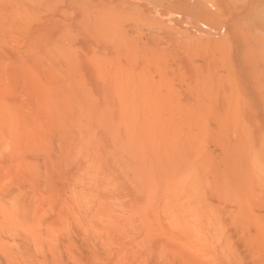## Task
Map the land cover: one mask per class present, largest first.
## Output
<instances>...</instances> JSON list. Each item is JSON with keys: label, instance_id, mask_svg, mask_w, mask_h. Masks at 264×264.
<instances>
[{"label": "rangeland", "instance_id": "374dc122", "mask_svg": "<svg viewBox=\"0 0 264 264\" xmlns=\"http://www.w3.org/2000/svg\"><path fill=\"white\" fill-rule=\"evenodd\" d=\"M24 1V2H23ZM37 1V2H36ZM71 1V2H70ZM112 1V2H111ZM114 1V2H113ZM18 2V3H17ZM20 2V3H19ZM21 2H22V4H21ZM40 2H41V4H40ZM55 2V3H54ZM57 2V3H56ZM60 2H61V4H62V6H61V4H60ZM73 2V3H72ZM104 2V3H103ZM108 2H110V3H108ZM33 3V4H32ZM36 3H39V6H38V4H36ZM52 3H54L55 5H53ZM96 4V6L94 5V4ZM114 5H113V4ZM14 4H16V5H18V8H16V5H14ZM21 6H20V5ZM35 4V5H34ZM50 4H51V6H50ZM103 4V5H102ZM110 4V5H109ZM53 5V6H52ZM93 5V6H92ZM35 6V7H34ZM105 7L104 9H103V7ZM108 6V7H107ZM111 6V7H110ZM37 7H38V9H37ZM40 7V8H39ZM46 7V8H45ZM48 7V8H47ZM61 7V8H60ZM36 8V9H35ZM13 9V10H12ZM24 11H23V10ZM40 9V10H39ZM97 9V10H96ZM15 10V11H14ZM17 10V11H16ZM39 12H38V11ZM56 10V11H55ZM64 10H65V13H67V14H65L64 13ZM94 10V11H93ZM100 10V11H99ZM22 11V12H21ZM36 11V12H35ZM55 11V12H54ZM60 11L61 12H63V14H64V16L65 17H62L63 16V14L59 17V16H57V14H60ZM69 11H70V13H69ZM19 12V13H18ZM7 13H8V15H7ZM34 13V14H33ZM45 13V14H44ZM47 13V14H46ZM225 13V14H224ZM6 14V15H5ZM14 14V15H13ZM23 14V15H22ZM28 14H29V16H28ZM32 14V15H31ZM37 14V15H36ZM80 14H81V16H80ZM18 15V16H17ZM27 15V16H26ZM68 16V18H67V20H66V17ZM73 15V16H72ZM227 15V16H226ZM7 16H8V18H7ZM33 16V18H35V16H37L38 18H41V23H42V25H41V23H40V21L38 22H36L37 23V25L35 24V23H30V20H29V18H31ZM10 17V18H9ZM36 17V19H38ZM44 17V18H43ZM72 17V18H71ZM77 17V18H76ZM79 17V18H78ZM54 18V19H53ZM62 20H61V19ZM65 18V19H64ZM9 19V20H8ZM21 19V20H20ZM36 19H34V20H36ZM56 19V20H55ZM12 20V23H14V24H12L10 21ZM19 20L21 21V22H19ZM46 20V21H45ZM8 21V22H7ZM14 21V22H13ZM45 22V23H44ZM69 22V23H68ZM0 25H2L1 26V28H0V96H2L1 98H0V111L2 112H0V115L2 116V114H3V118L5 117H8L7 119V121H9V120H11L12 119V123L9 121V123L7 122V124H9V125H7L6 123L4 124V127H6V129L5 130H7V128H11V127H15L16 129H14V127H13V129H14V131L16 132H19V133H17L18 134V137H17V135H16V143L17 142H22L21 143V147H22V145H23V147H22V149H19V150H17L18 152V154L20 155V156H22L23 154L21 153V152H23L24 153V151H25V149H26V147L27 146H30L31 145V143L33 144V142H35V141H37L36 143V145L35 144H33L34 146H30V148H33V149H31L32 151H30L29 149H26V151H30V153H28V152H26L25 151V155H23L25 158H23L22 160H21V158H19L18 156H17V154H15L16 153V151H14L15 153V156L13 155H11L12 157H15L14 159L10 156V152H8L9 154H7V151H11V153L13 152V150H15V149H12V146L15 144V146H18L19 145V143H14L13 144V142H12V140H11V144H12V146L10 147V148H8V149H5V151H6V154L9 156V157H7V155H5L7 158H5L4 156V160H2L1 161V158H3V157H1L2 156V154H1V156H0V167H1V171H3L2 173L0 172V182L2 181L3 182V184H2V186H1V184H0V193H2V196L3 195H5V194H7V192H8V194L5 196V198H6V200L8 201V197L11 195L13 198H14V194H15V192H16V194H17V190L21 187L22 189H20V190H22L23 191V193L25 192L26 193V191H27V194L29 195L30 194V196L31 195H33L34 197H33V203H30L29 201L30 200H32L31 198L32 197H30V196H28L27 195V197H26V194L24 195L22 192L20 193L19 191V193H18V195H15L16 197L13 199V198H10L12 201H13V204H15V201H16V204L19 202L20 203V205H19V203L17 204V207L18 206H20L19 207V209H18V211H17V209L16 208H14L15 207V205H13V204H9V202H8V204H9V206L10 207H12V208H14V209H12V208H10L9 207V209L7 208L6 210H9L10 212H12V214L10 213V214H8L7 215V213H9V211H7L6 212V210H3V209H5V208H1L3 211H5V213L2 211L1 212V209H0V216H2L1 215V213H4V215H5V217L7 218V219H9V218H12V216H13V220L12 219H9L10 220V223H9V220H8V223H7V219L5 218L4 220L1 218L0 220V230H3V233H1L0 232V235H1V244H2V246H3V248H1L2 246H1V244H0V264H32L33 262V264H41V262L40 261H42L41 259H43V260H45V263L44 264H46L47 262V264H49V261H48V259L50 260L51 258H52V260H53V262H52V260H50V264H59V263H61V264H71V263H73L76 259V257H77V260H80V261H77L76 260V262H74L75 264H80L81 263V261H83L85 258H87V260L89 261V263L87 262V260L85 261L84 260V262H86V263H88V264H93V261H94V264H114L115 262H116V264L118 263H120V264H141L143 261H142V257H144V262H143V264H215V263H211V261L213 260H215V262L217 261V260H220L219 259V257L222 259L221 261H218V264H232L233 262H234V264H244V262L243 261H246L245 262V264H264V253H263V250H264V246H262L264 243H263V239H262V237L264 238V228H262V226H264V223L262 222L261 223V221L263 220L264 221V208H261L262 206H264V185H261V183H264L263 181L264 180H262V179H264V125H262L261 123H263L264 124V122H263V120H262V122H261V119H260V121H258L259 120V117L260 118H262L263 116H264V114L262 115V114H260L259 113V109L261 110L262 109V112H264V0H262V1H258V0H40V1H38V0H0ZM3 23V24H2ZM9 23H11V24H9ZM20 23V24H19ZM47 23V24H46ZM65 23V24H64ZM32 24H34V26L32 25ZM38 24H39V26H38ZM70 24V25H69ZM8 25V26H7ZM6 26H7V28H6ZM10 26V29L8 28ZM18 26H20V27H18ZM51 26V27H50ZM71 26V27H70ZM12 27H14V29H15V31H13L12 30ZM18 27V28H17ZM34 27V28H33ZM17 28V29H16ZM22 28V29H21ZM30 28V29H29ZM21 29V30H20ZM12 30V31H11ZM2 31V32H1ZM6 31H8V32H6ZM10 31V32H9ZM17 31V32H16ZM25 33H23V32ZM32 31V32H31ZM6 32V33H5ZM27 32H28V34H27ZM7 33H9V34H7ZM20 33V34H19ZM60 33H62V34H60ZM2 34V35H1ZM4 34V35H3ZM24 34V35H23ZM58 34H59V36H58ZM7 35H8V37H7ZM11 37H10V36ZM17 35V36H16ZM20 35H22V37H20ZM28 35V36H27ZM6 36V37H5ZM16 36V37H15ZM11 39V42H10V40L9 39ZM27 38V39H26ZM99 38V40H97ZM104 38V39H103ZM20 39H21V41H20ZM53 39V40H52ZM96 40V41H95ZM7 41V42H6ZM64 41V42H63ZM17 42V43H16ZM66 42V43H65ZM68 42V43H67ZM74 42H76V43H74ZM99 42V43H98ZM17 45H16V44ZM37 43V44H36ZM56 43H60V44H56ZM93 43V44H92ZM13 44H14V46H13ZM19 44V45H18ZM53 44V45H52ZM69 45V47H68V45ZM74 44V45H73ZM95 44V45H94ZM51 45V46H50ZM49 48H48V47ZM52 46H54V48L52 47ZM75 46V47H74ZM40 47H41V49H40ZM55 47H57V48H55ZM45 48V49H44ZM59 48V49H58ZM66 48V49H65ZM25 49V50H24ZM51 49V50H50ZM52 49H54V50H52ZM59 50H61V51H59ZM53 51V52H52ZM52 52V53H51ZM55 52V53H54ZM59 52V53H58ZM64 52V53H63ZM54 54V55H53ZM36 55V56H35ZM59 55H61V56H59ZM33 56V57H32ZM54 56V57H53ZM96 56V57H95ZM16 57V58H15ZM42 57V58H41ZM52 57V58H51ZM37 58V59H36ZM40 58V59H39ZM91 58V59H90ZM25 59V60H24ZM31 59H32V61H31ZM28 60V61H27ZM36 62H35V61ZM61 60V61H60ZM77 60V61H76ZM92 60V61H91ZM95 60V61H94ZM97 60H99V61H97ZM106 61V62H105ZM30 62H32L33 63V66H32V64L30 63ZM90 62H91V64H90ZM30 63V64H29ZM99 63V64H98ZM103 63H107V64H103ZM109 63V64H108ZM34 64H36V66L34 65ZM100 64H102V65H100ZM47 65V66H46ZM59 65V66H58ZM88 65V66H87ZM95 65V66H94ZM32 68H31V67ZM45 66V67H44ZM78 66V67H77ZM91 66V67H90ZM97 66V67H96ZM103 67V68H101V67ZM105 66V67H104ZM130 66L132 67L131 69H130ZM81 67V68H80ZM91 68V69H89V68ZM128 67H129V69H130V71L128 70V75L126 74V73H123V71H125L126 70V72H127V69H128ZM64 68V69H63ZM95 68V69H94ZM97 68V69H96ZM105 68V69H104ZM110 68V69H109ZM124 68H126L125 70H124ZM81 69V70H80ZM99 69V70H98ZM134 69V70H133ZM79 70V71H78ZM89 71V73H88V71ZM104 70H105V72H104ZM107 70V71H106ZM123 70V71H122ZM135 71V72H133V71ZM137 70V71H136ZM81 71V72H80ZM94 71H96V73L94 72ZM37 74H36V73ZM71 72V73H70ZM92 72V73H91ZM107 72V73H106ZM113 72H114V75L115 76H117L118 77V75L120 74L121 75V73H122V75L123 74H126L127 76H122V78L124 77L125 79H126V81H124V84H125V86L123 87V83H122V81H123V79L122 78H120V75H119V78H117V81H116V79L115 80H113V81H115V82H113L112 81V83L114 84H112L111 82H110V80L108 81V80H106L105 81V77L108 75V77H109V79H112V78H115V76L114 75H112L113 74ZM134 74V76H132L131 77V75H132V73ZM27 73V74H26ZM78 73H80V74H78ZM105 73V74H104ZM131 73V74H130ZM68 74V75H67ZM83 74V75H82ZM93 74V75H92ZM44 77H43V76ZM79 75V76H78ZM145 75H147V77L145 76ZM64 76V77H63ZM76 77V78H75ZM98 77V78H97ZM108 77H106V79L108 78ZM112 77V78H111ZM142 77L144 78L145 77V79H142ZM81 78H84L83 80L81 79ZM97 78V79H96ZM128 78V79H127ZM16 79V80H15ZM26 79V80H25ZM34 79V80H33ZM53 79V80H52ZM97 81H95V80ZM103 79V80H102ZM121 79V81H119ZM15 80V81H14ZM43 80V81H42ZM75 80H77V81H79V82H75L74 83V81ZM66 81V82H65ZM88 81H90V83L88 82ZM95 81V82H94ZM98 81H100L99 83H101L102 81L104 82H109V86L108 87H106V84H103V82H102V84H98ZM128 81V82H127ZM13 82H14V84H13ZM30 82V83H29ZM37 82H39V83H37ZM88 82V83H87ZM121 82V83H120ZM145 85H143L142 83ZM19 83V84H18ZM35 84V85H33V84ZM73 83H74V85H73ZM79 83H81V85L79 84ZM97 83V84H96ZM130 83H131V85L133 84V86H131L130 88H127V86H129L130 85ZM139 83V84H138ZM143 85H141V84ZM21 84V85H20ZM29 84V85H28ZM40 84V85H39ZM78 84V86L80 85V86H83V84L84 85H88L87 87L86 86H84L85 87V89H79V87H77L76 85ZM119 84H123V85H119ZM128 84V85H127ZM147 84V85H146ZM33 87H32V86ZM90 85H92V86H90ZM96 85V86H95ZM99 85L101 86H103V87H101L102 89H103V91L105 92V94H103V91L101 90V88L99 87ZM113 85V86H112ZM117 85V86H116ZM135 85V86H134ZM137 85H138V87H137ZM8 88H7V87ZM23 86V87H22ZM35 86H37L38 88H36ZM49 86V87H48ZM111 86V87H110ZM116 86V87H115ZM40 87H42V89H40L39 90V88ZM70 87V88H69ZM77 87V88H76ZM97 87V88H96ZM104 87H105V89H104ZM127 88V94H128V89H131V88H133V89H136L137 88V93H138V91L140 92V95H142V97H143V100H145V99H147V101L145 102V101H143L144 103L143 104H145L146 105V107H147V117H145V118H147L146 119V121H147V123H148V119H149V123L148 124H146V122H145V124L147 125V131H145V128L143 127L142 128V123L143 122H140L141 123V125L139 124V120L137 121V119L135 120V118L138 116H134V115H136V112H135V110L134 109H136L137 107H139V106H137L136 108H135V106H136V104H139V105H141L142 103H141V101L142 100H140L139 99V101H137V99L138 98H141V96L139 97V95L138 96H135V97H138L137 99H135L134 97H131V96H129V94L127 95V96H129V97H131V98H129L128 99V103L127 104H129V103H131V107H133V108H131L129 105L127 106L128 107V109H126V107H124V108H122L123 106H126L127 104H125L124 102L127 100V99H125V97L126 96H124V98L122 97V100L120 99L119 100V98L122 96L121 94V90L119 91V89H124V88ZM144 87V88H143ZM145 87H146V89H145ZM5 88H7V89H5ZM16 88V89H15ZM36 88V89H35ZM73 88V89H72ZM95 88H96V90H95ZM109 88V89H108ZM114 88V89H113ZM125 88V89H126ZM143 89V92H142V90L140 91V89ZM70 89V90H69ZM78 89V90H77ZM86 89H87V91H86ZM97 89H99V90H97ZM111 89H113V90H111ZM124 89V90H125ZM139 89V90H138ZM144 89H145V91H144ZM39 90V92L38 93H36L37 91ZM42 90V91H41ZM73 90H75V92L76 93H74V91ZM84 91V92H82V91ZM114 93V94H116L115 92H117V94H118V91H119V93H121V94H119V98H115V99H117L118 100V102L117 103H119L118 105H120V104H125V105H123V106H121V107H118L117 105V107L116 106H114L115 104H117V103H113V100L111 101V102H109V101H107V100H105L103 97L105 96H107L108 94H109V96H110V92L111 91ZM117 90V91H116ZM31 91H33L32 93H31ZM80 91V92H79ZM108 91H109V93H108ZM132 91H134L135 92V90H132ZM3 92V93H2ZM4 92H8L7 94L6 93H4ZM35 92V93H34ZM44 92H45V95H44ZM54 92V93H53ZM106 92L108 93V94H106ZM111 92V93H112ZM142 92V93H141ZM42 93V94H41ZM61 93V94H60ZM71 93H73L72 95H71ZM78 93H80L81 95H79ZM113 93L111 94V98L113 97ZM124 93V92H123ZM126 93V92H125ZM136 93V94H137ZM144 93V94H143ZM6 94V95H5ZM20 94V95H19ZM35 94V95H34ZM37 94V95H36ZM40 94V95H39ZM47 94V95H46ZM49 94H50V96L51 97H49ZM52 94H53V97H52ZM55 94H57V95H55ZM63 94V95H62ZM77 94V95H76ZM101 94V95H100ZM116 94V95H117ZM136 94H134V95H136ZM22 95V96H21ZM26 95V96H25ZM59 95H60V98H59ZM70 95V96H69ZM76 95V96H75ZM88 97H87V96ZM7 96H8V98H7ZM46 96H48L50 99H52L51 101H53V103H50V99H47V98H45ZM93 96L94 97H96V96H99V97H96V98H98V102H99V104H100V102L101 103H105V102H108L107 103V105L105 106V104H104V106L102 105V104H100L101 105V107L99 106L98 107V103H97V101H96V103H94V100H95V98H94V100H93ZM108 96V97H109ZM23 99H22V98ZM34 97V98H33ZM40 97V98H39ZM71 97V98H70ZM73 97V98H72ZM85 97H87V99L85 98ZM101 97V101H100V98ZM110 97H109V99H110ZM115 97V96H114ZM118 97V96H117ZM6 98V99H5ZM21 98V99H20ZM25 98V99H24ZM26 98H27V100H26ZM63 98V99H62ZM78 98V99H77ZM8 99V100H7ZM15 99V100H14ZM62 101H61V100ZM71 99V100H70ZM76 99H77V101H76ZM86 99V100H85ZM106 99H108V98H106ZM114 99V100H115ZM131 99H135L136 101H137V103L136 104H133L135 101L133 100H131ZM221 99H225L224 101L223 100H221ZM4 100V101H3ZM9 100H10V102H9ZM46 100H47V102H46ZM64 100V101H63ZM74 100V101H73ZM82 100V101H81ZM91 100H92V102H91ZM117 100H115V101H117ZM125 100V101H124ZM220 100V101H219ZM26 101V102H25ZM28 101V102H27ZM40 103H39V102ZM61 101V102H60ZM67 101V102H66ZM72 101V102H71ZM83 101H84V103L85 104H87V105H85L84 103H83ZM3 102V103H2ZM25 102V103H24ZM42 102V103H41ZM49 102V103H48ZM56 102V103H55ZM64 104H63V103ZM75 104H74V103ZM123 102V103H122ZM11 103V104H10ZM67 105H66V104ZM38 104V105H37ZM51 104H54V105H52L51 106ZM59 104V105H58ZM77 104V105H76ZM89 104V105H88ZM94 104H97L96 105V109L94 108ZM112 104H114L113 105V107H112ZM5 105V106H4ZM13 105V106H12ZM56 105V106H55ZM70 107H69V106ZM73 105H75V106H73ZM81 105V106H80ZM93 105V106H92ZM144 105V106H145ZM7 106V107H6ZM16 106V107H15ZM58 106V107H57ZM71 106H72V108H71ZM77 106V107H76ZM85 107V109H83V107ZM102 106H103V108H102ZM142 106V105H141ZM141 107V111H140V113H142V116L145 114L146 115V113H145V111H146V108L145 107ZM257 106V107H256ZM260 108H259V107ZM13 107H15V108H13ZM81 107V108H80ZM86 107H87V109H88V113H86V114H88V115H90L92 118L95 116V115H97L98 113H100V114H98V116H95L96 118L98 117V120L96 119V118H94V120H97V121H93L94 123H93V127H92V123L90 122V120L92 119H90V118H87L86 116V114H85V112H87L86 111ZM89 107V108H88ZM107 107V108H106ZM118 108V109H116V108ZM130 107V108H129ZM50 108V109H49ZM59 108H61V109H59ZM106 108V109H105ZM109 108H110V110H109ZM115 108V109H114ZM143 108H145V110L143 109ZM257 108H259V109H257ZM4 109H6V111H4ZM79 109V110H78ZM91 109H92V111L95 109V111H93L92 112V114L89 112V111H91ZM122 109V110H121ZM126 111V113H125V111ZM131 109V111H129ZM132 109L134 110V112H132ZM140 109V108H139ZM138 109V110H139ZM257 109V110H256ZM12 110H13V112H12ZM15 110V111H14ZM17 110L19 111V115H18V112H17ZM42 110H44V111H42ZM63 110V111H62ZM76 110V111H75ZM85 110V111H84ZM116 110H117V112H116ZM137 110V109H136ZM111 112V114H110V112ZM124 111V112H123ZM8 113L7 114V116H6V113ZM16 112H17V115L18 116H16ZM84 113V116H85V118H87V119H90V120H86L87 122H85L87 125L89 124V125H91V127L90 126H88V129H87V127H84V128H86V130L85 129H83V131L86 133V131L88 130V131H90V128H91V132L89 133H87V135L89 136H91V133H92V135L93 136H95V141H96V139H99L98 141H96L95 143V145H98V147L97 146H94V148L92 147L93 145V143H91V147L93 148V150L92 151H96V150H98L99 149V151L98 152H101V150H100V148H102L101 146H99V144H101V145H104L105 146V148H106V150H104V152L106 151V152H110L111 154H112V156H117L118 155V151L120 150V149H118V151L116 152L117 153V155H114L115 154V151H113L115 148H116V145H118V147L117 148H120L119 146V144H122V143H124V142H122L123 140H124V138H123V140L122 141H120V138L121 137H123L124 135H120V138L119 137H117V136H119V135H117L118 133H116V135H113V136H115V138L112 136V133L110 134L109 132H110V130L111 131H114V133L117 131V129H115V127L114 128H112L113 126H116V128H118V129H120V128H122V127H120L121 126V123L123 122H120V123H117L118 121H121L120 119H124L125 121H124V123H127L126 121H128V123L130 124V126H128V124L126 125L125 124V126L122 124V126H123V131L125 132V130H127L126 132H127V134L130 132V131H133V129H134V127H136L135 126V123H132L131 124V119H132V122H134L133 120H135L136 121V123H137V125L139 126V128H135L134 129V131H136L137 129L140 131L141 129H143V131L144 132H142L141 131V133H143L142 135H143V137L142 138H145L144 137V133H146L147 134V138H145L144 140H146L147 139V146L145 147V156H147V158H149V160L150 159H153V157H154V160H151V163H148L149 162V160L147 161L144 157H142V159H145L146 161H147V164H148V170H145L147 173H149L150 172V174H151V171H152V168L153 169H155V165H156V171L154 172V173H152L151 174V177H148L149 179H153L152 181L154 182V185L155 184H157L158 186H160L161 185V183H163V186H164V184L166 185V183H167V181H169V186L171 185V182H173L175 179V184H176V181L178 180V178H179V176L178 175H176V171L177 170H179L180 169V171H178V173L180 172L181 173V171L182 170H184L183 172H187L189 175L191 174L192 176H191V178L192 179H196V185H195V183L194 182H192V179L189 181V183L188 184H190V182H192L191 183V185L193 186V190L188 186V189L190 190V192L189 191H187L186 189H184L183 188V190H181V186H180V189L179 190H181V194H182V192L185 190L187 193V195L188 194H190L191 192H193L194 191V189H196L194 192H195V194L194 195H196V197L198 196L197 194H196V191L197 190H200L199 191V193H200V195L198 196L199 198V200H198V202H200L199 204H200V206L198 205V204H195L194 205V207H192V205L189 203V201H192V200H194L195 198L193 197V196H191L193 199H191V200H189L188 201V204H190L191 205V207L192 208H194V209H192L193 211L192 212H194V216H195V219H197L196 221H198V223L200 224L201 223V225H199V224H197L198 226H199V231L201 232L200 234H203L204 236H207V234H209V232L211 231V229L213 230V227H214V232L212 231L211 233H210V235H208V236H211L210 237V239H208L207 241H206V243H202V244H204V247H203V252L205 251V250H207L206 248L210 245H216V247H217V249H216V247H213V246H209L208 248V251H205V252H207V253H202L201 251H199V249H200V247H201V244H199V243H197L198 245H197V247H199V249L197 250V248L196 249H194L195 248V246H194V244H193V247L194 248H190V247H187V245L186 244H188V243H186L187 241L185 240V237H182L183 236V233H185V232H183L182 233V230L181 229H179L180 227H178L177 229H179V230H177L176 228H174V230H172L171 232H170V230H166V229H164L163 228V225L164 224H162L163 223V221L162 220H160V219H163V218H160V217H164L167 213L168 214H170V213H172L175 209H177V211L176 212H178V208H179V206L177 205L178 203V200H177V198H183V196H179V197H173V199H174V201H176V202H171V201H169L170 199H169V197H166V196H164L165 198H167V199H169L168 200V203H172L171 205H168L167 206V209L166 210H169L168 209V207H170L171 206V208L172 209H174L172 212H171V210L172 209H170V212L168 211L167 213L165 212L166 210H163V209H165L166 207H165V205H167L166 203L164 204L163 203V200L165 199L164 197V199L162 198V193L165 195L166 193H164V192H166V191H168V196H169V193L171 192V190H172V188H173V186H172V188L171 189H169V190H166L164 187H162V185L159 187L160 188V190L158 189V192H157V190L155 191V190H153L156 194H155V197H159L160 199L158 200V199H155V197H152V196H150V194H149V196L150 197H152V198H154L155 200H152V201H154L157 205L158 204H160V202L161 203H163V204H161V205H159V206H161V209L159 208V207H157V205H153L154 204V202H153V204H152V202L150 201V204L148 205V206H150L151 205V207L153 208L154 206H156L157 208H156V213H157V216L156 217H153V215H151V213L149 212V214H147V215H149L151 218L153 217L154 218V220H153V218L152 219H150V218H147V223H152L151 224V228L149 227L148 229H147V231H145V230H143V229H141V230H137V233H136V229H132V231L130 230L129 232L127 231L128 229H124V230H121V229H119V232H120V230L121 231H127V233H129V236L127 235V234H125L124 232H122V233H124V234H119V233H116V232H118V231H116V232H113V230L111 231V232H113V234L112 233H109V234H107V233H104L105 234V236H106V234H107V238H109V240H111V234H112V240H113V238H115V237H120L119 239H117V240H120L121 239V236H118V234L119 235H122V236H125V239H121L122 240V242H120L119 243V241H115V243H113L112 244V242H114V240L112 241H110V243L112 244V247H110L109 248V246L111 245H108V247H107V243H109V241L107 240V239H105L106 241H108V242H106L103 238H101V239H96L95 240V238L98 236V235H100L101 234V237H103L102 235V233L104 232V228H105V226H107V224H103V223H101V221H106V220H108V218L106 217L107 215H109L108 213H109V210L111 211V213H112V215H111V213H110V217L112 216V217H114L113 215H116L114 218L115 219H117L116 217L119 215L118 213H119V209H121L122 208V210L121 211H123L124 209V206L127 208V207H131V209H132V207H133V210H134V206H135V201H137V199H136V197L134 198L133 197V200H132V197L129 195V188H128V185L127 184H125V183H127L126 181H124L125 179V177H124V175H120L121 176V178L123 179V181H121L119 178V173H116L117 175H118V179H117V177L115 178V179H113L111 176V173L112 174H114L113 176H115L116 174L115 173H113L114 172V170L116 169V170H118L121 166H118V165H121V163L119 164V162H121L122 161V163H123V157H121V156H123L124 154L122 153L121 155H120V153H119V155H120V157H113V159L115 160V158L117 159V160H115L116 161V163H118L117 164V167H118V169L117 168H115L116 167V164H115V166L113 165L114 163H112V162H114L113 161V159L111 158V162H110V160L108 161L109 163H112V165L114 166H112L111 164L110 165H108V164H106L105 162H106V159H105V161L103 162V160H104V158H105V154L104 155H102L103 157L101 158V159H103V160H98L99 162V167L98 166H96V168H98V169H100L99 171H98V169H95V171L97 170L98 171V175H99V177H98V175H96L95 174V176H93V174H90L89 175V173L88 172H86V173H88V175L89 176H87V180H88V178L89 179H95V180H93V182L94 181H101L100 183H102L103 184V186L101 187V191L103 192V195L104 196H106V194L105 193H107L108 191H109V194H107V195H109L108 197L106 196V198H109L108 200L106 199V198H104L103 196H101L102 195V192L100 191V188H98L99 187V185H93V182L91 181V180H89V182L91 183V184H89V182H87L88 183V186L87 187H89V186H91V187H89V188H87V187H85V188H87L86 190L88 191V189H90V191H93V193H99L100 194V192H101V194L99 195V197L101 196V198H99V199H106V201H110V199H111V197H113V195L115 196V198L112 200L111 199V201H114L115 199H119L118 201H119V204H117L118 205V208H117V206H115L116 204H114V206H112V205H110L109 207L107 206H104V207H102L103 209L106 207L107 209H108V212L106 211V215L104 216V214L105 213H103L102 211V215L104 216H101V212L100 211H98V212H100V216H101V218H105V219H101V218H99V216H98V220L96 221V220H94V217L93 216H91V214H90V216L92 217H87L88 218V220H90V223H89V225L87 224V225H83V226H85L87 229L88 228H92V229H88V230H86V231H88L87 233H88V235H86V231L85 230H83L82 228H83V226L81 227V230L79 231L78 229L77 230H75L76 228H77V226H75V224L74 223H71V225H72V227L69 225L70 223L68 222V219H67V221H63V220H60L61 219V217H60V219H59V213L62 211V209H63V212H62V214H61V216L63 217V215H64V218H65V216H66V218H68V213L70 212H72V211H74L75 210V212H72V214L74 215H72V216H69L70 218H69V221L70 220H72V222L74 221V218H76L75 217V215L76 216H79L80 214H79V210H78V213H76L77 212V207H74V208H76V209H74V208H71V207H73V206H76V204L74 205V203L75 202H73V200L75 201L76 199V195H77V193L79 194V198H78V202H79V199H80V196L81 197H83V199L85 198V196H87V195H90V192H88L87 194H81L80 192H82L81 190L83 189H80L81 187H84L82 184H83V182H80L79 183V185L81 184V186L80 187H78V190L80 189V191H78V190H76V188H75V186H76V180H77V182H78V177H77V179H76V176H78L77 174L79 173V172H81V170L82 171H85L86 170V166H85V164L86 163H88V161H90L91 162V157L93 156V158H94V156H95V154H94V152H92L94 155H92V153L90 154V151H89V146L88 147H86L87 145H85L86 143L85 142H83V139L81 140L80 139V136L81 137H83L82 136V134L84 135V133H82V134H80V135H78V134H76L75 132H77V129L78 128H83V127H78L77 126V122H78V120H79V122L81 123V124H79L80 126H82V124H83V113ZM122 112V113H121ZM131 112H132V114L134 113V115H129V113L131 114ZM139 112V111H138ZM257 112V113H256ZM261 112V111H260ZM10 113V114H9ZM14 113V114H13ZM35 113V114H34ZM37 113L38 114H40V115H37ZM48 113V114H47ZM73 113H75V114H73ZM107 113V114H106ZM120 113V114H119ZM127 113H128V115H127ZM258 113H259V115H258ZM47 114V115H46ZM65 114V115H64ZM79 114V115H78ZM118 115V116H116V115ZM122 114V115H121ZM34 115V116H33ZM42 115L43 116H45V117H42ZM105 115H106V118H105ZM124 115H125V117H126V115H127V117L125 118L124 117ZM141 115V114H140ZM140 115L138 116V117H140ZM197 115V116H196ZM48 116H49V118H48ZM52 116V117H51ZM65 116V117H64ZM76 116V117H75ZM78 116V117H77ZM89 116V117H90ZM104 116V117H103ZM107 116H108V118H107ZM120 116V117H119ZM149 116V117H148ZM169 116V117H168ZM185 116V117H184ZM199 116H200V118H199ZM258 116V117H257ZM20 117H25L26 119H25V121H24V119L22 120V119H20L21 120V122H26L27 120V122L26 123H22V124H24L25 125V127H27V128H25L22 124L20 125V126H18V125H16V124H18L19 122H17L16 124L15 123H13V120H15V121H18L17 119H19ZM62 117H63V119H62ZM102 117V118H101ZM122 117V118H121ZM130 117V118H129ZM137 117V118H138ZM173 117V118H172ZM190 117V118H189ZM203 117V118H202ZM37 118V119H36ZM43 118V119H42ZM45 118V119H44ZM47 118V119H46ZM67 118H69V119H67ZM78 118V119H77ZM99 118H101V120L99 119ZM105 118V119H104ZM117 118H118V120H117ZM134 118V119H133ZM141 118V117H140ZM154 118L156 119V120H154ZM182 118V119H181ZM185 118V120H183ZM197 118H199V119H197ZM257 119V121H258V123H256V124H260L258 127L259 128H257V126L256 125H251L253 122H252V120L253 119ZM36 119V120H35ZM39 119V120H38ZM56 119V120H55ZM64 120L63 122L61 121V120ZM75 119V120H74ZM107 119V120H106ZM111 119V120H110ZM113 119V120H112ZM114 119H116V120H114ZM122 119V120H123ZM143 119V118H142ZM178 119V120H177ZM192 121H191V120ZM194 119H196L195 121H193ZM203 119H204V122H203ZM263 119V118H262ZM0 120H2V119H0ZM45 120V121H44ZM52 120V121H51ZM55 120V121H54ZM58 120H60V121H58ZM67 120V121H66ZM68 120L70 121V123L68 122ZM93 120V119H92ZM103 120V121H102ZM106 120V121H105ZM109 120V121H108ZM130 120V121H129ZM144 120V119H143ZM143 120H141V121H143ZM170 120V121H169ZM198 120V121H197ZM5 121V120H4ZM14 121V122H15ZM41 121H43V123L41 122ZM71 121H75V122H71ZM108 121V122H107ZM111 121V122H110ZM157 121H158V124H157ZM161 121V122H160ZM166 123H165V122ZM185 121V122H184ZM200 121V122H199ZM3 122V121H2ZM39 122V123H38ZM54 122H56V123H54ZM64 122H65V124H67L66 125V131L64 132V129H62V128H65V126H63L62 127V125L64 124ZM67 122V123H66ZM78 122V123H79ZM97 122L100 124H97ZM110 122V123H109ZM116 122V123H115ZM155 122H156V124H155ZM163 122V123H162ZM171 122V123H170ZM178 122V123H177ZM190 122V123H189ZM193 122H195V124L193 123ZM206 122V123H205ZM259 122H261V123H259ZM1 123V122H0ZM42 123V124H41ZM58 123V124H57ZM59 123H61V127H60V124ZM63 123V124H62ZM74 123H76L75 125V127H77V128H75L74 126H73V124ZM110 124L111 126H108V125H105V124ZM112 123V124H111ZM114 123V124H113ZM160 123V124H159ZM171 125H170V124ZM203 123V124H202ZM255 123H253V124H255ZM13 124V125H12ZM38 124V125H37ZM56 124L58 125L57 127H56ZM64 124V125H65ZM86 124H84V126H86ZM97 124V125H96ZM118 124H120V126L118 125V127H117V125ZM133 124H134V126H133ZM151 124V125H150ZM177 124V125H176ZM179 124V125H178ZM186 124H188V125H186ZM190 124V125H189ZM192 124L194 125V126H192ZM199 124H201V127H200V125ZM47 125H48V128H46L47 127ZM49 125H50V128H49ZM68 125H69V127L70 128H72V126H73V128H75L76 129V131H75V129L73 130V128L72 129H70V128H67L68 127ZM94 125H96V126H94ZM101 125H103V126H105V128L104 127H102V128H99ZM113 125V126H112ZM154 125V126H153ZM158 125H160V126H158ZM197 125V126H196ZM202 125H203V127H204V125H208V126H205L204 128L202 127ZM9 126V127H8ZM16 126H18V128H19V131L17 130V127ZM22 126V129L23 128H25V130H29V131H31L33 128V130L31 131V132H28V131H26V133H25V135L23 134V132H21L22 130H21V127ZM38 126V127H37ZM99 126V127H98ZM106 126H108V127H106ZM127 126V129L125 128ZM157 126V127H156ZM176 126V127H175ZM180 127V129L178 128V127ZM200 128H199V127ZM255 126H256V129H255ZM261 126V127H260ZM0 127H1V124H0ZM44 127V128H43ZM128 127H130V128H128ZM3 128V127H2ZM1 128V129H2ZM42 128V129H41ZM96 128V129H95ZM125 128V129H124ZM150 130H149V129ZM174 128V129H173ZM179 130H178V129ZM185 128V129H184ZM196 128V129H195ZM197 128H199V132L197 131ZM202 128V129H201ZM209 130H208V129ZM0 129V130H1ZM45 129V131H43ZM69 129V130H68ZM98 129H101V130H99L98 131ZM106 129H108V130H106ZM176 129V130H175ZM193 129L195 130V131H193ZM204 129H206V131L204 130ZM9 130V129H8ZM12 130V129H11ZM21 130V131H20ZM24 130V131H25ZM70 130H72L73 132H74V134L76 135H74L73 134V132L72 131H70ZM205 131L206 133H204V131L203 132H201V131ZM208 130V131H207ZM256 130V131H255ZM2 131H3V129L1 130V132L0 133H2ZM37 131V132H36ZM47 131H48V133H47ZM63 131V132H62ZM97 132V137H96V132ZM103 131H105V132H103ZM120 131H121V129H120ZM121 132V133H124V132ZM129 131V132H128ZM134 131H133V133H134ZM138 131V132H139ZM163 131V133H164V135H162L163 133H161ZM169 131V132H168ZM179 131V132H178ZM210 131V132H209ZM8 132V131H7ZM22 134H21V133ZM29 134H31V135H28V133ZM80 132V131H79ZM108 132V133H107ZM118 132V131H117ZM125 132V133H126ZM137 132V131H136ZM136 132L134 133V134H136ZM137 132V134L139 135V133ZM157 132V133H156ZM171 132V133H170ZM173 132V133H172ZM180 132H182V133H180ZM188 132V133H187ZM196 132H198V134L196 133ZM3 133H6L5 131H3ZM2 133V134H3ZM43 133V134H42ZM66 133H69L68 135L66 134ZM105 133H107L106 135H105ZM124 133V134H125ZM132 132H130V134H131ZM133 133L131 134V135H133ZM141 133H140V135H141ZM175 133V134H174ZM195 133V134H194ZM1 134V136H3ZM20 134V135H19ZM61 134V135H60ZM66 134V135H65ZM73 134V135H72ZM108 134H110L111 136H112V138H110L111 136H107ZM127 134H126V136H127ZM152 134H153V136L155 137V139H154V137L152 136ZM160 134H161V137H159L160 136ZM177 134V135H176ZM178 134H180V135H178ZM7 135V134H6ZM6 135H5V137H6ZM14 135V136H15ZM24 136V138L26 137V136H29L28 138H26V140L28 139V141L30 140V141H32V142H30V143H27V141H26V143H23V142H25L24 140V138H22L23 136ZM41 135V136H40ZM86 135V134H85ZM138 135H133V136H135L133 139H134V142H135V139H136V137H138ZM139 135V136H140ZM141 135V136H142ZM158 135V136H157ZM169 135H171V136H169ZM181 135H183V138H182V136ZM190 135V136H189ZM200 136V138L197 136ZM203 135V136H202ZM205 135V136H204ZM211 136V137H209V136ZM13 136V137H14ZM33 136V137H32ZM49 136V138H52V139H48L47 137ZM51 136V137H50ZM57 136V137H56ZM65 136H67V137H65ZM71 136V137H70ZM79 136V137H78ZM98 136H104L103 137V140L104 141H106V142H104L103 141V143H105V144H102V141L100 140L101 139V137H98ZM105 136H107V137H105ZM126 136H124L125 137V141H126ZM146 136V135H145ZM150 136H152V138L150 137ZM165 136H166V138H165ZM174 136H175V138H174ZM177 136H179V138L177 137ZM181 136V137H180ZM185 136H187L186 138H184ZM7 137H8V135H7ZM6 137V138H7ZM64 137V138H63ZM77 138V140L76 141H78V138H79V141H78V143L79 144H76V143H74V142H76L75 140H73V138ZM84 137H86V136H84ZM127 137H129V134H128V136ZM131 137V136H130ZM158 137V138H157ZM167 137H169V138H167ZM173 137V138H172ZM202 137V138H201ZM205 137V138H204ZM209 137V138H208ZM4 138V137H3ZM11 138V137H10ZM20 138H22L23 140H21ZM54 138V139H53ZM68 138H69V140H68ZM72 138V139H71ZM119 138V139H118ZM159 138H161L162 139V141H163V139L166 141H163V142H161V143H164V145L165 146H168L167 144V142L168 141H170V138H172L173 139V141H172V143H173V145H174V148H172V152H173V155L171 154V152H169V151H165L164 149H162L161 148V150L163 151V153H161V151H160V147L158 146V149H157V146H155L154 145V143L156 144V145H159V143H160V141H161V139H159ZM192 138V139H191ZM2 139V138H1ZM5 139V138H4ZM12 139V138H11ZM45 139V140H44ZM107 139V140H106ZM108 139H113V141H114V139H116V141H117V143L118 144H116V142H112V140H111V142L112 143H114V144H111V146H109L110 145V143L108 142ZM149 139H151V140H149ZM157 139V140H156ZM171 139V140H172ZM175 139V140H174ZM178 139H179V141H178ZM199 139V140H198ZM201 139V140H200ZM206 139V140H205ZM209 139L211 140L210 142H209ZM255 139H256V142L258 143V142H260V144L258 143V144H253L254 143V141H255ZM15 140V138H13V141ZM19 140V141H18ZM64 140H65V142H64ZM74 141V142H72V141ZM109 140V141H110ZM129 140H132V139H128V141ZM155 140V141H154ZM197 140V141H196ZM204 140V141H203ZM67 141H68V144H67ZM82 141V142H81ZM101 141V142H100ZM133 141V140H132ZM131 141V142H132ZM150 142V144H149V142ZM158 141V142H157ZM177 141V142H176ZM200 143H199V142ZM262 141V142H261ZM44 143V145L45 146H47V147H45V148H47V149H45L44 148V146H43V143ZM64 142V143H63ZM98 142H100V143H98ZM122 142V143H121ZM157 142V143H156ZM178 142L181 144V146H183V147H180V148H183L182 150H187L188 152L190 151V147L189 146H191V148L192 147H196L195 149H197V150H195L194 149V151L196 152V155H195V153L193 152V157H192V159L193 160H195V161H193L192 160V163L194 164V166H196V168L195 167H192L193 166V164L191 163V155H192V153H191V155H189L187 152H186V154L184 153L183 154V152H181V150H180V152L182 153V154H179L178 152H177V150H176V148L178 147V146H176L175 147V144L174 143H177L176 145H178ZM190 142V143H189ZM213 142V143H212ZM67 144V146H66V144ZM89 143V142H88ZM98 143V144H97ZM109 143V144H108ZM130 143V142H129ZM128 143V144H129ZM160 143V144H161ZM167 143V144H166ZM170 143V142H169ZM171 143V144H172ZM197 143H199V145L197 144ZM208 143V144H207ZM26 144V145H25ZM42 144V145H41ZM71 144V145H70ZM77 145V146H81V149L82 150H84V149H87L88 150V155H91V156H89L90 157V160H89V157H88V155H87V157H86V151L84 150V154H85V156L83 155V152H79V151H77L76 152V149H77V146H75L76 148H73L74 147V145ZM125 144V143H124ZM135 144V143H134ZM145 144H146V141H145ZM149 144V145H148ZM151 144H153L154 146H152ZM170 144V145H171ZM196 144V145H195ZM202 144V145H201ZM209 144H211V145H209ZM64 145V146H63ZM73 145V146H72ZM106 145H107V147H106ZM115 146L114 148H111V147H113V146ZM131 145V144H130ZM133 145V144H132ZM169 145V146H170ZM198 145V146H197ZM20 146V145H19ZM18 146V147H19ZM26 146V147H25ZM37 146H39V148H40V146H41V152H40V150L38 149V147ZM52 146H54V147H52ZM66 146V147H65ZM79 146V147H80ZM108 146H109V148H108ZM134 146V145H133ZM132 146V147H133ZM168 146V147H169ZM172 146V145H171ZM170 146V147H171ZM185 146V147H184ZM199 146H201L202 147V150H198L199 148ZM204 146V147H203ZM208 146V147H207ZM14 147V146H13ZM42 147H43V149L44 150H46L45 152L44 151H42L43 149H42ZM51 147V152H50V150H49V148ZM57 147V148H56ZM83 147V148H82ZM85 147V148H84ZM95 147H97L96 149H95ZM162 147H163V145H162ZM169 147V148H170ZM173 147V146H172ZM211 147V148H210ZM29 148V147H28ZM38 150H37V149ZM71 148V149H70ZM116 148V149H117ZM152 149V151H151V149ZM186 148V149H185ZM208 148H209V150H208ZM224 148V149H223ZM34 149H36V150H34ZM54 149V150H53ZM79 149V148H78ZM80 149V150H81ZM95 149V150H94ZM103 149H104V147L102 148V152H103ZM150 149V151H148ZM201 149V148H200ZM207 149V150H206ZM21 150V151H20ZM56 150V151H55ZM65 150V151H64ZM68 150V151H67ZM90 150H91V148H90ZM157 152H156V151ZM168 150V149H167ZM192 150V149H191ZM223 150V151H222ZM36 152V154L35 153H33V152ZM39 151V152H38ZM53 151V152H52ZM55 151V152H54ZM59 151V153H57V154H55L56 152H58ZM62 151V153H63V151H64V154H63V156L65 157V154L67 155V157L68 158H65L64 160L66 161H68L69 163H71L72 164V162L71 161H73L74 163H75V167H77L76 169H77V174L76 173H74L73 174V172H75L76 170L74 169L75 167L73 166V164L72 165H70V166H68L69 167V169L71 170V171H69V170H67L66 168H67V164H69L68 162H65V161H63V156L62 157H60L59 155H61L60 154V152ZM69 151L71 152V153H69ZM121 151V150H120ZM119 151V152H120ZM128 151V150H127ZM147 151V152H146ZM159 151V152H158ZM193 151V150H192ZM199 151H201V152H199ZM206 151V152H205ZM214 151V152H213ZM3 152V154L5 153L4 151H2ZM73 152H76V155H77V153L79 152L81 155V157L83 158V160H82V158L80 157L79 158V156L77 157L76 156V158H74V156L75 155H73ZM103 152V153H104ZM105 152V153H106ZM114 152V153H113ZM122 152V151H121ZM129 152H132V151H130L129 150ZM168 153L169 152V154H171V156L170 155H168L167 154V156H168V158L166 157V154L164 155V157H166L167 159H164V163H166V165H165V168H162L160 165V167H161V169H163L162 170V172L164 173H162L160 170V167H159V169L160 170H157L158 169V167H157V164H161V162H162V159L161 158H164L163 157V155L162 154H164V153ZM191 152V151H190ZM43 153H45L44 155H43ZM50 153H52V155L55 157H53L52 155H50L49 156V154ZM79 153H78V155H79ZM102 153V154H103ZM109 153V155H107V157L109 158V157H112V156H110L111 154ZM147 153H151L150 155L149 154H147ZM156 153V154H155ZM161 153V154H160ZM178 153V154H177ZM198 153H200V156H199V154ZM202 153V154H201ZM220 154L219 156L218 155H216V154ZM222 153V154H221ZM22 154V155H21ZM28 154V155H27ZM32 154V155H31ZM69 154H70V156H69ZM75 154V153H74ZM96 154H98V153H96ZM125 154L127 155V153L125 152ZM153 154V156H152V158H151V155ZM188 154V155H187ZM26 155H27V157L28 158H30V157H32L31 159H29V163L27 162L28 160V158L26 157ZM36 155V157H37V159H35L34 158V156ZM38 155H42L41 157L40 156H38ZM118 155V156H119ZM160 156L161 157V155H162V157L161 158H159L158 159V157L157 156ZM177 155H179V156H177ZM203 155V156H202ZM210 155V156H209ZM212 155H213V157H212ZM43 156L45 157V158H43ZM52 156V160H51V157ZM97 156V155H96ZM98 156H101L100 154H98ZM97 156V157H98ZM144 156V155H143ZM156 156V157H155ZM198 158V159H195L196 157ZM215 156V157H214ZM256 156H259L258 158H255ZM12 158V159H9V158ZM16 157H18V160H17V158ZM60 157V158H59ZM71 158V160H69L70 158ZM74 159H73V158ZM125 157V156H124ZM169 157H171L172 159H170ZM180 157V158H179ZM228 157V158H227ZM35 160H34V159ZM41 158V159H40ZM55 159V161H54V159ZM58 158V159H57ZM62 158V159H61ZM86 158V163L84 164V159ZM176 158V159H175ZM183 158V159H182ZM200 158H204V159H202V167H204L203 166V164L204 165H206V163H207V167L208 168H200V166H201V163H199L200 162ZM209 158V159H208ZM211 158V159H210ZM224 158V159H223ZM26 159V160H25ZM61 159V160H60ZM73 159V160H72ZM77 159V160H76ZM88 159V160H87ZM98 159V158H97ZM122 159V160H121ZM128 159V158H127ZM127 159H125V160H127ZM141 159V160H142ZM156 159H157V164H153V163H155L156 162ZM207 159H208V161H207ZM261 160L259 163L258 162H256V161H253V160ZM10 160H11V162H10ZM12 160H14V161H12ZM19 160H21V161H19ZM57 160H59V163H58V161ZM82 160V161H81ZM96 160V159H95ZM118 160H119V162H118ZM129 160V163L128 164H130V159H128ZM168 160V161H167ZM174 160H176V162L174 161ZM183 161V162H181V161ZM204 160V161H203ZM206 160V161H205ZM19 161V162H18ZM23 161V162H22ZM34 161H40V163H35ZM44 161V162H43ZM53 161H54V163L56 164H53ZM57 161V162H56ZM76 161H77V163H76ZM97 161V160H96ZM145 161V162H146ZM198 161V162H197ZM14 162V163H13ZM26 162V163H25ZM31 162L32 163H34L33 165H29L28 166V164H31ZM46 162H47V164L49 163L50 165H48L49 167H50V169L49 170H47V168H49L47 165H46ZM61 162V163H60ZM64 162H65V164H64ZM100 162H102V163H105V165L103 164V166L101 167L100 166ZM125 162H128V161H125ZM134 162H136V161H134ZM169 162L171 163L170 164V166L172 165V162L174 163H177V167H175L176 165H172L171 167L169 166L168 168H167V166L169 165ZM205 162V163H204ZM219 162V163H218ZM256 162V163H255ZM7 163H10V164H7ZM17 163H19V164H17ZM23 163H25V165L23 164ZM44 163V164H43ZM82 163H83V165H82ZM91 163H94V162H91ZM90 163V164H91ZM97 163V162H96ZM167 163H168V165H167ZM197 163H199V165L197 164ZM227 163H228V165H227ZM15 165V167L13 166V165ZM23 166H22V165ZM40 164H41V166H40ZM58 164H60L62 167H60V166H58ZM78 164H79V166H78ZM80 164H81V167H80ZM90 164H89V166H90ZM132 164V163H131ZM134 164V163H133ZM192 164V165H191ZM18 165V166H17ZM39 165V167H41V168H39V167H37ZM162 165V164H161ZM247 165V166H246ZM3 166V167H2ZM6 166H8L9 167V169H8V167H6ZM10 166H12V167H14L13 169H11V173L9 172L10 171ZM30 167V168H28V167ZM36 167V171L34 170V168ZM58 167V169L56 168V172L58 173V172H61L62 171V173H60V175H62V176H64L65 174H67L68 175V171H69V175H70V172H72L71 174L73 175V177H71V176H64V177H62V176H60L59 175V173H58V175L57 174H55L56 172H55V168L54 167ZM64 166H65V168H64ZM72 166V167H71ZM83 166V167H82ZM88 166V167H89ZM109 166H111L112 167V169H111V167L109 168ZM211 166V167H210ZM244 166V167H243ZM27 167V168H26ZM47 167V168H46ZM59 167H60V169H59ZM74 167V168H73ZM87 167V168H88ZM92 167H95V165L93 164V165H91V167H89V168H92ZM101 167V168H100ZM108 167V168H107ZM133 167V166H132ZM145 167H147V166H145ZM173 167H174V169L176 168H178L176 171H175V175L177 176V177H173L172 178V176H171V170L173 169ZM182 167V168H181ZM230 167H231V170L232 171H229L230 170ZM247 167V168H246ZM3 168H4V170H3ZM25 168V169H24ZM37 168L39 169V171H37ZM61 168H64V169H61ZM78 168H80L79 169V172H78ZM85 170H84V169ZM115 168V169H114ZM122 168V167H121ZM129 168H130V166H129ZM171 170H170V169ZM234 168V169H233ZM244 168H245V170H244ZM6 169V170H5ZM15 169L17 170L18 169V171H15ZM21 169H22V171H21ZM28 169V170H27ZM67 171H66V170ZM72 169H74V170H72ZM102 169V170H101ZM111 169V170H110ZM133 169V168H132ZM132 169H130L131 171H132ZM146 169V168H145ZM151 169V170H150ZM174 169H173V172L172 173H174ZM182 169V170H181ZM195 169H196V171L197 172H195ZM199 169V170H198ZM205 169V170H204ZM211 171H210V170ZM226 169H228V171L226 170ZM237 169V170H236ZM34 172H33V171ZM41 170V171H40ZM58 170H61V171H58ZM65 170V171H64ZM90 170V169H89ZM92 170V169H91ZM90 170V171H91ZM94 170V169H93ZM109 170L111 171V173L109 172ZM127 170V169H126ZM170 172H169V171ZM202 170V171H201ZM227 171V173H226V171ZM236 170L237 172H234V171ZM239 170V171H238ZM248 170H249V172H248ZM250 170H251V172H250ZM7 172V173H5V172ZM13 171H15L14 173H17L16 175L14 174V177H21V178H23V179H21L20 180V178H19V180H17L18 181V184L20 183V182H28V184H26L25 186H24V184L23 183H20V187L18 186V184H16L17 182H16V178H14L13 177ZM28 171V172H27ZM44 171H45V173H44ZM48 171H51L50 173H52V178L49 176V172ZM64 171V172H63ZM87 171V170H86ZM106 171H108V172H106ZM121 171H122V169L119 171L120 172V174H121ZM123 171H124V169H123ZM123 171H122V173H123ZM131 171H130V173H131ZM149 171V172H148ZM160 173H159V172ZM166 171H168V172H166ZM204 171H205V174H206V172H207V176L205 175V174H200V173H204ZM253 171V172H252ZM10 174H9V173ZM37 172H38V174H37ZM67 172V173H66ZM100 172V173H99ZM116 172V171H115ZM118 172V171H117ZM125 172V171H124ZM127 172V171H126ZM182 172V173H183ZM225 172V173H224ZM231 172H232V174H231ZM234 172V173H233ZM23 173V174H22ZM28 173V174H27ZM34 173V174H33ZM42 175H40V174ZM63 173H65V174H63ZM90 173H94V172H90ZM96 173V172H95ZM156 173V174H155ZM181 173V174H182ZM231 175H229V174ZM1 174H2V176L4 177V175H6V177L8 176V178L9 177H11L10 178V180H11V182L9 181V179L8 178H6V177H2L1 176ZM9 174V175H8ZM21 174V175H20ZM32 174V175H31ZM37 176H36V175ZM80 174V173H79ZM82 178L79 176V179H83V180H85V176H84V172H82ZM128 174V173H127ZM155 174V175H154ZM187 174V175H188ZM198 174H200L201 176H199ZM25 175H26V177H28L29 176V178H28V180L29 181H24V179H25ZM28 175V176H27ZM44 175V176H43ZM57 175V176H56ZM92 175V176H91ZM110 175V176H109ZM116 175V176H117ZM148 175V174H147ZM196 175H197V177H196ZM238 175V176H237ZM244 175V176H243ZM253 175H257V177H259V178H257V177H255V176H253ZM33 176H34V178H33ZM36 176V177H35ZM97 176V177H96ZM123 176V177H122ZM128 176H130V175H128ZM150 176V175H149ZM173 176H174V174H173ZM209 176V177H208ZM252 176V177H251ZM13 177V178H12ZM45 179H44V178ZM51 179H50V178ZM58 177H62V178H59V179H61V183H60V181L59 180H57L59 183H57V181H56V179H58ZM67 177V178H66ZM199 177L201 178V180H199ZM207 177V178H206ZM227 177H229V178H227ZM69 178V179H68ZM72 178V179H71ZM147 178V179H148ZM173 179V181L171 180V179ZM180 178H181V175H180ZM233 178V179H232ZM261 178V179H260ZM4 179H8V181L7 180H5V181H7V182H5L4 181ZM14 179V180H13ZM50 179V180H49ZM52 179H54L53 181H54V183L52 182ZM64 179V180H63ZM66 179H67V184L65 183L66 182ZM74 179V180H73ZM104 179H110L111 181H110V184L108 185V186H112L113 187V190L112 189H109V190H106L105 189V182H103V180ZM148 179V180H149ZM170 179V180H169ZM208 179V180H207ZM238 179V180H237ZM256 179H258L257 180V182L255 181ZM12 180L14 181V183L13 184H10V183H12ZM69 180V181H68ZM83 180H81V181H83ZM182 180V179H181ZM181 180H178V181H181ZM247 180V181H246ZM259 180H261V181H259ZM65 181V182H64ZM96 181V182H97ZM171 181V182H170ZM203 181H204V183H203ZM220 181V182H219ZM230 181V182H229ZM234 181V182H233ZM1 182V183H2ZM4 182H5V185H4ZM43 182H44V184H43ZM46 182V183H45ZM53 183V184H55V185H52L54 188L56 187L57 189H58V187L60 188V189H58V190H60V191H58L57 189V191L54 189V190H49V188L51 189L52 188V186L50 187V184L48 185L49 187H47V183ZM64 182V183H63ZM84 182H86V181H84ZM157 182V183H156ZM182 182V181H181ZM200 182H202V183H200ZM227 182V183H226ZM232 182V183H231ZM239 182V183H238ZM243 182V183H242ZM244 182H245V184H244ZM252 184H251V183ZM254 182V183H253ZM258 182H259V184H258ZM7 183H8V185H7ZM87 183H85V184H87ZM200 183V184H199ZM212 183V184H211ZM215 183V184H214ZM225 183V184H224ZM231 183V184H230ZM248 183V184H247ZM64 184V185H63ZM66 184V185H65ZM99 184V183H98ZM174 183H172V185H173ZM176 184V185H177ZM214 184V185H213ZM241 184H242V186H241ZM10 185H14V186H16L15 188H17V189H15V188H13V186H11V188H8ZM28 185V186H27ZM58 185H60V186H58ZM64 187H63V186ZM78 185V186H79ZM116 185H117V188L119 187V191L118 190H115L116 192H114V189L116 188ZM120 185V186H119ZM122 185V186H121ZM155 186V187H158V186ZM177 185V186H178ZM194 185H195V188H194ZM199 185H201L200 187H199ZM204 185V186H203ZM227 185V186H226ZM252 185V186H251ZM259 185H261V186H259ZM29 187V189H27L26 190V188L27 187ZM62 186V187H61ZM68 186V187H67ZM94 186H95V188H94ZM98 186V187H97ZM100 186H101V184H100ZM108 186H106V187H108ZM110 186V188H112ZM114 186H115V188H114ZM175 186V185H174ZM197 186V187H196ZM210 186L212 187L211 189L212 190H210ZM243 186H245V187H243ZM4 187H5V189H7V192H1V191H3V190H1V188H3L4 189ZM7 187V188H6ZM77 187V186H76ZM104 187V189H102ZM123 187V189H121ZM152 187H153V185H152ZM161 187L162 188H164V192L163 191H161ZM166 187V186H165ZM199 187V188H198ZM203 189H202V188ZM229 187V188H228ZM248 187H250V188H248ZM256 187V188H255ZM47 188H48V190H47ZM67 188H69V189H67ZM74 190H73V189ZM96 188H98L99 189V191L98 192H96L95 190H97ZM116 188V189H117ZM175 188V187H174ZM177 188H179V187H177ZM177 188L175 189V193H179V192H176L177 191ZM251 188H252V190H254V191H256V192H254V191H252L251 190ZM259 188V189H258ZM10 189V190H9ZM53 189V188H52ZM93 189V190H92ZM121 189V190H120ZM153 189V188H152ZM202 189V190H201ZM205 189V190H204ZM11 190H12V192H11ZM26 190V191H25ZM30 192H29V191ZM68 190H70V191H68ZM85 189L83 190V192L84 193H86L87 191H86ZM104 190H106V191H104ZM174 190V189H173ZM192 190V191H191ZM217 190V191H216ZM226 190V191H225ZM5 191V190H4ZM13 191H14V194H13ZM47 191L49 192V191H51V193H52V191L54 192V191H56L55 193H54V195L52 196V194H50V192L49 193H47ZM86 191V192H85ZM110 191H112L113 192V194H112V192L110 193ZM118 191V192H117ZM121 191H123V192H121ZM170 191V192H169ZM213 191H216V192H213ZM225 191V192H224ZM245 191V192H244ZM248 193H247V192ZM250 191V192H249ZM252 191V192H251ZM262 191V192H261ZM9 192H11L10 194H9ZM59 192H61L60 194H59ZM152 192V191H151ZM174 192V191H173ZM206 192V193H205ZM210 192H211V195H209L210 194ZM232 192H233V194H234V196H233V194H232ZM241 192H243V193H241ZM3 193H5V194H3ZM57 193H58V195H57ZM65 193V194H64ZM72 193H74V194H72ZM117 193V194H116ZM124 193V194H123ZM125 193H127V194H125ZM175 193H174V195H175ZM185 193V192H184ZM197 193H198V191H197ZM198 193V194H199ZM257 193V194H256ZM22 194V195H21ZM71 194L73 195V196H71ZM76 194V195H75ZM112 194V195H111ZM158 194V195H157ZM170 194H172V193H170ZM191 194H193V193H191ZM229 195V198H228V195ZM242 196H241V195ZM245 194V195H244ZM9 195V196H8ZM65 195V196H64ZM67 195V196H66ZM118 195H119V197H121V198H123V197H125V198H123L122 199V201L124 202L125 201V199H127L129 196V198H131L130 200H132V201H129V199H127L125 202H127V204H128V202H129V205H127V204H125V202H124V205L123 206H121V203H122V201H120L121 199L120 198H118ZM154 195V194H153ZM157 195V196H156ZM161 195V196H160ZM187 195H185V196H187ZM237 195H238V197H237ZM1 196V194H0V203H2L1 201L3 200V202L5 203L6 202V200H5V198L3 199V197ZM52 196V197H51ZM58 196V197H57ZM64 197V200H63V197ZM71 196V197H70ZM116 196H117V198H116ZM128 196V197H127ZM178 196V195H177ZM184 196V198H186ZM189 196V195H188ZM203 196V197H202ZM20 197H22L25 201H26V199L28 200L29 199V201H27L26 203H27V205H24L25 204V201H23V199L22 198H20ZM26 197V198H25ZM30 197V198H29ZM93 197V196H92ZM172 196H170V198H171ZM190 197V198H191ZM205 197V198H204ZM221 197V198H220ZM241 197V198H240ZM247 197V198H246ZM256 197H258V198H256ZM48 198V199H47ZM53 198V199H52ZM55 198V199H54ZM57 198V199H56ZM97 198V197H96ZM96 198H95V200H96ZM202 198V199H201ZM211 198H212V200H211ZM234 198L236 199V200H234ZM250 198L251 199H253V200H250ZM260 198H261V200H260ZM2 199V200H1ZM22 199V200H21ZM60 199H61V201H60ZM72 199V200H71ZM94 199V198H93ZM151 199V198H150ZM180 199V200H181ZM187 200H188V198H186ZM186 199H182L181 201L182 202H184V200H186ZM208 199V200H207ZM211 200V202H210V200ZM257 199V200H256ZM11 200H9L10 202H11ZM47 200V201H46ZM51 201V203H50V201ZM53 200H55V202L53 201ZM57 200V201H56ZM63 200V201H62ZM67 200H68V202H67ZM82 200V199H81ZM95 200H93L94 202H95ZM156 200H158L157 202H156ZM166 200V199H165ZM197 200H195L196 202H197ZM202 200V201H201ZM229 200H230V203H229ZM232 200H234V202L232 201ZM244 200H246V201H244ZM18 201V202H17ZM43 201V202H42ZM54 203H53V202ZM59 201V202H58ZM72 201V202H71ZM90 201H92V199L90 200ZM99 201V200H98ZM105 201V200H104ZM117 200H116V203L118 202ZM160 201V202H159ZM211 203H209V202ZM262 202V203H259L258 204V202ZM23 202V203H22ZM45 202H48L49 204V206L47 205V203H45ZM58 202V203H57ZM62 203V205H60L59 203ZM77 202V203H78ZM81 202V201H80ZM79 202V203H80ZM84 202H86L87 203V200H85ZM83 202V203H84ZM89 202V201H88ZM121 202V203H120ZM166 202V201H165ZM187 202V201H186ZM193 202V201H192ZM209 204H208V203ZM217 202V203H216ZM225 202H226V205H224L225 204ZM231 202H233V203H235V205L233 204V203H231ZM243 202L245 203V204H243ZM250 202H251V204H250ZM21 203L23 204L22 206H21ZM30 203V204H29ZM73 203V204H72ZM78 203V208H83V207H79V205L81 204H79ZM91 203V202H90ZM98 203V202H97ZM132 205H131V204ZM177 203V204H176ZM193 203H195V202H193ZM217 205H216V204ZM230 204V205H228V204ZM248 203V204H247ZM253 203V204H252ZM256 203L258 204V205H256ZM7 203H6V206L5 207H7V205H8ZM31 204H33V205H31ZM36 204V205H35ZM43 204H45V205H47L46 207H48V208H45V210H42L41 209V207H42V205ZM51 204L53 205V206H51ZM89 204V203H88ZM92 204H93V206L92 205H88V206H90V208H91V210H96V209H99V208H97L95 205H97V204H95L94 205V203L92 202ZM175 204V205H174ZM215 204V205H214ZM223 205V206H221V205ZM233 204V205H232ZM262 204V205H261ZM1 205H3V203L1 204ZM0 205V207H2ZM13 205V206H12ZM31 205V206H30ZM45 205H43V207L42 208H44V206ZM70 205H71V207H70ZM73 205V206H72ZM131 205V206H130ZM209 205H211V206H209ZM212 205H214L213 206V208L215 209V208H217L215 211H214V209L212 208ZM250 205H251V210H253V212L250 210L249 211V209L247 210V208L248 207H250ZM256 205V206H255ZM30 206V207H29ZM33 206H34V208H33ZM35 206L36 207H38V208H36L35 209ZM88 206H87V208H88ZM178 206V207H177ZM196 206V207H195ZM199 206V207H198ZM217 206V207H216ZM220 207V210H222L223 209V211H217L218 209H219V207ZM233 206V208H231ZM235 206V207H234ZM239 206V207H238ZM244 206V207H243ZM248 206V207H247ZM254 206L256 207V208H254ZM257 206H259L260 208H258ZM98 207H99V205H98ZM101 207V206H100ZM114 207H116V209H118L117 211L115 210V208ZM119 207H121V208H119ZM151 207H149L148 208V210L149 209H152ZM165 207V208H164ZM175 207H177V208H175ZM199 208V212H197L196 211V213H195V209L196 208ZM202 208V210H201V208ZM205 207H207V209L205 210ZM231 209H230V208ZM236 207H238V209L236 208ZM25 211H27V213L26 212H23L24 210ZM28 208H30V210L28 209ZM32 208V209H31ZM102 208L100 209V210H102ZM111 208H112V210H111ZM125 208V210H127ZM158 208H159V210H158ZM163 208V209H162ZM189 208H190V206H189ZM197 208V209H198ZM209 208H212V210L211 209H209ZM227 208V209H226ZM259 210H258V209ZM42 210V212L40 211V210ZM68 209H69V211H68ZM74 209V210H73ZM106 209V210H107ZM114 209V210H113ZM196 209V210H197ZM232 209H234V210H232ZM257 211H256V210ZM13 210V211H12ZM21 210H23V211H21ZM29 210V211H28ZM34 210H36L37 212L39 211V212H41V214L43 213V218H42V220L43 221H41V217H40V219H39V216H41V215H38V214H40V213H37L36 212V214L35 213H33L32 211H34ZM66 210L68 211V213L66 214L65 212H66ZM82 210V212H83V210H85L84 208L83 209H81ZM128 210H130V208L128 209ZM153 210H155V209H153ZM161 210V211H160ZM180 210H182V209H180ZM179 210V211H180ZM207 211V213H205V211ZM226 210V211H225ZM229 210V212H227ZM230 210H231V212H230ZM263 210V211H262ZM16 211V212H15ZM19 211H21V212H19ZM58 211V212H57ZM132 211V210H131ZM149 211H152V210H149ZM173 212L174 214L176 213V212ZM202 211V212H201ZM204 211V212H203ZM208 211L210 212L209 214H208ZM217 211V212H216ZM232 211H234V212H232ZM256 212V214H254L255 212ZM28 212H30V213H28ZM32 212V213H31ZM35 212V211H34ZM113 212H114V214H113ZM125 212L126 211H123L122 213H124L123 215H125ZM128 212V211H127ZM148 212V211H147ZM153 212V214H156L155 213V211H152ZM159 212V213H158ZM160 212H162V213H160ZM213 212V213H212ZM216 212V213H215ZM223 212V213H222ZM249 212H251V213H253V215H254V217H253V215L251 214V215H249ZM261 212V213H260ZM20 213H23V214H20ZM27 215V216H25V214ZM54 213V214H53ZM70 213H69V215H70ZM180 213V212H179ZM182 213V212H181ZM200 213H202L201 215H199ZM211 213H212V215H213V217L211 216ZM231 213V214H230ZM16 214H18L17 216H16ZM33 214H35V217L36 216H38L37 218H38V220H39V222L37 223V221H36V219H34L35 217H34V215ZM50 214H53L52 215V217H54V219L52 220V217H51V215ZM58 214V215H57ZM94 215L95 214H97V215H99L98 213H93ZM162 216H161V215ZM173 214V215H174ZM178 214V213H177ZM214 214H216L215 215V218H214ZM229 214H230V216H229ZM237 216H236V215ZM260 214H262V215H260ZM3 215V216H4ZM7 215V216H6ZM10 215H11V217H10ZM22 215H23V217H22ZM29 215H33L32 217H33V219H32V217H30ZM46 215H48V216H50V217H46ZM96 215V216H97ZM127 215V214H126ZM160 215V216H159ZM172 214H170V215H166V217H164V218H167V219H170L169 217L171 216ZM202 215H204L205 217H203ZM220 215V216H219ZM223 217H222V216ZM255 215H256V218L258 217V218H260V222L258 221V223H256L255 224V222L254 221H256V220H254V221H252L253 220V218L255 219ZM2 216V217H3ZM89 216V215H88ZM96 216H95V219H96ZM135 216V215H134ZM149 216H147V217H149ZM159 216V217H158ZM174 216H176V215H174ZM177 216H179V215H177ZM193 216V217H194ZM196 216H197V218H196ZM208 218H207V217ZM209 216H210V218H209ZM236 216V217H235ZM263 216V217H262ZM18 217H20V218H18ZM58 217V218H57ZM72 217H74L73 219H72ZM109 217V216H108ZM112 217H111V220H112ZM121 215H120V217H118V218H120L121 219ZM126 217V216H125ZM124 217V218H125ZM128 218H129V215L127 216ZM172 217V216H171ZM220 217H221V220H220ZM228 217V218H227ZM4 218V217H3ZM16 218H18V219H16ZM63 218V219H64ZM78 218V217H77ZM77 218H76V220H77ZM80 218V217H79ZM82 218V217H81ZM80 218V219H81ZM136 218V216L133 218V219H135ZM158 218H160L159 220L160 221H158V220H156V219H158ZM173 218V217H172ZM171 218V219H172ZM179 218H181V217H179ZM178 217H177V221H178V219H179ZM207 218V219H206ZM214 219V220H212V219ZM217 218H218V221H217ZM20 219H23L21 222H22V225L24 224V220L26 219V221H27V223H28V225H27V223L25 222V225H23V227H22V229L24 228V230H27L29 227H32V229L34 228V224H35V222H36V224L39 226V223L41 224L42 222L44 223H42L43 224V226H41V228H39V227H37V230L39 231H42L41 229H44L43 230V232H41L40 233V231L38 232L37 230H35V233L31 230V229H28L27 231H26V233H24L25 231H23L22 232V230L20 231L19 230V228L21 227V225H20V227L18 226L20 223ZM80 219H78V221L80 220ZM84 219H86V218H84L83 217V219H82V221H83V223L84 222H86V221H88V220H85L84 221ZM92 219V220H91ZM99 219L101 220L99 223L100 224H103V228H99V226L98 225H100V224H98L97 225V223H98V221H99ZM123 219V218H122ZM230 219V220H229ZM237 219V220H236ZM247 219H248V221H247ZM58 220H60L61 221V224H60V221H58ZM76 220H75V222H76ZM156 220V221H155ZM164 220V222H165V224H166V222L167 221H165L166 219H163ZM173 220H174V218H173ZM179 220H181V219H179ZM212 220V221H211ZM216 220V221H215ZM19 221V222H18ZM24 221V222H23ZM49 221V222H48ZM59 222V224L60 225H62V221H63V223L64 222H68L66 225L65 224H63L62 226H57L58 227V229H57V227H51V230L48 228V227H50V225L51 224H53V223H55V222ZM95 221V222H94ZM109 221V220H108ZM154 221V222H153ZM158 221V222H157ZM162 221V223H160ZM220 221V222H219ZM12 222V223H11ZM17 222H18V225H17ZM107 222V221H106ZM213 222V223H212ZM217 222H219L221 225H219V223H217ZM222 222L224 223V224H222ZM254 222V223H253ZM5 223V224H4ZM50 223V224H49ZM80 223H81V221H80ZM82 223V224H83ZM88 223V222H87ZM92 223L93 224H95V225H92ZM150 223L148 224V226H150ZM216 225H215V224ZM233 223H235V224H233ZM247 223V224H246ZM261 223V224H260ZM2 224V225H1ZM10 226V227H13V226H16V227H19L18 228V230L21 232V233H23L24 234V236L26 237H24L23 235H21V233L19 232V231H17L16 232V230L15 229H17L16 227H14L13 229H11L10 230V227H8V228H6V226H8V225ZM41 224V225H42ZM48 224V225H47ZM58 224V225H59ZM73 224H74V230L76 231H73L71 228H73ZM161 224V225H160ZM212 224H214V225H212ZM252 224H253V226H252ZM259 226H258V225ZM4 225V226H3ZM6 225V226H5ZM13 225V226H12ZM37 225H35V226H37ZM54 225V224H53ZM78 225H80L81 226V224H79L78 223ZM159 225V226H158ZM209 225V226H208ZM212 225V226H211ZM227 225V226H226ZM246 225H248L247 227H245ZM258 227V229L256 230V226ZM27 226V227H26ZM52 226V225H51ZM63 226H66V227H68V226H70L69 228H70V230H69V232H71L72 233V231L73 232H75V236H74V238H73V240H74V243H71V241L73 242V240H71V238H69V236H70V234H67L68 232V230L67 229H69V228H64ZM92 226H96L95 228L94 227H92ZM110 225H108V227H109ZM177 226V225H176ZM209 228V232H206L208 229H207V227ZM219 226V227H218ZM224 226V227H223ZM234 226H236V227H234ZM238 226H239V228H238ZM97 227L99 228V229H97ZM101 227V226H100ZM108 227H107V229H108ZM165 227V226H164ZM224 228V230H223V228ZM232 227V228H231ZM242 227H244V228H242ZM260 227L262 228V229H260ZM2 228H4V229H2ZM27 228V229H26ZM39 228V229H38ZM46 228H47V230H46ZM53 228V229H52ZM55 228V229H54ZM61 228V229H60ZM94 228V229H93ZM162 228V229H161ZM216 228V229H215ZM227 228V229H226ZM247 228V229H246ZM250 230H249V229ZM7 229V231L9 230L10 232H15L16 234L14 235L13 233H10V232H5L4 233V231ZM34 229H36V227L34 228ZM58 230L59 232V235H58V233L56 232V234L54 233L53 234V232L55 231V230ZM64 229H66L64 232H66V234L64 233V232H62V230H64ZM80 229V228H79ZM97 229V231H95ZM106 229V230H107ZM207 229V230H206ZM233 229V230H232ZM32 231L31 232V234H28L29 232L28 231ZM48 232L49 230V233H51L52 235V237L50 236L49 238H51L52 239V241H53V239H55L54 241H53V243L55 244L56 243V241H58L57 239H59V237L58 236H64L62 233H64L65 234V236L67 235V238H69L70 239V243L71 244H66L67 245V247H66V245L64 244V243H69V239H68V241L66 242L64 239H66L67 240V238L65 237H62V240L60 239V241H62L61 242V244L62 245H60L59 247H57L58 246V243H56L54 246H53V243H52V241H50L49 242V245L50 244H52V247H53V250H54V247H57L56 249H55V251L56 252H58V251H60V252H58V253H55L53 250H52V248L51 247H49V245H45L44 244V242H45V240H46V242L45 243H48V237H47V239H45V240H43L44 239V237H46L49 233H47L46 231ZM54 230V231H53ZM94 230V231H93ZM99 230H101V231H99ZM103 230V231H102ZM116 230V229H115ZM133 230L135 231L133 234H132V232H133ZM144 231V233L146 232L147 233V247L146 248H144L145 250V252H142V251H137L136 250V247L134 246V244H136L135 242H137V240H135L134 238L136 237V235H137V237L136 238H139L140 239V237L141 236H143V234L141 233V232H143ZM163 230V231H162ZM165 230L166 231H168V232H165ZM177 232H176V231ZM180 230H181V232H180ZM216 230V231H215ZM218 230H220L219 232H218V234L216 233ZM228 230V231H227ZM252 230V231H251ZM38 232V234L40 233V234H44L45 233V235H43V237H42V235H40V236H38V234H36L37 232ZM45 231V232H44ZM78 231H79V233L80 234H78ZM85 233V235L82 233ZM89 231H91V232H89ZM222 231V232H221ZM224 231H227V232H224ZM238 232V233H236V232ZM240 231H241V233H240ZM28 232V233H27ZM100 232V233H99ZM150 232H151V235H150ZM204 232V233H203ZM234 232V235L232 234ZM243 232L245 233V235H243ZM252 232V233H251ZM257 232V233H256ZM261 232H263V233H261ZM6 233H10L9 235H10V237L12 238V239H14L15 238V236H17L14 240H15V242L17 241L18 243H20L21 242V240L22 241H24V242H27V243H24V242H21V244H17L16 245V243H14L13 241H12V239L10 238V237H8L7 238V236H4L3 234H6ZM76 233H77V235H78V237H77V235H76ZM92 233V234H91ZM114 233H115V237H114ZM138 233H140V234H138ZM149 233V234H148ZM171 233H173L172 235H171ZM174 233H175V235H177L179 238H180V240H181V238H184V240L182 239L181 241V245H180V247H179V245L178 244H180V243H178V242H180V240H178V242L176 241L177 240V236H175L174 235ZM179 235H178V234ZM182 235H181V234ZM213 233H215V234H213ZM225 233V235H223V234ZM228 233V234H227ZM236 233V234H235ZM240 233V234H239ZM248 233V234H247ZM260 233V234H259ZM8 234H6V235H8ZM26 234V235H25ZM33 234H35V236L33 235ZM61 234V235H60ZM83 234V235H82ZM94 234V235H93ZM96 234H98V235H96ZM131 234V235H130ZM135 234V235H134ZM230 234V235H229ZM232 234V235H231ZM237 234H238V236H240V238L237 236ZM261 234H262V236H261ZM18 235H19V237H18ZM21 235V236H20ZM31 235V236H30ZM54 235H58L57 237H55ZM72 235H73V233H72ZM91 235V236H90ZM95 235H96V237H95ZM140 235V236H139ZM156 235V236H155ZM162 235V236H161ZM184 235H186V234H184ZM202 235V236H203ZM215 235H216V237H215ZM236 235V236H235ZM260 235V236H259ZM6 237V238H4V237ZM37 236H38V238H40V241H44V242H39L38 241V239H37ZM93 236V237H92ZM108 236H110V237H108ZM132 236V237H131ZM133 236H135V237H133ZM161 236V237H160ZM174 236H175V238H174ZM204 237L205 238V240H206V238H209V237ZM214 236V237H213ZM228 236H230V238H228ZM250 236V237H249ZM28 237H30V239H28L27 240V238ZM32 237V238H31ZM42 237V238H41ZM73 237V236H72ZM79 237H82V238H79ZM83 237H84V239H83ZM100 237V236H99ZM150 237H152V238H150ZM240 239V241H238L237 242V240H238V238ZM248 239H247V238ZM257 237V238H256ZM7 239L6 241L4 240V239ZM76 238V239H75ZM78 238V239H77ZM87 238V239H86ZM106 238V237H105ZM123 238V237H122ZM127 238H129V239H127ZM142 238V237H141ZM174 238V239H173ZM211 238H215V240H217V242H215L214 244H213V242H214V240L213 241H211L212 239ZM218 238V239H217ZM221 238V239H220ZM20 241H18V240ZM90 239H92V240H94V241H91L92 243H90ZM133 239V240H132ZM159 239V240H158ZM162 239V240H161ZM220 239V240H219ZM235 239V240H234ZM237 239V240H236ZM245 239L247 240V241H245ZM250 239H251V241H250ZM30 240V241H29ZM35 240H36V242H35ZM85 241V243L83 242V243H81V245H80V243H78L79 241ZM100 240H102V241H100ZM120 240V241H121ZM123 240H124V242H123ZM131 240H132V242L133 243H131ZM153 240V241H152ZM222 240H223V242H222ZM242 240V241H241ZM259 240V241H258ZM8 241V242H7ZM12 241V242H11ZM28 241H29V246H28ZM40 243H38V242ZM87 241H88V243H89V245H88V243H87ZM97 241V242H96ZM135 241V242H134ZM138 241H140V240H138ZM158 241H160V242H158ZM210 241V242H209ZM220 241V242H219ZM231 241H232V243H231ZM4 242H5V244H4ZM11 242V243H10ZM77 242V244H79V245H77V244H75ZM99 242V243H98ZM100 242H102V244H103V242H105L106 244L103 246V248L104 249H102V248H100V247H102L101 245V243ZM118 242V243H117ZM128 242V243H127ZM163 242H164V244L166 243L167 245H164L163 244ZM173 242V243H172ZM178 244H177V243ZM207 242H209L208 244H207ZM211 242H212V244H211ZM226 242V243H225ZM243 242H245V243H243ZM31 243H32V245H31ZM36 243L37 244H39V247H36L37 245H36ZM93 243H95L94 245H91V247H90V244H93ZM124 243V244H123ZM131 243V244H130ZM138 243V242H137ZM139 243H141V242H139ZM155 243H157V245L155 244ZM176 243V244H175ZM185 244L186 245V247L187 248H189V250H187V248L184 246V245H182V244ZM194 243H196V241L194 240ZM221 243H222V245H221ZM228 243V244H227ZM247 243V244H246ZM261 243V244H260ZM10 246H9V245ZM23 244H24V246H23ZM43 244H44V246H43ZM60 244V243H59ZM72 244H74L73 246H72ZM98 244V246H96ZM99 244H101V245H99ZM115 244V248H114V245ZM121 244V245H120ZM128 244V245H127ZM132 244H133V246H132ZM149 244H150V246H149ZM153 244V245H152ZM160 244H161V246L163 247V248H161L160 247ZM173 244V245H172ZM224 244L227 246L226 248L224 247ZM244 244H246V245H244ZM249 244H251V245H249ZM7 245V246H6ZM13 245H16L15 246V248H13L12 249V246ZM41 245V246H40ZM57 245V246H56ZM69 245V246H68ZM85 245H86V247H85ZM120 245V246H119ZM128 246V248L130 247V249L132 250V248L131 247H133V250L134 251H137L138 253H141L140 254V256H139V254H135V252L132 254L131 252H129V250L130 249H128L127 248V246ZM137 245V244H136ZM172 245V246H171ZM196 245V244H195ZM220 245V246H219ZM17 246H18V249H16L17 248ZM20 246H21V248H20ZM26 246V247H25ZM42 246H43V248L45 247L46 249L47 248H50V252H51V250L53 251V253H55L56 255L54 256V257H52V255H49V256H51V258H49V256H48V251L49 250H46L45 248V251L43 250V248H42ZM47 246V247H46ZM79 246H81L80 247V249H79ZM87 246H88V249H87ZM95 246V247H94ZM122 246V248H120ZM155 246V247H154ZM182 246H184L185 248H183ZM235 246V247H234ZM237 246V247H236ZM243 246H247L246 248L245 247H243ZM252 246V247H251ZM254 246V247H253ZM41 247V248H40ZM61 247V248H60ZM67 249L68 247H72V249H73V253H74V255H76V256H74L73 255V253H71V251L72 250H70L69 248H68V250H67V252H66V250H65V248ZM74 247V248H73ZM91 248V250H90V248ZM107 247V248H106ZM116 247H118V248H116ZM148 247H149V249H148ZM219 247V248H218ZM11 248V249H10ZM58 248H60L59 250H58ZM75 248L78 250V251H76V252H80V253H82V254H76L75 252H74V250H75ZM94 248V249H93ZM99 248V249H98ZM110 250H109V249ZM138 248V247H137ZM142 248V247H141ZM142 248V249H143ZM154 248V249H153ZM161 248V249H160ZM211 248H215V249H213L214 251H210V250H212ZM242 248V249H241ZM249 248V249H248ZM256 248V249H255ZM14 249H16V250H18V252L17 251H15ZM63 249V250H62ZM101 249V250H100ZM115 249V250H114ZM127 249H128V251H127ZM152 249V250H151ZM165 249V250H164ZM168 249V250H167ZM183 249V250H182ZM191 249H192V251H191ZM195 251H194V250ZM205 249V250H204ZM224 249H226V252H225V250ZM30 250V251H29ZM38 250H39V252H38ZM98 252H97V251ZM111 252V254H108L107 255V253L109 252V251ZM113 250V251H112ZM120 250H121V252H120ZM130 250V251H131ZM141 250V249H140ZM159 250H161V251H163V252H165V253H163V252H161V251H159ZM174 250V251H173ZM176 250V251H175ZM187 250V251H186ZM197 250V251H196ZM241 250V251H240ZM248 250H249V252L250 253H248ZM22 251H24L23 253H22ZM47 251V254H46V257H45V252ZM61 251H63L64 253H66L65 255H63L62 256V253H61ZM71 253L70 255H73L74 256V259L68 254L69 252ZM87 253H86V252ZM90 251V252H89ZM92 251L93 252H95V253H92ZM100 251H101V253L103 254H101L100 253ZM106 251V252H105ZM119 251V252H118ZM127 251V252H126ZM154 251V252H153ZM172 251V252H171ZM194 251V252H193ZM212 252H214V253H216V251H217V253L219 254V255H217V253L216 254H214V253H212V255H211V253ZM224 251V252H223ZM234 251V252H233ZM254 251V252H253ZM3 254H2V253ZM29 252V253H28ZM109 252V253H110ZM128 254V253H130V254H132L133 256H134V258H133V256L131 257V256H129V254L128 255H126V253ZM151 252V253H150ZM157 252H158V254H157ZM184 252H186V254L184 253ZM195 252H197V253H195ZM198 252H200V253H202V255L200 254V256H199V253ZM209 252V253H208ZM234 253L233 254V256H232V253ZM238 252V253H237ZM19 253V254H18ZM34 253H36L37 254V258L39 259L40 258V256H41V258L38 260L36 257H35V255H34ZM52 253V254H53ZM61 253V254H60ZM63 253V254H64ZM97 254L96 256H94V255H92V254ZM106 253V254H105ZM116 253V254H115ZM120 253H125V254H123V256H122V254H121V256H122V259H120L121 257L118 255V254H120ZM148 253V254H147ZM161 253H163V254H161ZM175 253V254H174ZM226 253V254H225ZM245 253V254H244ZM252 253H255V254H252ZM259 253V254H258ZM20 254H21V256H20ZM33 254V255H32ZM39 254V255H38ZM99 254H100V257L102 258L103 257V260H102V263H101V260L100 259H97V258H99ZM145 254H147V255H145ZM239 254V255H238ZM250 254V255H249ZM257 254V255H256ZM4 255V256H3ZM7 255H9V256H7ZM54 255V254H53ZM62 256L61 258H56V257H59V256ZM90 255H92V257L90 256ZM108 257H107V256ZM112 255V256H111ZM136 255H138V256H136ZM145 255V256H144ZM154 255V256H153ZM183 255V256H182ZM205 255V256H204ZM207 255H208V258H207ZM218 256V259L215 257V256ZM222 255V256H221ZM22 256H24V257H22ZM30 256V257H29ZM69 256H70V258L72 259V260H74V261H72L71 259L69 260ZM82 256H84V258L82 257ZM85 256H87V257H85ZM105 256H106V258H108V259H106L105 258ZM111 256V257H110ZM117 256H119L120 258H117ZM128 258H132V259H134L133 261L134 262H132V260H130V259H128ZM164 256V257H163ZM170 256H171V258H170ZM175 256H176V258H175ZM177 256H178V258H177ZM180 256V257H179ZM213 256V257H212ZM235 256V257H234ZM247 256V257H246ZM254 256V257H253ZM255 256H256V258H255ZM1 257H8V258H1ZM32 257H34V259L32 258ZM47 257H48V259H47ZM66 259H68L69 261H71V262H68L67 260H65V258ZM68 257V258H67ZM81 259H80V258ZM88 257L91 259H88ZM96 259V260H94V258ZM113 257V258H112ZM145 257L147 258L146 260H145ZM174 257V258H173ZM211 257V258H210ZM224 257V258H223ZM239 257V258H238ZM243 257V258H242ZM245 257V258H244ZM263 257V258H262ZM11 258V259H10ZM18 258V259H17ZM31 258V259H30ZM36 258V259H35ZM63 258V260H61V261H57V259H62ZM79 258V259H78ZM93 258V259H92ZM139 258H141V261H140V259ZM182 258V259H181ZM196 258H198V259H196ZM200 258V259H199ZM205 258H207L206 260H205ZM209 258L211 259V260H209ZM213 258V259H212ZM228 258V259H227ZM238 258V259H237ZM258 258H260L259 260H257ZM46 259H47V261H46ZM55 259V260H54ZM83 259V260H82ZM104 259L105 260H108V262L106 263L105 261H104ZM113 259H114V261H113ZM119 259V260H118ZM138 259V260H137ZM173 259H175V260H173ZM204 261H203V260ZM232 259V260H231ZM244 259V260H243ZM246 259V260H245ZM248 259V260H247ZM31 260H32V262H31ZM35 260V261H34ZM38 260V261H37ZM130 260V261H129ZM176 260H179V261H176ZM201 260L204 262V263H202L201 262ZM227 260V261H226ZM16 261V262H15ZM66 261V262H65ZM90 261H91V263H90ZM113 261V262H112ZM118 261V262H117ZM146 261H147V263H146ZM174 261V262H173ZM207 261V262H206ZM223 261V262H222ZM225 261H226V263H225ZM248 261H250V262H248ZM11 262V263H10ZM21 262V263H20ZM27 262V263H26ZM39 262V263H38ZM42 262H44V261H42ZM59 262V263H58ZM68 262V263H67ZM83 262V263H84ZM97 262H100V263H97ZM123 262V263H122ZM129 262V263H128ZM131 262V263H130ZM141 262V263H140ZM73 263V264H74ZM217 263V262H216ZM82 264V263H81ZM85 264V263H84Z\"/></svg>", "mask_w": 264, "mask_h": 264}, {"label": "bare ground", "instance_id": "6f19581e", "mask_svg": "<svg viewBox=\"0 0 264 264\" xmlns=\"http://www.w3.org/2000/svg\"><path fill=\"white\" fill-rule=\"evenodd\" d=\"M16 1H17V0H16ZM38 1H40V0H38ZM43 1H44V0H43ZM56 1H57V0H56ZM58 1H59V0H58ZM72 1H73V0H72ZM86 1H87V0H86ZM258 1H262V0H258ZM23 2H24V1H23ZM36 2H37V1H36ZM70 2H71V1H70ZM111 2H112V1H111ZM113 2H114V1H113ZM17 3H18V2H17ZM19 3H20V2H19ZM54 3H55V2H54ZM54 3H52V4L55 5ZM56 3H57V2H56ZM72 3H73V2H72ZM103 3H104V2H103ZM108 3H110V2H108ZM21 4H22V2H21ZM32 4H33V3H32ZM36 4H38V6H39V3H36ZM40 4H41V2H40ZM60 4H61V2H60ZM93 4H94V3H93ZM112 4H113V3H112ZM14 5H16V4H14ZM19 5H20V4H19ZM34 5H35V4H34ZM53 5H52V6H53ZM94 5L96 6V4H94ZM102 5H103V4H102ZM109 5H110V4H109ZM113 5H114V4H113ZM20 6H21V5H20ZM50 6H51V4H50ZM61 6H62V4H61ZM92 6H93V5H92ZM34 7H35V6H34ZM102 7H103V6H102ZM107 7H108V6H107ZM110 7H111V6H110ZM16 8H18V5H16ZM39 8H40V7H39ZM45 8H46V7H45ZM47 8H48V7H47ZM60 8H61V7H60ZM104 8H105V7H103V9H104ZM35 9H36V8H35ZM37 9H38V7H37ZM12 10H13V9H12ZM22 10H23V9H22ZM39 10H40V9H39ZM96 10H97V9H96ZM14 11H15V10H14ZM16 11H17V10H16ZM23 11H24V10H23ZM37 11H38V10H37ZM55 11H56V10H55ZM55 11H54V12H55ZM93 11H94V10H93ZM99 11H100V10H99ZM21 12H22V11H21ZM35 12H36V11H35ZM38 12H39V11H38ZM18 13H19V12H18ZM61 13L63 14V12L60 11V14H57V16H59V15L61 16V15H62ZM64 13H65V10H64ZM69 13H70V11H69ZM10 14H11V13H10ZM10 14H9V15H10ZM33 14H34V13H33ZM44 14H45V13H44ZM46 14H47V13H46ZM65 14H67V13H65ZM224 14H225V13H224ZM5 15H6V14H5ZM7 15H8V13H7ZM9 15H8V16H9ZM13 15H14V14H13ZM22 15H23V14H22ZM31 15H32V14H31ZM36 15H37V14H36ZM8 16H7V18H8ZM10 16H11V15H10ZM17 16H18V15H17ZM26 16H27V15H26ZM28 16H29V14H28ZM60 16H59V17H60ZM66 16H67V15H66ZM72 16H73V15H72ZM80 16H81V14H80ZM226 16H227V15H226ZM36 17H37V16H35V18H33V16H32L31 18H29L30 23H35V24L37 25L36 22H37L38 20H39L40 23H41V18H38V17H37L38 19H36ZM62 17H65L64 14H63ZM9 18H10V17H9ZM43 18H44V17H43ZM67 18H68V16L66 17V20H67ZM71 18H72V17H71ZM76 18H77V17H76ZM78 18H79V17H78ZM34 19H36V20H34ZM53 19H54V18H53ZM60 19H61V18H60ZM64 19H65V18H64ZM8 20H9V19H8ZM20 20H21V19H20ZM20 20H19V22H21ZM55 20H56V19H55ZM61 20H62V19H61ZM39 21H38V22H39ZM45 21H46V20H45ZM7 22H8V21H7ZM10 22L12 23V20H11ZM13 22H14V21H13ZM11 23H9V24H11ZM44 23H45V22H44ZM68 23H69V22H68ZM0 24H1V23H0ZM2 24H3V23H2ZM12 24H14V23H12ZM12 24H11V25H12ZM19 24H20V23H19ZM46 24H47V23H46ZM64 24H65V23H64ZM14 25H15V24H14ZM32 25L34 26V24H32ZM41 25H42V23H41ZM69 25H70V24H69ZM1 26H2V25H0V28H1ZM7 26H8V25H7ZM7 26H6V28H7ZM38 26H39V24H38ZM18 27H20V26H18ZM18 27H17V28H18ZM50 27H51V26H50ZM70 27H71V26H70ZM8 28L10 29V26H9ZM17 28H16V29H17ZM33 28H34V27H33ZM13 29H14V27H12V30H13ZM21 29H22V28H21ZM21 29H20V30H21ZM29 29H30V28H29ZM12 30H11V31H12ZM13 31H15V29H14ZM1 32H2V31H1ZM6 32H8V31H6ZM6 32H5V33H6ZM9 32H10V31H9ZM16 32H17V31H16ZM22 32H23V31H22ZM31 32H32V31H31ZM23 33H24V32H23ZM7 34H9V33H7ZM19 34H20V33H19ZM24 34H25V33H24ZM24 34H23V35H24ZM27 34H28V32H27ZM60 34H62V33H60ZM1 35H2V34H1ZM3 35H4V34H3ZM9 36H10V35H9ZM11 36H12V35H11ZM11 36H10V37H11ZM16 36H17V35H16ZM16 36H15V37H16ZM27 36H28V35H27ZM58 36H59V34H58ZM5 37H6V36H5ZM7 37H8V35H7ZM20 37H22V35H20ZM8 39H9V38H8ZM26 39H27V38H26ZM103 39H104V38H103ZM9 40H10V42H11V39H9ZM52 40H53V39H52ZM97 40H99V38H98ZM20 41H21V39H20ZM95 41H96V40H95ZM6 42H7V41H6ZM63 42H64V41H63ZM16 43H17V42H16ZM16 43H15V44H16ZM65 43H66V42H65ZM67 43H68V42H67ZM74 43H76V42H74ZM98 43H99V42H98ZM36 44H37V43H36ZM56 44H60V43H56ZM92 44H93V43H92ZM16 45H17V44H16ZM18 45H19V44H18ZM52 45H53V44H52ZM67 45H68V44H67ZM73 45H74V44H73ZM94 45H95V44H94ZM13 46H14V44H13ZM50 46H51V45H50ZM47 47H48V46H47ZM52 47L54 48V46H52ZM68 47H69V45H68ZM74 47H75V46H74ZM48 48H49V47H48ZM55 48H57V47H55ZM40 49H41V47H40ZM44 49H45V48H44ZM58 49H59V48H58ZM65 49H66V48H65ZM24 50H25V49H24ZM50 50H51V49H50ZM52 50H54V49H52ZM59 51H61V50H59ZM52 52H53V51H52ZM52 52H51V53H52ZM54 53H55V52H54ZM58 53H59V52H58ZM63 53H64V52H63ZM53 55H54V54H53ZM35 56H36V55H35ZM59 56H61V55H59ZM32 57H33V56H32ZM53 57H54V56H53ZM61 57H62V56H61ZM95 57H96V56H95ZM15 58H16V57H15ZM41 58H42V57H41ZM51 58H52V57H51ZM36 59H37V58H36ZM39 59H40V58H39ZM90 59H91V58H90ZM24 60H25V59H24ZM27 61H28V60H27ZM31 61H32V59H31ZM34 61H35V60H34ZM60 61H61V60H60ZM76 61H77V60H76ZM91 61H92V60H91ZM94 61H95V60H94ZM97 61H99V60H97ZM35 62H36V61H35ZM99 62H100V61H99ZM105 62H106V61H105ZM30 63H31L32 66H33V63H32V62H30ZM30 63H29V64H30ZM90 64H91V62H90ZM98 64H99V63H98ZM103 64H107V63H103ZM108 64H109V63H108ZM34 65L36 66V64H34ZM100 65H102V64H100ZM46 66H47V65H46ZM58 66H59V65H58ZM87 66H88V65H87ZM94 66H95V65H94ZM30 67H31V66H30ZM44 67H45V66H44ZM77 67H78V66H77ZM90 67H91V66H90ZM96 67H97V66H96ZM100 67H101V66H100ZM104 67H105V66H104ZM31 68H32V67H31ZM80 68H81V67H80ZM88 68H89V67H88ZM101 68H103V67H101ZM131 68H132V67L130 66V69H131ZM63 69H64V68H63ZM89 69H91V68H89ZM94 69H95V68H94ZM96 69H97V68H96ZM104 69H105V68H104ZM109 69H110V68H109ZM125 69H126V68H124V70H125ZM130 69H129V67H128L127 72H126V70H125V71L122 70V71H123V73H126V74H127V73H128V70L130 71ZM80 70H81V69H80ZM98 70H99V69H98ZM133 70H134V69H133ZM133 70H132V71H133ZM78 71H79V70H78ZM87 71H88V70H87ZM106 71H107V70H106ZM136 71H137V70H136ZM80 72H81V71H80ZM94 72L96 73V71H94ZM104 72H105V70H104ZM133 72H135V71H133ZM35 73H36V72H35ZM70 73H71V72H70ZM88 73H89V71H88ZM91 73H92V72H91ZM106 73H107V72H106ZM131 73H132V72H131ZM131 73H130V74H131ZM26 74H27V73H26ZM36 74H37V73H36ZM78 74H80V73H78ZM104 74H105V73H104ZM126 74H123V75H122V73H121L122 76H124V75L127 76L128 74H127V75H126ZM67 75H68V74H67ZM82 75H83V74H82ZM92 75H93V74H92ZM112 75H114V72H113ZM119 75H120V74H119ZM119 75H118V77L114 75L115 78H112V77H111L112 79H109L110 76L108 77V75H107L106 77H108V78L106 79V77H105V81H106V80H108V81L110 80L111 83H112V81L115 80V79H116V81H117V78H119ZM121 75H120V78H122ZM42 76H43V75H42ZM78 76H79V75H78ZM132 76H134L133 73H132L131 77H132ZM145 76L147 77V75H145ZM43 77H44V76H43ZM63 77H64V76H63ZM116 77H117V78H116ZM75 78H76V77H75ZM97 78H98V77H97ZM97 78H96V79H97ZM81 79L83 80L84 78H81ZM122 79H123L122 83L124 84V81H126V79H125L124 77H123ZM127 79H128V78H127ZM142 79H145V77H144V78L142 77ZM15 80H16V79H15ZM15 80H14V81H15ZM25 80H26V79H25ZM33 80H34V79H33ZM52 80H53V79H52ZM94 80H95V79H94ZM102 80H103V79H102ZM42 81H43V80H42ZM95 81H96V80H95ZM95 81H94V82H95ZM105 81H104V82L102 81V82H103V84H106V87H108V86H109V85H108L109 82L107 83V82H105ZM119 81H121V79H120ZM65 82H66V81H65ZM75 82H79V81L75 80L74 83H75ZM88 82L90 83V81H88ZM88 82H87V83H88ZM96 82H97V81H96ZM99 82H100V81H98V84H102V82H101V83H99ZM113 82H115V81H113ZM127 82H128V81H127ZM29 83H30V82H29ZM37 83H39V82H37ZM74 83H73V85H74ZM120 83H121V82H120ZM141 83H142V82H141ZM141 83H140V84H141ZM13 84H14V82H13ZM18 84H19V83H18ZM32 84H33V83H32ZM35 84H36V83H35ZM35 84H33V85H35ZM79 84L81 85V83H79ZM96 84H97V83H96ZM103 84H102V85H103ZM112 84H113V83H112ZM123 84H119V85H123ZM138 84H139V83H138ZM142 84H143V83H142ZM142 84H141V85H142ZM20 85H21V84H20ZM28 85H29V84H28ZM39 85H40V84H39ZM80 85L78 86V84H77L76 86L79 87V89H85L84 86H86V85H84V84H83V86H80ZM102 85H101V86L99 85V87H100V88L103 87ZM113 85H114V84H113ZM113 85H112V86H113ZM127 85H128V84H127ZM143 85H144V84H143ZM143 85H142V86H143ZM146 85H147V84H146ZM31 86H32V85H31ZM87 86H88V85H87ZM87 86H86V87H87ZM90 86H92V85H90ZM95 86H96V85H95ZM116 86H117V85H116ZM116 86H115V87H116ZM124 86H125V84L123 85V87H124ZM131 86H133V84L131 85V83H130V85L127 86V88H130ZM134 86H135V85H134ZM144 86H145V85H144ZM6 87H7V86H6ZM22 87H23V86H22ZM32 87H33V86H32ZM35 87L38 88L37 86H35ZM48 87H49V86H48ZM77 87H76V88H77ZM110 87H111V86H110ZM137 87H138V85H137ZM7 88H8V87H7ZM7 88H5V89H7ZM36 88H35V89H36ZM69 88H70V87H69ZM96 88H97V87H96ZM96 88H95V90H96ZM125 88H126V87H125ZM125 88H124V89H125ZM127 88H126L125 90H124V89H123V90H122V89H119V91L121 90V93H122V94L119 93V91H118V94H117V92H115L117 95L114 94V93L111 91V90L114 89V88H113V89L110 90V91L113 93V97H112V98L110 97L111 94H112L111 92H110V96H109V94H108L109 91H108V93L106 92V94H108V95H107L106 97L104 96L103 98H104L105 100L109 101V102H111V101L113 100V103L115 104V103L118 102V100L115 99V98H119V97H120L119 94H121L122 96L119 98V100H120V99L122 100V97L124 98V96H126L125 99H127V100H126V101L124 100V101H125L124 103L127 104L129 98L134 97L135 99H137L138 97H135V96H138V95H139V97L141 96V98H138L137 101H139V99L142 100V101H141V103H142L141 105H142V106L139 105V104H136L137 101H136L135 99H131L132 101H133V100L135 101V102L133 103V104H136L135 108H136L137 106H139V107L136 108L137 110L134 109L135 112H136V115H134V113L132 114V112H134L133 109H132L131 114L129 113V115H130V116H131V115H134V116L136 117L137 115L139 116V115L141 114V115H140L141 118L137 116L138 118L136 117L135 120L137 119V121H138V120L140 119V120L138 121L139 124L141 125L140 122H143V123H142V128L144 127V128H145V131H147V125H146V124L149 123V119H148V123H147V121H146L147 118H145V117H147V113H146V112H147V107H146L145 104H143V103H144L143 101H145V100L147 101V99L143 100V97H142V95H140V92L138 91V93H137V91H136L137 88H136V89H133V88L128 89V91H129L128 94H129V96H131V97L127 96V95H128V94H127ZM138 88H139V87H138ZM143 88H144V87H143ZM15 89H16V88H15ZM40 89H42V87H40L39 90H40ZM72 89H73V88H72ZM104 89H105V87H104ZM108 89H109V88H108ZM145 89H146V87H145ZM145 89H144V91H145ZM39 90H38L36 93H38ZM69 90H70V89H69ZM77 90H78V89H77ZM97 90H99V89H97ZM101 90L103 91L102 88H101ZM105 90H106V89H105ZM132 90H135V92L132 91ZM138 90H139V89H138ZM141 90H142V92H143V89H142V88L140 89V91H141ZM41 91H42V90H41ZM73 91H74V93H76L75 90H73ZM81 91H82V90H81ZM86 91H87V89H86ZM116 91H117V90H116ZM32 92H33V91H31V93H32ZM79 92H80V91H79ZM82 92H84V91H82ZM123 92H124V93H123ZM125 92H126V93H125ZM142 92H141V93H142ZM2 93H3V92H2ZM4 93H6V92H4ZM7 93H8V92H7ZM7 93H6V94H7ZM34 93H35V92H34ZM53 93H54V92H53ZM136 93H137V94H136ZM6 94H5V95H6ZM41 94H42V93H41ZM60 94H61V93H60ZM72 94H73V93H71V95H72ZM78 94L81 95L80 93H78ZM103 94H105L104 91H103ZM126 94H127V95H126ZM134 94H136V95H134ZM143 94H144V93H143ZM19 95H20V94H19ZM34 95H35V94H34ZM36 95H37V94H36ZM39 95H40V94H39ZM44 95H45V92H44ZM46 95H47V94H46ZM55 95H57V94H55ZM62 95H63V94H62ZM76 95H77V94H76ZM76 95H75V96H76ZM100 95H101V94H100ZM21 96H22V95H21ZM25 96H26V95H25ZM69 96H70V95H69ZM86 96H87V95H86ZM108 96L110 97V99H109ZM114 96H115V97H114ZM117 96H118V97H117ZM1 97H2V96H0V98H1ZM49 97H51L50 94H49ZM49 97L46 96L45 98L50 99ZM52 97H53V94H52ZM87 97H88V96H87ZM87 97H85V98L87 99ZM96 97H99V96H96ZM96 97L93 96V100H94V98H95L94 103H96V101H97V103L99 104V102H98L99 100H98V98H96ZM128 97H129V98H128ZM7 98H8V96H7ZM21 98H22V97H21ZM21 98H20V99H21ZM33 98H34V97H33ZM39 98H40V97H39ZM59 98H60V95H59ZM70 98H71V97H70ZM72 98H73V97H72ZM106 98H108V99H106ZM5 99H6V98H5ZM22 99H23V98H22ZM24 99H25V98H24ZM52 99H53V98H52ZM52 99L49 100L50 103H53V101H51ZM62 99H63V98H62ZM77 99H78V98H77ZM77 99H76V101H77ZM86 99H85V100H86ZM99 99H100V101H101V97H100ZM114 99L117 100V101H115ZM7 100H8V99H7ZM14 100H15V99H14ZM26 100H27V98H26ZM60 100H61V99H60ZM70 100H71V99H70ZM87 100H88V99H87ZM221 100H223V99H221ZM224 100H225V99H224ZM224 100H223V101H224ZM3 101H4V100H3ZM61 101H62V100H61ZM61 101H60V102H61ZM63 101H64V100H63ZM73 101H74V100H73ZM81 101H82V100H81ZM146 101H145V102H146ZM219 101H220V100H219ZM9 102H10V100H9ZM25 102H26V101H25ZM25 102H24V103H25ZM27 102H28V101H27ZM38 102H39V101H38ZM46 102H47V100H46ZM66 102H67V101H66ZM71 102H72V101H71ZM91 102H92V100H91ZM2 103H3V102H2ZM39 103H40V102H39ZM41 103H42V102H41ZM48 103H49V102H48ZM55 103H56V102H55ZM62 103H63V102H62ZM73 103H74V102H73ZM83 103H84V101H83ZM85 103H86V102H85ZM85 103H84V104H85ZM92 103H93V102H92ZM107 103H108V102H105V103H101V102H100V104H102L103 106H104V104H105V106H106ZM111 103H112V102H111ZM122 103H123V102H122ZM124 103H123V104H120V105L123 106V105H125ZM10 104H11V103H10ZM63 104H64V103H63ZM65 104H66V103H65ZM74 104H75V103H74ZM100 104L98 105V107H99V106L101 107ZM114 104H112V107H113ZM118 104H119V103L115 104L114 106L117 105L118 107H121V106L118 105ZM129 104L131 105V103H129ZM129 104H127L126 106H123L122 108L126 107V109H128L127 106H128ZM37 105H38V104H37ZM52 105H54V104H51V106H52ZM58 105H59V104H58ZM66 105H67V104H66ZM76 105H77V104H76ZM85 105H87V104H85ZM88 105H89V104H88ZM94 105H95V106H94V108H95L97 104H94ZM130 105H129V106H130ZM144 105H145V106H144ZM4 106H5V105H4ZM12 106H13V105H12ZM55 106H56V105H55ZM68 106H69V105H68ZM73 106H75V105H73ZM80 106H81V105H80ZM92 106H93V105H92ZM103 106H102V108H103ZM117 106H116V107H117ZM143 106L146 108V111H145L146 115L144 114V115L142 116V113H143V112L140 113V111H141V107H143ZM6 107H7V106H6ZM15 107H16V106H15ZM15 107H13V108H15ZM57 107H58V106H57ZM69 107H70V106H69ZM76 107H77V106H76ZM82 107H83V106H82ZM116 107H115V108H116ZM130 107H131V106H130ZM130 107H129V108H130ZM256 107H257V106H256ZM258 107H259V106H258ZM71 108H72V106H71ZM80 108H81V107H80ZM88 108H89V107H88ZM106 108H107V107H106ZM106 108H105V109H106ZM115 108H114V109H115ZM131 108H133V107H131ZM139 108H140V109H139ZM145 108H143V109L145 110ZM259 108H260V107H259ZM259 108H257V109H259ZM49 109H50V108H49ZM59 109H61V108H59ZM72 109H73V108H72ZM83 109H85V107H83ZM95 109H96V108H95ZM95 109H94L93 111H95ZM116 109H118V108H116ZM124 109H125V108H124ZM124 109H123V110H124ZM138 109H139V110H138ZM257 109H256V110H257ZM78 110H79V109H78ZM109 110H110V108H109ZM121 110H122V109H121ZM4 111H6V109H4ZM14 111H15V110H14ZM42 111H44V110H42ZM62 111H63V110H62ZM75 111H76V110H75ZM84 111H85V110H84ZM86 111H87V112H85V114L88 113V109H87V107H86ZM93 111H92V109H91V111H89V112L92 114ZM124 111H125V110H124ZM124 111H123V112H124ZM126 111H127V110H126ZM126 111H125V113H126ZM129 111H131V109H130ZM138 111H139V112H138ZM260 111H261V112H260ZM0 112H1V111H0ZM2 112H3V111H2ZM2 112H1V113H2ZM12 112H13V110H12ZM17 112H18V115H19L20 113H19L18 110H17ZM17 112H16V116H18V115H17ZM109 112H110V111H109ZM116 112H117V110H116ZM127 112H128V111H127ZM5 113H6V112H5ZM82 113H83V112H82ZM93 113H94V112H93ZM121 113H122V112H121ZM256 113H257V112H256ZM259 113L262 114V115L264 114V112H262V109H261V110L259 109ZM259 113H258V115H259ZM7 114H8V113H6V116H7ZM9 114H10V113H9ZM13 114H14V113H13ZM34 114H35V113H34ZM47 114H48V113H47ZM47 114H46V115H47ZM73 114H75V113H73ZM98 114H100V113H98ZM98 114L95 115V116H98ZM106 114H107V113H106ZM110 114H111V112H110ZM119 114H120V113H119ZM37 115H40V114L37 113ZM64 115H65V114H64ZM78 115H79V114H78ZM86 115H87V116H86ZM86 115H85V116H86L87 118H90V119L92 118L90 115H88V114H86ZM115 115H116V114H115ZM121 115H122V114H121ZM127 115H128V113H127ZM127 115H126V117H127ZM2 116H3V114H2ZM2 116L0 115V119H2V120H0V122H1V123H0V124H1L0 129L3 127L2 129H3V131H5L6 133H3V131H2V133H3L4 135H3L2 133H0V156H1V154H2L1 157L4 156L5 158H7V157H9L7 154H9L8 152H10V156H11V155H12V156H13V155L15 156V154H17V156H18L19 158H21V160H22L23 158H25L23 155L26 154V153H25L26 149H29L30 151H32L31 149H33V148H30V146H34L33 144L36 145V144H37V143H36L37 141L33 142V144L31 143L30 146H27V147L25 146L26 149H25L24 153L21 152L23 155L21 154L22 156H20V155H19L20 153H19L17 150L22 149V147H23V145H22V147H21V143H22V142H17V143H19V145H20V146L18 145L19 147H18V146H15V144H14V143H16V135H17V137H18V134H17V133H19V132H17V131L15 132V131H14V129H16L14 126H13L14 129H13V127H11V128H7V130H5L6 127H4V124H5V123L7 124V122L9 123V121L11 122L12 119L9 120V121H7L9 118H8V117H6V118L4 117V118H3ZM33 116H34V115H33ZM83 116H84V113H83ZM85 116L83 117V118H84V119H83L84 122H83L82 126L79 125V124H81V123L79 122V120H78L79 123L77 122V126H78V127H83V128H78V129H77V132H75V133H76V134L79 133L78 135L84 133V135L82 134L83 137L80 136V139H81V138L83 139V142H85V143H86L85 145H87L86 147L89 146L88 149H89V151H90V154H91L92 152H94V154H95L94 158H93V156L91 157V162H94V163H91L90 161H88V163H86V158H85V159H84V164L86 163L85 166H86V170H87V171L83 168L85 171H82V170H81V172H79V169H80V168H78V172H79L80 174H79V173L77 174V173H76V172H77V169H76L77 167L74 166L75 163H74L73 161H71V162H72L73 166L75 167V168H74V167H73V168L76 170L75 172H73V174L76 173V174L78 175V176H76V179H77V177H78V182H77V180H76V183H77L76 186H77V187L75 186L76 190H78V187L81 186V184L79 185V183H80V182H83L82 185H83V186L85 185V186L80 188V189L83 188V189L81 190L82 192H80V193H81V194H87L88 192H90V195L85 196L84 199H83V197L80 196V199H79V202L81 201V202H80L81 204H80V203L78 202V198H79L78 196H79V194H78V193H77V195L75 194V195L78 197V198H77V197L75 198V199H76L75 201L73 200V202H75L74 205L76 204V206H73V205H72L73 207H71V205H70V207H71V208L77 207V212H76V213H78V210H79V214H80V215H79V216H76V215H75L76 218L78 217L77 220H76V218L72 217V219L74 218V221H73V222H72V220L69 221V218H70L69 216H72V215H73L72 212H75L74 209H76V208H74V209H73L74 211H72L71 213L69 212L70 215H69V213H68L69 209H68V211L66 210L65 213H66V214L68 213V214H67V215H68V218H66V216H65V218H64V215H63V217L61 216V214H62V212H63V209H62V211L59 213V215H60V216H59V219H60V217H61L60 220H63V221H64V220L67 221V219H68V222H69V223H70V222H71V223H74L75 226H77V228H76L75 230L78 229V230L80 231V230H81V227H82L84 224H85V225H87V224L89 225L90 220H88L87 217L90 218L91 216H93V217H94V220L97 221V220H98V216H99V218H101V216H103V215H102V212L105 213L104 216L107 214L106 211L108 212V209L110 208V207H109L110 205L113 204L112 206H114V204H116L115 206H117V208H118V205H117V204H119V201H118L119 199H115L114 201H111L112 198H113V199L115 198V196H114L115 194L113 195V197H111L110 201H106V199H107V200L109 199V198H106V196H107V197L109 196V195H107V194H109V191H108L107 193H105L106 196H104V195H103V192L101 191V187L103 186V184L100 183L101 181H97V180H96L97 182H96V181L93 182V180H95V179H92V180H91V179H89V178H88V180H87V176H89L90 174H93V176H95V174L98 175L97 173H98V171H99L100 169L96 168V166L99 165L98 162H99L100 160H103V159H101V158L103 157L102 155L105 154V158H104L103 162H104L105 159H106V162H105V163L108 164V163H109V162H108L109 160H110V162L112 161L111 158L113 159V157H120V155L123 153L124 155L121 156V157H123V158H122V159H123V163H122V161L119 162V160H118L119 164L121 163V165H118V166H121L122 168L120 167V168L118 169V167H117V164H118V163H116V161H115V160H117L116 158H115V160L113 159L114 162H112V163H114V164H113L114 166H115V164H116V167H115V168L118 169V170H116V169L114 168L115 170H114L113 173H115V174H116V173H119L118 175H119L120 178L118 177L117 174H116L117 176H116V175L113 176L114 174H112L111 171H110V170L112 169L111 166H109V168L111 167V169L109 170V172H110L111 175H112L111 177H112V178L114 177L113 179H115V178L117 177V179L119 178V179L121 180L122 178H121L120 175H124V177H125V178H124V179H125L124 181L127 182V183H125V184L128 185L129 192H130L129 195L132 197V200H133V197H134V198L136 197L137 201H135L134 210H133V207H132V209H131V207H127V208H126V207H125L126 205L124 206V208H123L124 210H123V211H126V212H125V215H123L124 213H122L123 211H121V210H122L121 207H119V208H121V209H119L120 211H119L118 209H116V207H114L116 211H117V210L119 211V213H118L119 215L116 217L117 219L114 218L116 215H113L114 217L111 216V217H112V220H111V217H110V213H111V211H110V210H109V213H108L109 215L106 216V217L108 218L109 221L106 220L107 222H106V221L104 222V221H101V220L99 219L97 225L100 224L99 222L101 221V223H103V224H107V226L104 225V226H105V228H104L105 230H104V232L102 233V234H103V235H102L103 237H101V234H100V235L96 234V235H98V236L96 237V235H95V237H96L95 240L98 239V238H99V239L103 238L104 240L107 239V240L109 241V243H107V244H106L105 242H103V244H102V242H100V243L102 244V245L99 244V245L102 246V247H100V248L104 249L103 246H104L105 244L107 245V247H108V245L111 244L110 241L112 240V234H113V232L118 231V232H116V233H119V234H124V233L126 232L125 234H127V235L129 236V233H127V231H128V232H129L130 230L132 231V229H136V230H135L136 233H137V230H141V229L147 231V229H148L149 227H150V228L152 227V226H151L152 223H150V222H149V223H150V226H148L149 223H147V222H148L149 220L147 221V218L152 219L153 217H156V216H157L156 208L159 207V208L161 209V206H159V205H161V204H163V203H164V204H165V203L167 204L169 199H170L169 201H171V200L173 199V197H175V196H176V197H179V196L181 195V196H183L182 199H186V198H188V200L186 199V200H184V202L181 201L182 199H181L180 197L177 198V200L179 199L178 202H177L178 204L176 203V204L179 206L178 209H179V210L182 209V210H180V211L178 210V212H176L177 209H175L176 211H175L174 209H172L174 206H173L172 208H171V206L168 207V209H169V208L172 209L171 212H172L173 210L176 212L175 214L173 213L174 211H173L172 213H170V214H172L171 216L174 218V220H173V218H172L171 216L169 217L170 219H167L168 217H167V218H164V217H166V215H170V214L167 213L168 211L170 212V209H169V210H166V209H167V206H168V205H171L172 203H168L167 205H165V207H166V208L164 207L165 209L162 208L163 210H166L165 212H166L167 214H166L164 217H160V218L166 219V220H165V221H167L166 224H165V222H164L163 219L158 218V219H156V220H158V221L162 220L163 223H162V221H161L160 223L164 224V225H163V228L166 229V230H170V232H171L172 230H174V228L177 229L178 227H180L179 229L182 230V233L185 232V233H183V236H182V237H185V240L187 241L186 243H188V244H186L187 247H190V248L192 247V248H194V247H193V244H194V246H195L194 249L197 248V250H198L200 246L197 247V245H198L197 243H199V244H201V247H200L199 251H201V250L203 249V247H204V244H202V243H203V242L206 243V241H207L208 239H210V237H211L212 235H211V236H208V235H210V233L214 230V227H213V230L211 229V231L209 232V228L206 226L207 229H208V230L206 229V230H207L206 232H209V234H207V236H208L209 238H206V240H205L204 237H207V236H204L203 234H200L202 231H201V232L199 231L200 229H199V226L197 225V224H199L198 221H196L198 218H197V216H196L197 219H195V216H194L195 214H194V212H192V211H193L192 209H194V208H192V207H194L195 204H198V205L200 206V204H199L200 202H198V200H199V199H198V198H199L198 196L200 195V193H199L200 190H197L199 194H198L197 191H196V194L198 195L197 197H196V195H194V194H195L194 191H195L197 188L194 189L193 192H191V193H193V194H191V193L188 194L189 196L186 194L187 192H186L185 190L182 192V194L180 193L181 190H183V188H184V189L187 188L186 190L190 192V190L188 189V186L190 185L191 187H190V186H189V187L192 189L193 186L191 185V183L194 182L195 185H196V184H197V183L195 182L196 179H192V178H191L192 175H191V174L189 175L186 171L183 172L184 170H182V169H181V170H182L181 173H182V172H183V173L181 174L180 172L178 173V171H180V169L177 170L178 168H177V169H176V168L174 169V167H173V169H174V173H172V172H173V169L171 168V169H172V170H171V169L169 168V169L171 170V173H170V174H171L172 178H173V177H177L176 175H178V176H179L178 180H181V179H182V180H181L182 182H181V181H178V180L176 181V184L178 183V184L181 186V190H179V189H180V186H179L178 184H177L178 186L175 184V180H176V179L173 181V179L170 178V179L173 181V182L170 181V182H171V185H170V186H169V184H170L169 181H167L166 185L164 184V186H163V183H161L162 187H164L166 190L171 189L172 186H173L171 192L169 191V192L172 193V194L169 193V196H168V191L164 192V191H165L164 188L161 187V191L164 190L163 192L166 193L165 195L162 193V198H163L164 196H166V197H169V199H167V198L164 197L166 200L163 198V199H164V200H163V203H161V202L159 201L160 204L157 205V204H156L154 201H152V200H155V199H158V200H159L160 198L157 196L158 194L156 195L157 197H155V194H156V193H155L153 190H155V191L157 190V192H158V189L160 190L159 187H160L161 185H160V186H158L157 184L154 185V182H153L154 180L152 179V180H153V181H152L151 179L148 178V177H151V174L154 173V172L156 171V165H155V169L152 168L151 174H150L149 171H148L149 173H147V172L145 171V170H148V169H149V168H148L149 166H148V164H147V161L149 160V158H147V156H145V153H144V152H145V147L147 146V139H146V140H144V139L147 138V134L144 133L146 136L144 135L145 138H142V137H143V135H142L143 133H141V131L144 132L143 129H141L140 131H139L138 129L136 130L137 132L139 131V132H138L139 135H140V133H141V135H142V136H141V135L139 136V135L137 134V132L134 131V129H135L138 125H137V123H136L135 120H133L134 122H132V119H131V124H132V123H135V126H136V127H134L133 131H134V133L136 132V134H134L133 131H130V132H132L133 135H135V136L138 135V137H136L135 142H134V139H133V138H134L135 136L131 135L132 133L130 134V132L128 131V132H129V133H128V134H129V137H127V136H128V134H127V132H126L127 130H125L126 133L122 130V129H123L122 124L124 123L125 120L121 117L123 120L120 119L121 121H118V122H117V123H120V122L123 121V122L121 123V126H120V124H118L120 127H122V128H120L121 131H120V129H118L119 127H118V125L116 124L118 128H116V126H113V125H112V126H113L112 128L115 127V129H117L118 132L116 131V132L114 133V131H111V130H110L109 133L111 134V133L113 132V133H112V136H113V135H116V133H118L117 135H119V136H117V135H116V136L119 137V138H120V135H121V134L124 135V136H126V134H127V136H126V141H125V137H124V136L120 138V141H122L123 138H124V140H123L122 142H124L125 144L121 142L122 144H119V145H120V146H119L120 148H117L118 145H116V148H117V149L115 148L113 151H115V154H114V155H117L116 152L118 151V149H120L122 152L119 150V151H120V152L118 151V155H119V153H120L119 156H118V155H117V156H112V154L110 153L111 151H110V152H106L107 150H106L105 146H104V145H101V144H99V146H101L102 148L104 147L103 152H104V150H106V151H105L106 153H105V152H104V153L102 152V148H100L101 152H98L99 149L96 150V151H92L93 148H94V146H97V147H98V145H95V144H96L95 142L98 141L99 139H96V141H95V136H93L95 133H94L93 135H92V133H91V136H90V135H89V136L87 135L88 132L90 133V132L93 130V129L91 130V128H90V131L87 130L86 133L84 132V131L86 130V128H84V127H87V129H88V126L91 127V125H89V124L87 125V124L85 123V122H87L88 120H90V119L85 118ZM89 116H90V117H89ZM95 116L92 118L93 120H92V119L90 120V122L92 123V127H93V123H94L93 121H97V120H98V117L96 118ZM116 116H118V115H116ZM196 116H197V115H196ZM259 116H260V115H259ZM42 117H45V116L42 115ZM51 117H52V116H51ZM64 117H65V116H64ZM75 117H76V116H75ZM77 117H78V116H77ZM103 117H104V116H103ZM119 117H120V116H119ZM124 117H125V115H124ZM126 117H125V118H126ZM148 117H149V116H148ZM168 117H169V116H168ZM184 117H185V116H184ZM257 117H258V116H257ZM7 118H8V119H7ZM48 118H49V116H48ZM94 118H96L97 120H94ZM101 118H102V117H101ZM101 118H99V119L101 120ZM105 118H106V115H105ZM105 118H104V119H105ZM107 118H108V116H107ZM129 118H130V117H129ZM142 118H143L144 120H143ZM172 118H173V117H172ZM189 118H190V117H189ZM199 118H200V116H199ZM199 118H197V119H199ZM202 118H203V117H202ZM262 118H263V119H262ZM262 118L259 117V120H258V121H260V119H261V122H262V120H263V122H264V116H263ZM20 119H22V120L24 119V121H25L26 118H25V117H24V118H23V117H20L19 119H17L18 121H15L16 119L13 120V123L16 124L17 122L20 121L18 124H16V125L20 126L22 123H26V122L28 121V120H27L26 122H24V121L21 122ZM36 119H37V118H36ZM36 119H35V120H36ZM42 119H43V118H42ZM44 119H45V118H44ZM46 119H47V118H46ZM62 119H63V117H62ZM67 119H69V118H67ZM77 119H78V118H77ZM85 119H86L87 121H86ZM133 119H134V118H133ZM181 119H182V118H181ZM4 120H5V121H4ZM38 120H39V119H38ZM55 120H56V119H55ZM55 120H54V121H55ZM60 120H61V119H60ZM60 120H58V121H60ZM74 120H75V119H74ZM106 120H107V119H106ZM106 120H105V121H106ZM110 120H111V119H110ZM112 120H113V119H112ZM114 120H116V119H114ZM117 120H118V118H117ZM117 120H116V121H117ZM141 120H143V121H141ZM154 120H156V119L154 118ZM177 120H178V119H177ZM183 120H185V118H184ZM190 120H191V119H190ZM195 120H196V119H194L193 121H195ZM199 120H200V119H199ZM2 121H3V122H2ZM14 121H15V122H14ZM44 121H45V120H44ZM51 121H52V120H51ZM61 121L63 122L64 120H61ZM66 121H67V120H66ZM102 121H103V120H102ZM108 121H109V120H108ZM108 121H107V122H108ZM129 121H130V120H129ZM169 121H170V120H169ZM191 121H192V120H191ZM197 121H198V120H197ZM256 121H257V119H255V118L252 120L253 123H255ZM258 121H257L256 123H258ZM41 122L43 123V121H41ZM68 122L70 123L69 120H68ZM71 122H75V121H71ZM110 122H111V121H110ZM110 122H109V123H110ZM126 122H127V123H124L123 125L125 126V124H126V125L128 124V126H130V124H129L130 122H129V123H128V121H126ZM145 122H146V124H145ZM160 122H161V121H160ZM164 122H165V121H164ZM184 122H185V121H184ZM199 122H200V121H199ZM203 122H204V119H203ZM261 122H259V123H261ZM11 123H12V122H11ZM38 123H39V122H38ZM42 123H41V124H42ZM54 123H56V122H54ZM66 123H67V122H66ZM115 123H116V122H115ZM162 123H163V122H162ZM165 123H166V122H165ZM170 123H171V122H170ZM170 123H169V124H170ZM177 123H178V122H177ZM189 123H190V122H189ZM193 123L195 124V122H193ZM205 123H206V122H205ZM253 123L251 124L252 126H253V125H256L257 128H259L258 126H259L260 124L258 125V124H256V123H255V124H253ZM19 124H20V125H19ZM57 124H58V123H57ZM57 124H56V127L58 126ZM59 124H60V127H61V123H59ZM62 124H63V123H62ZM64 124H65V122H64ZM64 124L62 125V127L65 126V128H62V127H61V128L64 129V132H65V131H66V125H67V124H65V125H64ZM72 124H73V123H72ZM75 124H76V123L73 124L74 127L76 126ZM84 124H86V126H84ZM97 124H99V123L97 122ZM97 124H96V125H97ZM111 124H112V123H111ZM113 124H114V123H113ZM155 124H156V122H155ZM157 124H158V121H157ZM159 124H160V123H159ZM202 124H203V123H202ZM261 124L264 125L263 123H261ZM7 125H9V124H7ZM12 125H13V124H12ZM22 125L25 127L24 124H22ZM37 125H38V124H37ZM96 125H94V126H96ZM99 125H100V124H99ZM105 125L111 126L110 124H107V123H106ZM140 125H139V126H140ZM150 125H151V124H150ZM170 125H171V124H170ZM176 125H177V124H176ZM178 125H179V124H178ZM186 125H188V124H186ZM189 125H190V124H189ZM199 125H200V127H201V124H199ZM18 126H16V127H17V130L19 131ZM73 126H72V128H73ZM108 126H106V127H108ZM131 126H132V125H131ZM131 126H130V127H131ZM133 126H134V124H133ZM139 126H138L137 128H139ZM153 126H154V125H153ZM158 126H160V125H158ZM192 126H194V125L192 124ZM196 126H197V125H196ZM205 126H208V125H204V127H205ZM256 126H255V129H256ZM8 127H9V126H8ZM37 127H38V126H37ZM98 127H99V126H98ZM102 127L105 128V126H103V125H101L99 128H102ZM130 127H128V128H130ZM156 127H157V126H156ZM160 127H161V126H160ZM175 127H176V126H175ZM177 127H178V126H177ZM198 127H199V126H198ZM200 127H199V128H200ZM202 127H203V125H202ZM204 127H203V128H204ZM253 127H254V126H253ZM260 127H261V126H260ZM20 128H21V130H22V131H21V130H20V131L23 132L24 135H25L26 131L31 132V131L34 129V128H33L31 131H29L30 129H29V130H28V129L25 130V128H27V127H25V128L22 129V126H21ZM43 128H44V127H43ZM46 128H48V125H47ZM49 128H50V125H49ZM67 128H70L69 125H68ZM72 128H70V129H72ZM75 128H77V127H75ZM75 128H73V130H74ZM108 128H109V127H108ZM110 128H111V127H110ZM110 128H109V129H110ZM125 128L127 129V126H126ZM125 128H124V129H125ZM178 128L180 129V127H178ZM178 128H177V129H178ZM199 128H197V131H198V132H199ZM2 129H1V130H2ZM8 129H9V130H8ZM11 129H12V130H11ZM41 129H42V128H41ZM83 129H85V130L83 131ZM95 129H96V128H95ZM130 129H131V128H130ZM148 129H149V128H148ZM173 129H174V128H173ZM179 129H178V130H179ZM184 129H185V128H184ZM195 129H196V128H195ZM201 129H202V128H201ZM207 129H208V128H207ZM1 130H0V132H1ZM24 130H25V131H24ZM68 130H69V129H68ZM99 130H101V129H98V131H99ZM106 130H108V129H106ZM149 130H150V129H149ZM175 130H176V129H175ZM204 130L206 131V129H204ZM204 130H203V131H204ZM208 130H209V129H208ZM208 130H207V131H208ZM7 131H8V132H7ZM43 131H45V129H44ZM70 131H72V130H70ZM75 131H76V129H75ZM79 131H80V132H79ZM93 131H94V130H93ZM101 131H102V130H101ZM122 131H123L125 134H124V133H121ZM193 131H195V130L193 129ZM200 131H201V130H200ZM203 131H201V132H203ZM205 131H204V133H206ZM255 131H256V130H255ZM21 132H20V133H21ZM28 132H27V133H28ZM36 132H37V131H36ZM62 132H63V131H62ZM66 132H67V131H66ZM72 132H73V131H72ZM95 132H96V131H95ZM103 132H105V131H103ZM168 132H169V131H168ZM178 132H179V131H178ZM198 132H196V133L198 134ZM209 132H210V131H209ZM47 133H48V131H47ZM107 133H108V132H107ZM107 133H105V135H106ZM156 133H157V132H156ZM161 133H163V131H162ZM170 133H171V132H170ZM172 133H173V132H172ZM180 133H182V132H180ZM187 133H188V132H187ZM199 133H200V132H199ZM1 134H2L3 136H1ZM6 134L8 135V137H7ZM15 134H16V135H15ZM21 134H22V133H21ZM42 134H43V133H42ZM66 134L68 135L69 133H66ZM66 134H65V135H66ZM73 134H74V132H73ZM73 134H72V135H73ZM85 134H86V135H85ZM110 134H108L107 136H111ZM174 134H175V133H174ZM194 134H195V133H194ZM5 135H6L7 138L5 137ZM14 135H15V136H14ZM19 135H20V134H19ZM28 135H31V134L28 133ZM60 135H61V134H60ZM69 135H70V134H69ZM74 135H75V134H74ZM122 135H121V136H122ZM162 135H164V133H163ZM176 135H177V134H176ZM178 135H180V134H178ZM13 136H14V137H13ZM22 136H23V135H22ZM40 136H41V135H40ZM75 136H76V135H75ZM84 136H86V137H84ZM107 136H105V137H107ZM112 136H111L110 138H112ZM130 136H131V137H130ZM152 136H153V134H152ZM152 136H150V137L152 138ZM157 136H158V135H157ZM169 136H171V135H169ZM181 136H182V138H183V135H181ZM181 136H180V137H181ZM189 136H190V135H189ZM195 136H196V135H195ZM197 136H198V135H197ZM197 136H196V137H197ZM202 136H203V135H202ZM204 136H205V135H204ZM208 136H209V135H208ZM3 137H4L5 139H4ZM10 137H11L12 139H11ZM28 137H29V136H26L25 138H24V136L22 137V138L25 139V140H24L25 142H23V143H26V141H27V143L32 142V141H30V140H29L30 142L28 141V139H29ZM32 137H33V136H32ZM50 137H51V136H50ZM56 137H57V136H56ZM65 137H67V136H65ZM70 137H71V136H70ZM78 137H79V136H78ZM96 137H97V132H96ZM98 137H101V136H98ZM103 137H104V136H102L100 140L102 141V144H105V143H103V141H104V140H103ZM113 137L115 138V136H113ZM153 137H154V136H153ZM159 137H161V134H160ZM177 137L179 138V136H177ZM186 137H187V136H185L184 138H186ZM198 137L200 138V136H198ZM209 137H211V136H209ZM209 137H208V138H209ZM1 138H2V139H1ZM13 138H15L14 141H13ZM18 138H19V137H18ZM22 138H20V139L23 140ZM26 138H28V139L26 140ZM47 138H48L49 140L52 139V138H49V136H48ZM63 138H64V137H63ZM119 138H118V139H119ZM129 138L132 139L133 141H132V140H129V141H128ZM157 138H158V137H157ZM161 138H162V137H161ZM161 138H159V139H161ZM165 138H166V136H165ZM167 138H169V137H167ZM172 138H173V137H172ZM172 138H170V141L167 142L168 144L166 143L168 146L172 143V141H173ZM174 138H175V136H174ZM187 138H188V137H187ZM201 138H202V137H201ZM204 138H205V137H204ZM53 139H54V138H53ZM71 139H72V138H71ZM75 139L77 140L76 137L73 138V140H75ZM82 139H81V140H82ZM154 139H155V137H154ZM171 139H172V140H171ZM191 139H192V138H191ZM11 140H12V142H13V144H14V145H13L14 147H13L12 144H11ZM44 140H45V139H44ZM68 140H69V138H68ZM76 140H75V141H76ZM106 140H107V139H106ZM109 140H110V139H108V142H109V143L111 142V140H112V142H116V144L119 143V142L117 143L118 140L116 141V139H114V141H113V139H111L110 141H109ZM149 140H151V139H149ZM156 140H157V139H156ZM174 140H175V139H174ZM198 140H199V139H198ZM200 140H201V139H200ZM205 140H206V139H205ZM18 141H19V140H18ZM71 141H72V140H71ZM78 141H79V138H78ZM78 141H76V142L72 141V142H74V143H76V144H79ZM101 141H100V142H101ZM131 141H132V142H131ZM145 141H146V144H145ZM151 141H152V140H151ZM154 141H155V140H154ZM163 141H165V140L163 139ZM163 141H162V139H161L160 143L163 142ZM166 141H167V140H166ZM166 141H165V142H166ZM178 141H179V139H178ZM196 141H197V140H196ZM203 141H204V140H203ZM210 141H211V140L209 139V142H210ZM64 142H65V140H64ZM64 142H63V143H64ZM81 142H82V141H81ZM88 142H89V143H88ZM100 142H98V143H100ZM104 142H106V141H104ZM112 142L110 143L109 146H111V144H114V143H112ZM129 142H130V143H129ZM148 142H149V141H148ZM157 142H158V141H157ZM157 142H156V143H157ZM169 142H170V143H169ZM176 142H177V141H176ZM198 142H199V141H198ZM200 142H201V141H200ZM200 142H199V143H200ZM261 142H262V141H261ZM17 143H16V144H17ZM42 143H43V142H42ZM91 143H93V144H92V145H93V146H92L93 148L90 146ZM98 143H97V144H98ZM109 143H108V144H109ZM128 143H129V144H128ZM134 143H135V144H134ZM160 143H159V145H156V144L154 143V145L157 146V149H158V146H159V147L161 146V147H160V151H161V153H163V151L161 150V148H162V149H164L166 152L170 150L169 152H171V154L173 155V152H172V148H174L173 143L171 144L173 147L170 145V146H171V147L169 146L170 148H169L168 146H165L164 143H161V144H160ZM189 143H190V142H189ZM199 143H197V144L199 145ZM212 143H213V142H212ZM258 143L260 144V142H258ZM258 143L256 142V139H255V141H254L253 144H258ZM65 144H66V143H65ZM67 144H68V141H67ZM67 144H66V146H67ZM130 144H131V145H130ZM132 144H133L134 146H133ZM149 144H150V142H149ZM149 144H148V145H149ZM174 144H175V147L178 146V147L176 148V150L178 149L177 152L179 151V152H178L179 154H182L181 152H183V154H184V153L186 154V152H187L189 155H191V153H192V155H191V163H192V160H193L192 157L194 156V155H193V152L195 153V155H196V152H197V151H196V152L194 151V149H195L196 147H195V148H194V147L191 148V146H189V147H190L189 149H190L191 152H190V151L188 152L187 150H182L183 148H180V147H183V146H181V144H180L179 142H178V145H176L177 143H174ZM207 144H208V143H207ZM25 145H26V144H25ZM41 145H42V144H41ZM70 145H71V144H70ZM73 145H74V144H73ZM73 145H72V146H73ZM114 145H115V144H114ZM151 145L154 146L153 144H151ZM162 145H163V147H162ZM195 145H196V144H195ZM198 145H197V146H198ZM201 145H202V144H201ZM209 145H211V144H209ZM11 146H12V149H15V150H13L12 153H11V151H7V154H6L5 149L10 148ZM43 146H44V148H45V147H47L48 145L45 146L44 143H43ZM63 146H64V145H63ZM66 146H65V147H66ZM75 146H77V145H74L73 148H76ZM79 146H80V145H79ZM79 146H77L76 152H77V151H79L80 153L83 152V155L85 156V154H84V150L86 151L87 149L82 150V149H81V146H80V147H79ZM109 146H108V148H109ZM112 146H113V145H112ZM132 146H133V147H132ZM179 146H180V147H179ZM28 147H29V148H28ZM37 147H38L39 150L41 149V146H40V148H39V146H37ZM52 147H54V146H52ZM97 147H95V149H96ZM106 147H107V145H106ZM114 147H115V146H113V147H111V148H114ZM184 147H185V146H184ZM203 147H204V146H203ZM207 147H208V146H207ZM56 148H57V147H56ZM78 148H79V149H78ZM82 148H83V147H82ZM84 148H85V147H84ZM90 148H91V150H90ZM198 148H199L198 150H202V147H201V146H199ZM200 148H201V149H200ZM210 148H211V147H210ZM36 149H37V148H36ZM36 149H34V150H36ZM38 149H37V150H38ZM42 149H43V147H42ZM45 149H47V148H45ZM70 149H71V148H70ZM80 149H81V150H80ZM95 149H94V150H95ZM150 149H151V148H150ZM150 149H149L148 151H150ZM167 149H168V150H167ZM179 149L181 150V152H180ZM185 149H186V148H185ZM191 149H192L193 151H192ZM223 149H224V148H223ZM29 150H28V151H29ZM49 150H50V152H51V147L49 148ZM53 150H54V149H53ZM127 150H128V151H127ZM129 150L132 151V152H129ZM195 150H197V149H195ZM206 150H207V149H206ZM208 150H209V148H208ZM2 151H4L5 153L3 154ZM14 151H16V153H15ZM20 151H21V150H20ZM28 151H26V152H28ZM30 151H29L28 153H30ZM42 151L45 152L46 150L43 149ZM55 151H56V150H55ZM55 151H54V152H55ZM64 151H65V150H64ZM64 151H63V153H62V151L60 152V154L62 153L61 155H59L60 157L63 156ZM67 151H68V150H67ZM151 151H152V149H151ZM155 151H156V150H155ZM222 151H223V150H222ZM17 152H18L19 154H18ZM38 152H39V151H38ZM40 152H41V150H40ZM52 152H53V151H52ZM76 152H73V155H75L74 158H76V156H77V157L79 156V158H80V157H81V156H80L81 154L78 152L79 155H78V153H77V155H76ZM125 152L127 153V155L125 154ZM146 152H147V151H146ZM156 152H157V151H156ZM158 152H159V151H158ZM166 152H165L164 154H162L163 157H164L165 154H166V157H167V158H168L167 154L171 156V154H169V152H168V153H166ZM199 152H201V151H199ZM205 152H206V151H205ZM213 152H214V151H213ZM14 153H15V154H14ZM33 153L36 154L35 151H34ZM57 153H59V151L56 152L55 154H57ZM69 153H71V152L69 151ZM74 153H75V154H74ZM85 153H86V157H87V155L89 154V153H88V150H87ZM87 153H88V154H87ZM96 153L100 154L101 156H98V154H96ZM102 153H103V154H102ZM109 153L111 154L110 156H112V157H109V158H108L107 155H109ZM113 153H114V152H113ZM161 153H160V154H161ZM178 153H177V154H178ZM44 154H45V153H43V155H44ZM94 154L92 153V155H94ZM106 154H107V155H106ZM147 154H149V153H147ZM150 154H151V153H150ZM150 154H149V155H150ZM155 154H156V153H155ZM188 154H187V155H188ZM198 154H199V156H200V153H198ZM201 154H202V153H201ZM215 154H216V153H215ZM221 154H222V153H221ZM5 155H7V157H6ZM27 155H28V154H27ZM27 155H26V157H27ZM31 155H32V154H31ZM50 155H52V153H50L49 156H50ZM67 155H68V154H67ZM67 155L65 154V157L63 156V157H64V158H63V161H65V160H64L65 158H68ZM96 155H97L98 157H97ZM143 155H144V156H143ZM162 155H161V157H162ZM216 155H218V154H216ZM219 155H220V154H219ZM219 155H218V156H219ZM12 156H11V157H12ZM29 156H30V155H29ZM29 156H28V157H29ZM38 156H40V155H38ZM41 156H42V155H41ZM41 156H40V157H41ZM44 156H45V155H44ZM44 156H43V158H45ZM52 156H53V155H52ZM52 156L50 157L51 160H52ZM69 156H70V154H69ZM71 156H72V155H71ZM71 156H70V157H71ZM89 156H91V155H88V157H89ZM124 156H125V157H124ZM152 156H153V154L151 155V158H152ZM156 156H157V155H156ZM156 156H155V157H156ZM177 156H179V155H177ZM202 156H203V155H202ZM209 156H210V155H209ZM4 157L1 158V161L4 160ZM11 157H10L9 159H12V158L14 159V158H15V157H12V158H11ZM18 157H16L17 160H18ZM22 157H23V158H22ZM28 157H27V158H28ZM35 157H36V155L34 156V158H35ZM53 157H54V156H53ZM55 157H56V156H55ZM55 157H54V158H55ZM60 157H59V158H60ZM70 157H69V158H70ZM82 157H83V156H82ZM82 157H81V158H82ZM142 157H144V158L146 157L147 159H146V158H145V159H146L147 161H146L145 159H142ZM157 157H158V159L161 158L160 156H157ZM166 157L161 158V159H162V162H161L162 165H161V164H157V159H156V162L153 163V164H157V167H158L157 170H160L161 167H162V168H165L166 163H164V159H167ZM171 157H172V156H171ZM171 157H169V158L172 159ZM195 157H196V156H195ZM212 157H213V155H212ZM214 157H215V156H214ZM258 157H259V156H256L255 158H258ZM31 158H32V157H30V158L27 159V160H28V161H27L28 163H29V159H31ZM34 158H33V159H34ZM54 158H53V159H54ZM72 158H73V157H72ZM74 158H73V159H74ZM83 158H84V157H83ZM83 158H82V160H83ZM97 158H98V159H97ZM127 158L131 160V161H130V164H128V163H129V160H128ZM179 158H180V157H179ZM227 158H228V157H227ZM7 159H8V158H7ZM35 159H37V157H36ZM35 159H34V160H35ZM40 159H41V158H40ZM57 159H58V158H57ZM61 159H62V158H61ZM61 159H60V160H61ZM73 159H72V160H73ZM95 159H96L97 161H96ZM122 159H121V160H122ZM125 159H127V160H125ZM141 159H142V160H141ZM175 159H176V158H175ZM182 159H183V158H182ZM195 159H198V158L196 157ZM200 159H201V160H200L199 163H201V166L199 165V163H197V164H198V165L200 166V168H201V167H202V162H201V161H202V159H204V158H200ZM208 159H209V158H208ZM208 159H207V161H208ZM210 159H211V158H210ZM223 159H224V158H223ZM258 159H259V158H258ZM14 160H15V159H14ZM14 160H12V161H14ZM21 160H19V161H21ZM23 160H24V159H23ZM25 160H26V159H25ZM31 160H32V159H31ZM69 160H71V158H70ZM76 160H77V159H76ZM82 160H81V161H82ZM87 160H88V159H87ZM89 160H90V157H89ZM98 160H99V161H98ZM107 160H108V161H107ZM151 160H154V157H153V159H150L148 163H151ZM252 160H253V159H252ZM19 161H18V162H19ZM54 161H55V159H54ZM54 161H53V164H55ZM57 161H58V163H59V160H57ZM57 161H56V162H57ZM125 161H128V162H125ZM134 161H136V162H134ZM145 161H146V162H145ZM167 161H168V160H167ZM174 161L176 162V160H174ZM180 161H181V160H180ZM193 161H195V160H193ZM203 161H204V160H203ZM205 161H206V160H205ZM253 161L258 162L259 160H258V161H257V160H253ZM260 161H261V160H260ZM260 161H259V162H260ZM2 162H3V161H2ZM10 162H11V160H10ZM22 162H23V161H22ZM34 162L36 163L37 161H34ZM43 162H44V161H43ZM65 162H68V161L66 160ZM65 162H64V164H65ZM96 162H97V163H96ZM175 162H174V163H175ZM181 162H183V161H181ZM197 162H198V161H197ZM208 162H209V161H208ZM256 162H255V163H256ZM259 162H258V163H259ZM0 163H1V162H0ZM13 163H14V162H13ZM25 163H26V162H25ZM25 163H23V164L25 165ZM37 163H40V161H38ZM60 163H61V162H60ZM68 163H69V162H68ZM76 163H77V161H76ZM90 163H91V164H90ZM100 163H101L100 166H101V165L103 166V164L105 165V163H102V162H100ZM112 163H109L108 165H110V164L112 165ZM131 163H132V164H131ZM133 163H134V164H133ZM163 163H164L165 165H164ZM174 163L172 162V165H173ZM193 163H194V162H193ZM193 163H192V164H193ZM204 163H205V162H204ZM218 163H219V162H218ZM7 164H10V163H7ZM17 164H19V163H17ZM33 164H34V163L31 162V164H28V166H29V165H33ZM43 164H44V163H43ZM66 164H67V163H66ZM66 164H65V165H66ZM72 164H71V163L67 164V168H66V169L69 170V171H71V170H70L71 168L69 169L68 166H70V165H72ZM89 164H90V166H89ZM93 164L95 165V167L89 168V167H91V165H93ZM97 164H98V165H97ZM170 164H171L170 162H169V165H168V163H167V165H168L167 168L170 166ZM192 164H191V165H192ZM194 164H195V163H194ZM194 164H193L192 167H195V168H196V166H194ZM12 165H13V164H12ZM21 165H22V164H21ZM46 165L48 166V165H50V164H49V163L47 164V162H46ZM55 165H56V164H55ZM82 165H83V163H82ZM113 165H112V166H113ZM159 165H160L161 167H160ZM172 165H171V166H172ZM174 165H176L175 167H177L179 164L177 165V163H175ZM195 165H196V164H195ZM206 165H207V163H206ZM206 165L203 164V166H204L205 168H208L207 166H208L209 164H208L207 166H206ZM227 165H228V163H227ZM13 166L15 167V165H13ZM17 166H18V165H17ZM22 166H23V165H22ZM28 166H27V167H28ZM40 166H41V164H40ZM58 166L62 167L60 164H58ZM78 166H79V164H78ZM88 166H89V167H88ZM102 166H101V167H102ZM114 166H113V167H114ZM129 166H130V168H129ZM132 166H133V167H132ZM145 166H147V167H145ZM171 166H170V167H171ZM246 166H247V165H246ZM2 167H3V166H2ZM6 167H8V166H6ZM14 167L10 166V171H9L10 173L12 172L11 169H13ZM27 167H26V168H27ZM34 167H35V166H34ZM37 167H39V165H38ZM48 167H49V166H48ZM60 167H59V169H60ZM71 167H72V166H71ZM80 167H81V164H80ZM82 167H83V166H82ZM87 167H88V168H87ZM98 167H99V166H98ZM101 167H100V168H101ZM159 167H160V169H159ZM204 167H202V168H204ZM210 167H211V166H210ZM243 167H244V166H243ZM28 168H30V167H28ZM39 168H41V167H39ZM46 168H47V167H46ZM54 168H55V172H56V171H57L56 168L58 169V167L55 166ZM64 168H65V166H64ZM64 168H61V169H64ZM107 168H108V167H107ZM132 168H133V169H132ZM145 168H146V169H145ZM147 168H148V169H147ZM181 168H182V167H181ZM246 168H247V167H246ZM8 169H9V167H8ZM24 169H25V168H24ZM49 169H50V167L47 168V170H49ZM66 169H65V170H66ZM74 169H72V170H74ZM89 169H90V170L92 169L91 171L94 172V173H90L91 171H90ZM93 169H94V170H93ZM95 169H98V171H97V170L95 171ZM121 169H122V171H123V169H124L125 172L123 171V173H122V171H121V174H120L119 171H120ZM126 169H127V170H126ZM130 169H132V171H131ZM233 169H234V168H233ZM3 170H4V168H3ZM5 170H6V169H5ZM27 170H28V169H27ZM34 170L36 171V167L34 168ZM65 170H64V171H65ZM67 170H66V171H67ZM101 170H102V169H101ZM150 170H151V169H150ZM154 170H155V171H154ZM162 170H163V169H161L160 171L162 172ZM176 170H177V171H176ZM198 170H199V169H198ZM204 170H205V169H204ZM209 170H210V169H209ZM226 170L228 171V169H226ZM226 170H225V171H226ZM236 170H237V169H236ZM236 170H235V171L233 170V171H234V172H237ZM244 170H245V168H244ZM15 171H18V169H17V170L15 169ZM15 171H13V177H14V174L16 175V174L18 173V172H17V173H14ZM21 171H22V169H21ZM32 171H33V170H32ZM37 171H39L38 168H37ZM40 171H41V170H40ZM58 171H61V170H58ZM64 171H63V172H64ZM69 171H68V175H69ZM115 171H116V172H115ZM117 171H118V172H117ZM126 171H127V172H126ZM130 171H131V173H130ZM168 171H169V170H168ZM168 171H166V172H168ZM175 171L177 172L176 175H175ZM201 171H202V170H201ZM210 171H211V170H210ZM227 171H226V173H227ZM229 171H232V170H231V167H230V170H229ZM229 171H228V172H229ZM238 171H239V170H238ZM0 172H1V173L3 172V171H1V167H0ZM4 172H5V171H4ZM9 172H8V173H9ZM27 172H28V171H27ZM33 172H34V171H33ZM48 172L50 173L51 171H48ZM82 172H84V176L86 177L85 180H83V179H79V176L81 177V176L83 175ZM86 172H88L89 175H88V173H86ZM95 172H96V173H95ZM106 172H108V171H106ZM158 172H159V171H158ZM169 172H170V171H169ZM169 172H168V173H169ZM195 172H197L196 169H195ZM234 172H233V173H234ZM248 172H249V170H248ZM250 172H251V170H250ZM252 172H253V171H252ZM5 173H7V172H5ZM10 173H9V174H10ZM44 173H45V171H44ZM58 173H59V175H60V173H62V171H61V172H58ZM58 173L56 172L55 174L58 175ZM66 173H67V172H66ZM71 173H72V172H70V175H69V176L73 177V175H72ZM99 173H100V172H99ZM127 173H128V174H127ZM159 173H160V172H159ZM162 173H163V172H162ZM224 173H225V172H224ZM9 174H8V175H9ZM11 174H12V173H11ZM18 174H19V173H18ZM22 174H23V173H22ZM27 174H28V173H27ZM33 174H34V173H33ZM37 174H38V172H37ZM39 174H40V173H39ZM63 174H65V173H63ZM147 174H148V175H147ZM155 174H156V173H155ZM155 174H154V175H155ZM163 174H164V173H163ZM173 174H174V176H173ZM187 174H188V175H187ZM200 174H201V175H202V174H205V171H204V173H200ZM200 174H198V175L201 176ZM206 174H207V172H206ZM206 174H205V175H206ZM228 174H229V173H228ZM231 174H232V172H231ZM6 175H7V174H6ZM6 175H4V177H6ZM20 175H21V174H20ZM31 175H32V174H31ZM35 175H36V174H35ZM40 175H41V174H40ZM57 175H56V176H57ZM65 175L68 176L67 174H65ZM65 175H64V176H65ZM99 175H100V174H99ZM99 175H98V177H99ZM128 175H130V176H128ZM149 175H150V176H149ZM180 175H181V178H180ZM229 175H230V174H229ZM1 176H2V174H1ZM27 176H28V175H27ZM36 176H37V175H36ZM36 176H35V177H36ZM41 176H42V175H41ZM43 176H44V175H43ZM49 176L51 177V176H52V173H50ZM60 176H62V175H60ZM64 176H62V177H64ZM91 176H92V175H91ZM109 176H110V175H109ZM147 176H148V177H147ZM206 176H207V175H206ZM230 176H231V175H230ZM237 176H238V175H237ZM243 176H244V175H243ZM253 176H255V175H253ZM2 177H3V176H2ZM4 177H3V178H4ZM13 177H12V178H13ZM50 177H49V178H50ZM62 177H58V179H56V181L59 180L60 183H61V179H59V178H62ZM82 177H83V176H82ZM82 177H81V178H82ZM96 177H97V176H96ZM122 177H123V176H122ZM189 177L192 179V182H190V184H188L189 181L191 180ZM196 177H197V175H196ZM208 177H209V176H208ZM251 177H252V176H251ZM255 177H257V175H256ZM6 178H8V176H7ZM10 178H11V177H9L8 179H9V181L11 182ZM14 178H16V177H14ZM19 178H20V180H21V179H23L24 177L21 178V177L18 176V177L16 178V182H17L16 184H18V181H17V180H19ZM28 178H29V176L26 177V175H25V179H24V181H26V180L29 181ZM33 178H34V176H33ZM43 178H44V177H43ZM51 178H52V177H51ZM51 178H50V179H51ZM66 178H67V177H66ZM73 178H74V177H73ZM147 178H148L149 180H148ZM206 178H207V177H206ZM227 178H229V177H227ZM257 178H259V177H257ZM8 179H4V181H5V180L8 181ZM44 179H45V178H44ZM50 179H49V180H50ZM68 179H69V178H68ZM71 179H72V178H71ZM170 179H169V180H170ZM232 179H233V178H232ZM260 179H261V178H260ZM0 180H1V179H0ZM13 180H14V179H13ZM13 180H12V183H10V184H13V183H14ZM53 180H54V179H52V182L54 183ZM63 180H64V179H63ZM73 180H74V179H73ZM81 180H83V181H81ZM89 180H91V181L93 182V185H95V184H96V185H99V187H98V186H97V187L100 188V191L102 192V195H101V196H103V197L106 198V199H104V198H103V199H99V198H101V196L99 197V195L101 194V192L99 191L98 188H96L97 190H95V191H96V192L99 191L100 194H99V193H93V191H94L93 189H92L93 191H90V189H88V191L86 190L87 188L91 187V186L87 187V186H88V183H87V182H89ZM199 180H201L200 177H199ZM207 180H208V179H207ZM237 180H238V179H237ZM257 180H258V179H256L255 181L257 182ZM262 180H264V179H262ZM2 181H3V180H2ZM2 181H1V182H2ZM7 181H5V182H7ZM68 181H69V180H68ZM79 181H80V182H79ZM84 181H86V182H84ZM110 181H111L110 179H104V180H103V182H105V189L107 188L106 190H109V189H112V190H113V187H112L113 185H112V186L110 185L112 188H110V186H108V185L110 184ZM121 181H123V179H122ZM246 181H247V180H246ZM259 181H261V180H259ZM1 182H0V184H1V186H2L3 182H2V183H1ZM5 182H4V185H5ZM52 182H51V183L48 182V183H47V187H49V186H48L49 184H50V187H51L52 185H55V184H53ZM64 182H65V181H64ZM64 182H63V183H64ZM219 182H220V181H219ZM229 182H230V181H229ZM233 182H234V181H233ZM261 182H262V181H261ZM263 182H264V181H263ZM20 183H23V182H20ZM20 183L18 184V186L20 185ZM24 183H25V184H24ZM24 183H23L24 186H25L26 184H28V182H24ZM45 183H46V182H45ZM57 183H59V182L57 181ZM60 183H59V184H60ZM65 183L67 184V179H66V182H65ZM85 183H87V184H85ZM98 183H99V184H98ZM156 183H157V182H156ZM168 183H169V184H168ZM172 183H174V184L172 185ZM200 183H202V182H200ZM200 183H199V184H200ZM203 183H204V181H203ZM203 183H202V184H203ZM226 183H227V182H226ZM231 183H232V182H231ZM231 183H230V184H231ZM238 183H239V182H238ZM242 183H243V182H242ZM250 183H251V182H250ZM253 183H254V182H253ZM14 184H15V183H14ZM43 184H44V182H43ZM51 184H52V185H51ZM61 184H62V183H61ZM66 184H65V185H66ZM89 184H91V183L89 182ZM100 184H101V186H100ZM211 184H212V183H211ZM214 184H215V183H214ZM214 184H213V185H214ZM224 184H225V183H224ZM244 184H245V182H244ZM247 184H248V183H247ZM251 184H252V183H251ZM258 184H259V182H258ZM7 185H8V183H7ZM28 185H29V184H28ZM28 185H27V186H28ZM63 185H64V184H63ZM63 185H62V186H63ZM67 185H68V184H67ZM78 185H79V186H78ZM96 185H95V186H96ZM152 185H153V187H152ZM156 185H157L158 187H155ZM174 185H175V186H174ZM195 185H194V188H195ZM245 185H246V184H245ZM261 185H264V183H261ZM261 185H259V186H261ZM5 186H6V185H5ZM11 186H13V188L16 187V186H14V185H10L8 188H11ZM27 186H26V187H27ZM58 186H60V185H58ZM62 186H61V187H62ZM95 186H94V188H95ZM106 186H108V187H106ZM119 186H120V185H119ZM121 186H122V185H121ZM165 186H166V187H165ZM200 186H201V185H199V187H200ZM203 186H204V185H203ZM226 186H227V185H226ZM241 186H242V184H241ZM251 186H252V185H251ZM19 187H20V186H19ZM21 187H22V186H21ZM21 187L17 190V194H16V192H15V194H14V191H13V194H14L13 196H14V198L16 197L15 195H18L19 192H20V193H21V192L23 193V191L20 190V189H22ZM63 187H64V186H63ZM67 187H68V186H67ZM85 187H87V188H85ZM169 187H170V188H169ZM174 187H175V188H174ZM177 187H179V188H177ZM196 187H197V186H196ZM199 187H198V188H199ZM243 187H245V186H243ZM263 187H264V186H263ZM6 188H7V187H6ZM8 188H7V189H8ZM17 188H18V187H17ZM17 188H15V189H17ZM52 188H53V189H52ZM52 188H51V189L49 188V190H54V189L56 190V189H57L56 187L54 188L53 186H52ZM75 188H74V189H75ZM108 188H109V189H108ZM114 188H115V186H114ZM116 188H117V185H116ZM116 188L114 189V192H116L115 190H118V189H119V187H118L117 189H116ZM152 188H153V189H152ZM168 188H169V189H168ZM176 188H177V191H176V192H179V191H180L179 193H175V189H176ZM201 188H202V187H201ZM211 188H212V187L210 186V190H212ZM228 188H229V187H228ZM248 188H250V187H248ZM255 188H256V187H255ZM7 189H5V187H4V189L1 188V190H3V191H1V192H7ZM27 189H29V187H27L26 190H27ZM58 189H60V188L58 187ZM58 189H57V190H58ZM67 189H69V188H67ZM72 189H73V188H72ZM74 189H73V190H74ZM80 189H79L78 191H80ZM84 189L87 191V192L85 191L86 193L83 192ZM102 189H104V187H103ZM121 189H123V187H122ZM121 189H120V190H121ZM162 189H163V190H162ZM173 189H174V190H173ZM202 189H203V188H202ZM202 189H201V190H202ZM258 189H259V188H258ZM4 190H5V191H4ZM9 190H10V189H9ZM19 190H20V191H19ZM26 190H25V191H26ZM47 190H48V188H47ZM57 190H56V191H57ZM106 190H104V191H106ZM192 190H193V189H192ZM192 190H191V191H192ZM204 190H205V189H204ZM251 190H252V188H251ZM18 191H19V192H18ZM28 191H29V190H28ZM56 191H54V192L52 191L53 194L51 193V191H49V192H50V194H52V196H53L54 193H55ZM58 191H60V190H58ZM68 191H70V190H68ZM118 191H119V190H118ZM118 191H117V192H118ZM151 191H152V192H151ZM173 191H174V192H173ZM216 191H217V190H216ZM216 191H213V192H216ZM225 191H226V190H225ZM225 191H224V192H225ZM252 191H254V190H252ZM252 191H251V192H252ZM11 192H12V190H11ZM11 192H9V194H10ZM29 192H30V191H29ZM49 192L47 191V193H49ZM111 192H112V191H110V193H111ZM121 192H123V191H121ZM184 192H185V193H184ZM244 192H245V191H244ZM246 192H247V191H246ZM249 192H250V191H249ZM254 192H256V191H254ZM261 192H262V191H261ZM263 192H264V191H263ZM20 193H19V194H20ZM24 193H25V192H24ZM24 193H23V194H24ZM60 193H61V192H59V194H60ZM174 193H175V195H174ZM205 193H206V192H205ZM241 193H243V192H241ZM247 193H248V192H247ZM0 194H1V196H2V193H0ZM3 194H5V193H3ZM7 194H8V192H7ZM7 194H5V195L2 196L3 199L5 198V196H6ZM11 194H12V193H11ZM25 194H26V197H27V195H28V194H27V191H26ZM25 194H24V195H25ZM64 194H65V193H64ZM72 194H74V193H72ZM72 194H71V196H73ZM88 194H89V193H88ZM112 194H113V192H112ZM112 194H111V195H112ZM116 194H117V193H116ZM123 194H124V193H123ZM125 194H127V193H125ZM149 194H150V196L155 197V199L152 198V197H150ZM153 194H154V195H153ZM232 194H233V192H232ZM256 194H257V193H256ZM21 195H22V194H21ZM57 195H58V193H57ZM60 195H61V194H60ZM177 195H178V196H177ZM185 195H187V196H185ZM209 195H211V192H210ZM227 195H228V194H227ZM240 195H241V194H240ZM244 195H245V194H244ZM8 196H9V195H8ZM28 196H30V194H29ZM52 196H51V197H52ZM64 196H65V195H64ZM66 196H67V195H66ZM71 196H70V197H71ZM92 196H93V197H92ZM130 196H129V197H130ZM160 196H161V195H160ZM170 196H172V197L170 198ZM184 196H185L186 198H184ZM191 196H193V197L195 196V197H196V198L194 197L195 199L192 200V201L195 202V203H193L192 201H189V200L193 199ZM233 196H234V194H233ZM241 196H242V195H241ZM26 197H25V198H26ZM30 197H32V198H31L32 200H30V201H29V199H28V200L26 199V201H25L22 197H20V198H22L23 201H25V204H24V205H27V203H26L27 201H29L30 203H33L32 201H33V197H34V196L31 195ZM30 197H29V198H30ZM57 197H58V196H57ZM62 197H63V196H62ZM96 197H97V198H96ZM98 197H99V198H98ZM127 197H128V196H127ZM129 197H128L127 199H129V201H132V200H130L131 198H129ZM176 197H175V198H176ZM190 197H191V198H190ZM202 197H203V196H202ZM237 197H238V195H237ZM0 198H1V197H0ZM10 198H13V197L10 195V196L8 197V201H7L6 198H5V200H6L5 203H4L3 200L1 199V200H2L1 202L3 203V205H1L2 203H0V205L2 206V207H0V209H1V208H2V209L5 208V209H3V210H6L7 208L9 209V207L11 206V205L9 206V204H13V201H12ZM14 198H13V199H14ZM93 198H94V199H93ZM95 198H96V200H95ZM116 198H117V196H116ZM118 198H120V199H121L120 201H122V199L125 198V197L121 198V197H119V195H118ZM150 198H151V199H150ZM175 198H174V199H175ZM204 198H205V197H204ZM220 198H221V197H220ZM228 198H229V195H228ZM240 198H241V197H240ZM246 198H247V197H246ZM256 198H258V197H256ZM22 199H21V200H22ZM47 199H48V198H47ZM52 199H53V198H52ZM54 199H55V198H54ZM56 199H57V198H56ZM81 199H82V200H81ZM91 199H92V201H90ZM113 199H112V200H113ZM127 199H125V201H126ZM174 199H173L171 202H176V201H174ZM180 199H181V200H180ZM197 199H198V200H197ZM201 199H202V198H201ZM9 200H11V202H10ZM63 200H64V197H63ZM63 200H62V201H63ZM71 200H72V199H71ZM85 200H87V203L84 202ZM93 200H95V202H94ZM98 200H99V201H98ZM104 200H105V201H104ZM116 200L118 201L117 203H116ZM123 200H124V199H123ZM158 200H156V202H157ZM195 200H197V202H196ZM207 200H208V199H207ZM209 200H210V199H209ZM211 200H212V198H211ZM211 200H210V202H211ZM234 200H236V199L234 198ZM234 200H232V201L234 202ZM250 200H253V199L250 198ZM256 200H257V199H256ZM260 200H261V198H260ZM46 201H47V200H46ZM49 201H50V200H49ZM53 201L55 202V200H53ZM53 201H52V202H53ZM56 201H57V200H56ZM60 201H61V199H60ZM64 201H65V200H64ZM88 201H89V202H88ZM125 201H124V202H125ZM127 201H128V200H127ZM150 201L152 202V204H153V202H154L153 205H157V207L154 206V207L152 208L151 205L148 206V205L150 204ZM165 201H166V202H165ZM186 201H187V202H186ZM188 201H189V203H190L191 205L193 204L192 207H191L190 204H188ZM201 201H202V200H201ZM244 201H246V200H244ZM8 202H9V204H8ZM17 202H18V201H17ZM42 202H43V201H42ZM54 202H53V203H54ZM58 202H59V201H58ZM58 202H57V203H58ZM67 202H68V200H67ZM71 202H72V201H71ZM77 202L80 204L79 207H83V208L85 209V210H83V212H82V210H81V209H83V208H81V209L78 208V203H77ZM83 202H84V203H83ZM90 202H91V203H90ZM92 202L94 203V205L97 204V205H95V206H96L97 208H99V209L91 210L90 206H88V205H92V206H93ZM97 202H98V203H97ZM124 202H123V201H122V203L120 202V203H121V206L124 205ZM208 202H209V201H208ZM208 202H207V203H208ZM210 202H209V203H210ZM233 202H231V203H233ZM6 203L8 204L7 207H5V206H6ZM18 203H19V202H18ZM18 203H17V204H18ZM22 203H23V202H22ZM22 203H21V206L23 205ZM30 203H29V204H30ZM45 203H47V205L49 204L48 202H45ZM50 203H51V201H50ZM55 203H56V202H55ZM68 203H69V202H68ZM88 203H89V204H88ZM209 203H208V204H209ZM216 203H217V202H216ZM216 203H215V204H216ZM229 203H230V200H229ZM235 203H236V202H235ZM235 203H233V204L235 205ZM259 203H262V202L259 201L258 204H259ZM15 204H16V201H15ZM15 204H13V205H15ZM17 204L15 205L14 208H16L17 211H18V209H19L20 206L17 207ZM33 204H34V203H33ZM33 204H31V205H33ZM59 204L62 205L61 202H60ZM72 204H73V203H72ZM122 204H123V205H122ZM125 204H127V202H125ZM130 204H131V203H130ZM210 204H211V203H210ZM215 204H214V205H215ZM227 204H228V203H227ZM233 204H232V205H233ZM243 204H245V203L243 202ZM247 204H248V203H247ZM250 204H251V202H250ZM252 204H253V203H252ZM258 204L256 203V205H258ZM4 205H5V206H4ZM13 205H12V206H13ZM19 205H20V203H19ZM31 205H30V206H31ZM35 205H36V204H35ZM43 205H45V204H43ZM43 205H42V207H43ZM47 205H45L44 208L41 207V209H42V210H45V208H48V207H46ZM98 205H99V207H98ZM127 205H129V202H128ZM131 205H132V204H131ZM131 205H130V206H131ZM174 205H175V204H174ZM214 205H212V208H213ZM216 205H217V204H216ZM220 205H221V204H220ZM224 205H226V202H225ZM228 205H230V204H228ZM256 205H255V206H256ZM259 205H260V204H259ZM261 205H262V204H261ZM30 206H29V207H30ZM48 206H49V205H48ZM51 206H53V205L51 204ZM87 206H88V208H87ZM100 206H101V207H100ZM104 206H106V207L108 206L109 208L107 209V208L105 207V208L103 209L102 207H104ZM178 206H177V207H178ZM189 206H190V208H189ZM199 206H198V207H199ZM209 206H211V205H209ZM221 206H223V205H221ZM230 206H231V205H230ZM255 206H254V208H256ZM22 207H23V206H22ZM38 207H39V206H38ZM38 207L35 206V209L38 208ZM93 207H94V206H93ZM149 207L152 208V209H149V210L155 211L156 214H153L152 211H149V210H148ZM177 207H175V208H177ZM195 207H196V206H195ZM198 207H197V208H198ZM216 207H217V206H216ZM218 207H219V206H218ZM223 207H224V206H223ZM234 207H235V206H234ZM238 207H239V206H238ZM238 207H236V208L238 209ZM243 207H244V206H243ZM247 207H248V206H247ZM257 207L260 208L259 206H257ZM10 208H12V207H10ZM14 208H12V209H14ZM33 208H34V206H33ZM39 208H40V207H39ZM101 208H102V210H100ZM125 208H126L127 210H125ZM129 208H130V210H128ZM159 208H158V210H159ZM197 208H196V209H197ZM200 208H201V207H200ZM212 208H209V209L212 210ZM229 208H230V207H229ZM231 208H233V206H232ZM231 208H230V209H231ZM249 208H250V209H249ZM258 208H257V209H258ZM261 208H264V206H262ZM2 209H1V212L3 211ZM22 209H23V208H22ZM28 209L30 210V208H28ZM31 209H32V208H31ZM106 209H107V210H106ZM153 209H155V210H153ZM196 209L194 210L195 213H196V211L199 212V208H198L197 210H196ZM206 209H207V207H205V210H206ZM213 209H214V208H213ZM216 209H217V208H215L214 211H215ZM226 209H227V208H226ZM248 209H249V211L251 210V205H250V207L247 208V210H248ZM23 210H24V209H23ZM23 210H21V211H23ZM25 210H26V209H25ZM25 210H24L23 212H26V213H27V211H25ZM29 210H28V211H29ZM39 210H40V209H39ZM42 210H40V211L42 212ZM111 210H112V208H111ZM113 210H114V209H113ZM131 210H132V211H131ZM201 210H202V208H201ZM205 210H204V211H205ZM219 210H220V207H219V209H218L217 211H219ZM232 210H234V209H232ZM255 210H256V209H255ZM258 210H259V209H258ZM7 211H9V210H6V212H7ZM12 211H13V210H12ZM21 211H19V212H21ZM30 211H31V210H30ZM34 211H35V212H34ZM34 211H32V212L36 214L37 211H36V210H34ZM98 211H100V212L102 211V212H101V216H100V212H98ZM127 211H128V212H127ZM147 211H148V212H147ZM160 211H161V210H160ZM204 211H203V212H204ZM217 211H216V212H217ZM220 211H223V209L220 210ZM220 211H219V212H220ZM225 211H226V210H225ZM251 211L253 212V210H251ZM256 211H257V210H256ZM262 211H263V210H262ZM3 212L5 213V211H3ZM15 212H16V211H15ZM32 212H31V213H32ZM41 212L38 211L37 213H40V214H38V215H41V216H39V219H40V217H41V221H43V220H42V218H43V216H42L43 213L41 214ZM57 212H58V211H57ZM149 212L151 213V215H153L152 218L149 216V215H150ZM179 212H180V213H179ZM181 212H182V213H181ZM201 212H202V211H201ZM210 212H211V211H210ZM210 212L208 211V214H209ZM216 212H215V213H216ZM227 212H229V210H228ZM230 212H231V210H230ZM232 212H234V211H232ZM254 212H255V211H254ZM263 212H264V211H263ZM4 213H1V215L3 216ZM10 213L12 214V212L9 211V213H7V215L10 214ZM28 213H30V212H28ZM93 213H98L99 215H97V214L94 215ZM158 213H159V212H158ZM160 213H162V212H160ZM177 213H178V214H177ZM205 213H207V211H205ZM212 213H213V212H212ZM212 213H211V216L213 217ZM222 213H223V212H222ZM250 213H251V212H249V215H251V214L253 215V213H251V214H250ZM260 213H261V212H260ZM20 214H23V213H20ZM24 214H25V213H24ZM35 214H33L34 217H35ZM53 214H54V213H53ZM53 214H50L51 217H52ZM90 214H91V216H90ZM113 214H114V212H113ZM126 214H127V215H126ZM147 214H149V215H147ZM173 214L176 215V216H174ZM193 214H194V215H193ZM201 214H202V213H200L199 215H201ZM230 214H231V213H230ZM230 214H229V216H230ZM254 214H256V212H255ZM7 215H6V216H7ZM17 215H18V214H16V216H17ZM33 215H29V216L32 217ZM36 215H37V214H36ZM57 215H58V214H57ZM88 215H89V216H88ZM96 215H97V216H96ZM111 215H112V213H111ZM120 215L122 216L121 219L118 218V217H120ZM128 215H129V218L127 217ZM134 215L136 216L135 219H133V218L135 217ZM160 215H161V214H160ZM160 215H159V216H160ZM177 215H179V216H177ZM215 215H216V214H214V218H215ZM235 215H236V214H235ZM260 215H262V214H260ZM2 216H0V217L4 220L6 217H5V215L3 216L4 218H3ZM25 216H27V215L25 214ZM73 216H74V215H73ZM95 216H96V219H95ZM104 216H103V217H104ZM108 216H109V217H108ZM125 216H126V217H125ZM147 216H149V217H147ZM159 216H158V217H159ZM161 216H162V215H161ZM193 216H194V217H193ZM202 216L205 217L204 215H202ZM216 216H217V215H216ZM219 216H220V215H219ZM221 216H222V215H221ZM236 216H237V215H236ZM236 216H235V217H236ZM10 217H11V215H10ZM22 217H23V215H22ZM37 217H38V216H36V217L34 218V219H36V221L38 220ZM46 217L48 218V217H50V216L46 215ZM79 217H80V218L82 217V218L80 219ZM83 217L86 218V219H84V221H85V220H88V221H86V222L83 223V221H82ZM106 217H105V218H106ZM124 217H125V218H124ZM177 217H178V218L181 217V218H179V219H181V220L178 219V221H177V220H176ZM206 217H207V216H206ZM222 217H223V216H222ZM253 217H254V215H253ZM262 217H263V216H262ZM1 218H0V219H1ZM7 218H8V217H7ZM7 218H6V219H7ZM12 218H13V216H12ZM12 218H9V219H12ZM18 218H20V217H18ZM18 218H16V219H18ZM57 218H58V217H57ZM63 218H64V219H63ZM91 218H92V217H91ZM105 218H101V219H105ZM122 218H123V219H122ZM171 218H172V219H171ZM175 218H176V219H175ZM207 218H208V217H207ZM207 218H206V219H207ZM209 218H210V216H209ZM227 218H228V217H227ZM9 219H7V223H8V220H9ZM32 219H33V217H32ZM53 219H54V217H52V220H53ZM70 219H71V218H70ZM78 219H80V220L78 221ZM159 219H160V220H159ZM211 219H212V218H211ZM262 219H263V218H262ZM262 219H261V220H262ZM12 220H13V219H12ZM22 220H23V219H20V222L18 221V222L20 223L19 225H18V222H17V225H18L19 227H20V225H21L20 228H19V227H16V226H13V225H12L13 227H10L8 224H7L8 226H6V225H5V226H6V228L10 227V230L13 229L14 227H16V228H17V229H15L16 232L19 231V230L21 229L22 232L25 231L24 233H26V231H27L28 229H31V230L35 233V230H37V227L41 228V226H43V224H44V223L42 222L43 224L41 223V224H42V225H41V224L39 223V226H38V225L36 224V222H35V224H34V228L36 227V229H34V228L32 229V227H29L28 229L26 228L27 230H24V228L22 229V227H23V225H25V222L27 223V221H26V219H25V220H24L25 222L23 221L24 224L22 225V222H21ZM60 220H58V221H60ZM75 220H76V222H75ZM91 220H92V219H91ZM153 220H154V218H153ZM156 220H155V221H156ZM212 220H214V219H212ZM212 220H211V221H212ZM220 220H221V217H220ZM229 220H230V219H229ZM236 220H237V219H236ZM254 220H256V221H254ZM259 220H260V218H258V217L256 218V215H255V219L253 218L252 221H254L255 224H256V223H258ZM261 220H260V221H261ZM0 221H1V220H0ZM4 221H5V220H4ZM58 221L55 222V223H53L54 225L51 224L52 226L50 225V227H48V228L51 230V227H54V226H55V227H57V226L60 227V226H62L63 224L66 223V222L63 223V221H62V225H60V224H61V221H60V224H59ZM80 221H81V223H80ZM158 221H157V222H158ZM215 221H216V220H215ZM217 221H218V218H217ZM247 221H248V219H247ZM260 221H259V222H260ZM38 222H39V220L37 221V223H38ZM48 222H49V221H48ZM68 222H67V223H68ZM87 222H88V223H87ZM94 222H95V221H94ZM153 222H154V221H153ZM219 222H220V221H219ZM219 222H217V223H219ZM254 222H253V223H254ZM262 222L264 223L263 220L261 221V223H262ZM9 223H10V220H9ZM11 223H12V222H11ZM67 223H66V224H67ZM69 223H68V224H69ZM71 223H70L69 225L72 227ZM78 223L81 224V226L78 225ZM82 223H83V224H82ZM212 223H213V222H212ZM261 223H260V224H261ZM4 224H5V223H4ZM49 224H50V223H49ZM58 224H59V225H58ZM66 224H65V225H66ZM74 224H73V228H71L73 231H75V230H74V227H75ZM103 224L98 225L99 228H103V227H104ZM214 224H215V223H214ZM214 224H212V225H214ZM222 224H224V223L222 222ZM233 224H235V223H233ZM246 224H247V223H246ZM1 225H2V224H1ZM27 225H28V223H27ZM35 225H37V226H35ZM47 225H48V224H47ZM56 225H57V226H56ZM92 225H95V224L92 223ZM108 225H110V226L108 227ZM152 225H153V224H152ZM160 225H161V224H160ZM176 225H177V226H176ZM199 225H201V223H200ZM212 225H211V226H212ZM215 225H216V224H215ZM219 225H221V224L219 223ZM257 225H258V224H257ZM3 226H4V225H3ZM70 226H68V227L63 226V227H64V228H65V227H66V228H69ZM89 226H90V225H89ZM100 226H101V227H100ZM102 226H103V227H102ZM158 226H159V225H158ZM164 226H165V227H164ZM208 226H209V225H208ZM226 226H227V225H226ZM247 226H248V225H246L245 227H247ZM252 226H253V224H252ZM255 226H256V225H255ZM258 226H259V225H258ZM26 227H27V226H26ZM92 227L95 228L96 226H92ZM107 227H108V229H107ZM218 227H219V226H218ZM223 227H224V226H223ZM223 227H222V228H223ZM234 227H236V226H234ZM256 227H257V226H256ZM18 228H19V230H18ZM39 228H38V229H39ZM79 228H80V229H79ZM94 228H93V229H94ZM99 228L97 227V229H99ZM231 228H232V227H231ZM238 228H239V226H238ZM242 228H244V227H242ZM262 228H264V226H262ZM262 228L260 227V229H262ZM2 229H4V228H2ZM52 229H53V228H52ZM54 229H55V228H54ZM57 229H58V227H57ZM57 229H56L55 231L53 230V231H54L53 234H54V233L56 234V232H57V233L59 232ZM60 229H61V228H60ZM82 229H83V230H85V229H86V230H88V229L90 230V229H92V228L90 227V228L87 229L85 226H83ZM97 229H96L95 231H97ZM106 229H107V230H106ZM115 229H116V230H115ZM119 229H121V230H124V229L126 230V229H128V230H127V231H121V230H120V232H119ZM161 229H162V228H161ZM179 229H177V230H179ZM215 229H216V228H215ZM226 229H227V228H226ZM246 229H247V228H246ZM248 229H249V228H248ZM257 229H258V227L256 228V230H257ZM21 230H20V231H21ZM31 230L28 231L29 233H28V232H27V233H28V234H31V232H32ZM41 230H42V231L39 230L40 233L43 232L44 229H41ZM46 230H47V228H46ZM46 230H45V231H46ZM50 230H49V231H50ZM65 230H66V229L62 230V232H64ZM67 230H68V231H67V232H68L67 234H70V233H71V232H69L70 228L67 229ZM86 230H85V231H86ZM112 230H113V232H111ZM143 230H142V231H143ZM166 230H165V232H168V231H166ZM181 230H180V232H181ZM223 230H224V228H223ZM232 230H233V229H232ZM249 230H250V229H249ZM258 230H259V229H258ZM1 231H2V232H1ZM6 231H7V229L4 231V233H5ZM20 231H19V232H20ZM37 231H38V230H37ZM37 231H36V232H37ZM39 231H38V232H39ZM45 231H44V232H45ZM49 231H48V232L46 231V232L49 233ZM51 231H52V230H51ZM70 231H71V230H70ZM73 231H72L73 235H72V233H71L70 236H69V238H71V240H73V238H74V236H75L74 234H75V232H76V231H75V232H73ZM79 231H78V234H80ZM93 231H94V230H93ZM99 231H101V230H99ZM102 231H103V230H102ZM135 231L133 230L132 234H133ZM162 231H163V230H162ZM175 231H176V230H175ZM215 231H216V230H215ZM219 231H220V230H218L216 233L218 234ZM227 231H228V230H227ZM227 231H224V232H227ZM251 231H252V230H251ZM0 232L3 233V230H0ZM7 232H10V231L8 230ZM33 232H32V233H33ZM38 232H37L36 234H38ZM81 232H82V231H81ZM83 232H84V231H83ZM83 232H82V233H83ZM87 232H88V231L85 232L86 235H88ZM89 232H91V231H89ZM122 232H124V233H122ZM172 232H173V231H172ZM176 232H177V231H176ZM213 232H214V231H213ZM221 232H222V231H221ZM235 232H236V231H235ZM10 233H13V232H10ZM10 233H9V234H10ZM20 233H21V232H20ZM40 233H39V234H40ZM59 233H60V232H59ZM59 233H58V235H59ZM64 233L66 234V232H64ZM64 233H62V234L65 236ZM85 233H83V234L85 235ZM99 233H100V232H99ZM104 233H107V234L112 233V234H111V240H109V238H107V234H106V236H105ZM141 233L143 234L144 231L141 232ZM168 233H169V232H168ZM203 233H204V232H203ZM236 233H238V232H236ZM236 233H235V234H236ZM240 233H241V231H240ZM240 233H239V234H240ZM251 233H252V232H251ZM256 233H257V232H256ZM261 233H263V232H261ZM6 234H8V233H6ZM6 234H3V235H4V236H7V238L10 237L9 234H8V235H6ZM13 234L15 235L16 233L14 232ZM39 234H38V236L42 235V237H43V235H45V233H44V234H40V235H39ZM83 234H82V235H83ZM91 234H92V233H91ZM119 234H118V236H121V239H125V236H122V235H119ZM138 234H140V233H138ZM148 234H149V233H148ZM172 234H173V233H171V235H172ZM177 234H178V233H177ZM180 234H181V233H180ZM184 234H186V235H184ZM213 234H215V233H213ZM222 234H223V233H222ZM227 234H228V233H227ZM232 234L234 235V232H233ZM232 234H231V235H232ZM241 234H242V233H241ZM247 234H248V233H247ZM259 234H260V233H259ZM21 235L24 236L23 233H21ZM21 235H20V236H21ZM25 235H26V234H25ZM31 235H32V234H31ZM31 235H30V236H31ZM33 235L35 236V234H33ZM51 235H52V234L49 233L46 237H44L43 240L47 239V237L49 238ZM58 235H57V236H58ZM60 235H61V234H60ZM76 235H77V233H76ZM93 235H94V234H93ZM116 235H117V234H116ZM116 235H115V233H114V237H115ZM130 235H131V234H130ZM134 235H135V234H134ZM140 235H141V234H140ZM140 235H139V236H140ZM150 235H151V232H150ZM174 235H175V233H174ZM178 235H179V234H178ZM181 235H182V234H181ZM202 235H203V236H202ZM223 235H225V233H224ZM229 235H230V234H229ZM243 235H245L244 232H243ZM263 235H264V234H263ZM4 236H3V237H4ZM38 236H37L38 241L41 242V243L44 242L43 240L40 241V238H38ZM52 236H53V235H52ZM52 236H51V237H52ZM54 236L57 237L56 235H54ZM64 236H58L59 239H57L58 241H56V243H58V246L56 245L57 247H59L60 245H62V244H61V242L63 241V240H62V237H64ZM72 236H73V237H72ZM90 236H91V235H90ZM99 236H100V237H99ZM151 236H152V235H151ZM155 236H156V235H155ZM161 236H162V235H161ZM161 236H160V237H161ZM175 236H177V235H175ZM175 236H174V238H175ZM235 236H236V235H235ZM237 236H238V234H237ZM259 236H260V235H259ZM261 236H262V234H261ZM16 237H17V236H15V238H16ZM18 237H19V235H18ZM24 237H25V236H24ZM42 237H41V238H42ZM58 237H57V238H58ZM65 237L67 238V235H66ZM65 237H64V238H65ZM77 237H78V235H77ZM92 237H93V236H92ZM105 237H106V238H105ZM108 237H110V236H108ZM122 237H123V238H122ZM129 237H130V236H129ZM131 237H132V236H131ZM133 237H135V236H133ZM136 237H137V235H136ZM136 237L134 238V239L137 240V242H138V243H137V242L134 241V242L137 244V245L134 244V246L136 247V250H137V251L145 252L147 249L145 250L144 248H146V247L148 246V245H147V233L145 232V233L143 234V236H141L142 238L140 237V239H139V238H136ZM213 237H214V236H213ZM215 237H216V235H215ZM238 237L240 238V236H238ZM238 237H237V238H238ZM249 237H250V236H249ZM4 238H6V237H4ZM4 238H3V239H4ZM10 238H11V237H10ZM12 238H13V237H12ZM12 238H11V239H12ZM15 238H14V239H15ZM25 238H26V237H25ZM31 238H32V237H31ZM69 238H67V240H66V239H64V240L67 242ZM79 238H82V237H79ZM119 238H120V237H118V238H117V237L113 238V240H114V239H115V240H114V242H112V244L115 243V241H116L117 239H119ZM150 238H152V237H150ZM174 238H173V239H174ZM228 238H230V236H228ZM239 238H238V240L236 239L237 242L240 241ZM246 238H247V237H246ZM256 238H257V237H256ZM8 239H9V238H8ZM14 239H12V241H13ZM28 239H30V237H28L27 240H28ZM60 239H61L62 241H60ZM75 239H76V238H75ZM77 239H78V238H77ZM83 239H84V237H83ZM86 239H87V238H86ZM121 239H120V240H121ZM127 239H129V238H127ZM182 239L184 240V238H181V240H182ZM211 239H212L211 241L214 240L213 244H214L215 242H217V240H215V238H214V239L211 238ZM217 239H218V238H217ZM220 239H221V238H220ZM220 239H219V240H220ZM247 239H248V238H247ZM262 239H263V243H264V238L262 237ZM1 240H2V239H1V235H0V242H1ZM4 240L6 241L7 239H4ZM9 240H10V239H9ZM17 240H18V239H17ZM49 240L52 241V239L49 238V239L47 240L48 243H45V242H46V240H45L44 244H45V245H46V244L49 245V242H50ZM54 240H55V239H53V241H54ZM113 240H112V241H113ZM120 240H117V241H119V243H120V242H122V240H121V241H120ZM132 240H133V239H132ZM132 240H131V243H133ZM138 240H140V241H138ZM158 240H159V239H158ZM161 240H162V239H161ZM178 240H180V238L177 236V240H176V241L178 242ZM181 240H180V242H178V243H180V244H178V243L176 242V243L179 245V247H180L181 242H182ZM194 240L196 241V243H194ZM234 240H235V239H234ZM12 241H11V242H12ZM18 241H19V240H18ZM29 241H30V240H29ZM29 241H28V246H29ZM38 241H37V242H38ZM53 241H52V243H53ZM91 241H94V240L90 239V243H92ZM100 241H102V240H100ZM105 241H106V240H105ZM108 241H106V242H108ZM152 241H153V240H152ZM241 241H242V240H241ZM245 241H247V240L245 239ZM250 241H251V239H250ZM258 241H259V240H258ZM7 242H8V241H7ZM11 242H10V243H11ZM13 242L16 243L17 241L15 242V240H14ZM19 242H20V241H19ZM21 242H24V241L21 240ZM21 242H20V243L17 242L16 245H17V244H18V245L21 244ZM35 242H36V240H35ZM39 242H38V243H39ZM83 242L85 243V241H83ZM83 242L80 240L78 243H80V245H81V243H83ZM96 242H97V241H96ZM123 242H124V240H123ZM139 242H141V243H139ZM158 242H160V241H158ZM209 242H210V241H209ZM209 242H207V244H208ZM219 242H220V241H219ZM222 242H223V240H222ZM24 243H27V242H24ZM56 243H55V244H56ZM59 243H60V244H59ZM71 243H74V240H73V242L71 241ZM71 243H70V239H69V243H64V244L66 245V244H71ZM87 243H88V241H87ZM98 243H99V242H98ZM117 243H118V242H117ZM127 243H128V242H127ZM131 243H130V244H131ZM172 243H173V242H172ZM176 243H175V244H176ZM223 243H224V242H223ZM225 243H226V242H225ZM231 243H232V241H231ZM243 243H245V242H243ZM0 244H1V243H0ZM4 244H5V242H4ZM39 244H40V243H39ZM39 244L36 243V245H37L36 247H39ZM44 244H43V246H44ZM55 244L53 243V246H54ZM75 244H77V242H76ZM94 244H95V243L90 244V247H91V245H94ZM112 244L109 246V248L112 247ZM123 244H124V243H123ZM155 244L157 245V243H155ZM163 244H164V242H163ZM195 244H196V245H195ZM211 244H212V242H211ZM227 244H228V243H227ZM246 244H247V243H246ZM246 244H244V245H246ZM260 244H261V243H260ZM8 245H9V244H8ZM16 245H13V246H12V249L15 248ZM31 245H32V243H31ZM73 245H74V244H72V246H73ZM77 245H79V244H77ZM88 245H89V243H88ZM120 245H121V244H120ZM120 245H119V246H120ZM127 245H128V244H127ZM127 245H126V246H127ZM152 245H153V244H152ZM164 245H167V244L165 243ZM172 245H173V244H172ZM172 245H171V246H172ZM182 245H184V246L186 247V245H185L184 243H183ZM208 245H209V244H208ZM221 245H222V243H221ZM249 245H251V244H249ZM1 246H2V244H1ZM1 246H0V247H1ZM6 246H7V245H6ZM9 246H10V245H9ZM23 246H24V244H23ZM40 246H41V245H40ZM43 246H42V248H43ZM68 246H69V245H68ZM74 246H75V245H74ZM96 246H98V244H97ZM113 246H114V248H115V244H114ZM132 246H133V244H132ZM145 246H146V247H145ZM149 246H150V244H149ZM184 246H182V247L185 248ZM202 246H203V247H202ZM206 246H207V245H206ZM206 246H205V247H206ZM209 246H210V245H209ZM209 246H208V247H209ZM211 246H213V245H211ZM211 246H210V247H211ZM219 246H220V245H219ZM262 246H264V244H263ZM25 247H26V246H25ZM46 247H47V246H46ZM49 247H51L52 250H53L52 244H50ZM57 247H54V250H53V251H54L55 253L60 252V251H58V252L55 251V249H56ZM66 247H67V245H66ZM75 247H76V246H75ZM80 247H81V246H79V249H80ZM85 247H86V245H85ZM90 247H89V248H90ZM94 247H95V246H94ZM98 247H99V246H98ZM104 247H105V246H104ZM107 247H106V248H107ZM137 247H138V248H137ZM141 247H142V248L144 247V248L142 249ZM154 247H155V246H154ZM160 247L163 248L164 246L162 247L161 244H160ZM187 247H186V248H187ZM205 247H204V248H205ZM208 247L206 248L207 250H205V249H204V250H205V251H208V249L210 248V247H209V248H208ZM213 247H216V245H214ZM224 247L226 248L227 246L224 244ZM234 247H235V246H234ZM236 247H237V246H236ZM243 247H245V246H243ZM246 247H247V246H246ZM246 247H245V248H246ZM251 247H252V246H251ZM253 247H254V246H253ZM1 248H3V246H2ZM1 248H0V249H1ZM20 248H21V246H20ZM40 248H41V247H40ZM44 248H45V247H44ZM44 248H43V250L45 251L46 248H45V249H44ZM60 248H61V247H60ZM60 248H58V250H59ZM64 248H65V247H64ZM68 248H69L70 250H72L71 253H73V249H72V247H71V248L68 247ZM68 248H67V249L65 248L66 252H67ZM73 248H74V247H73ZM109 248H108V249H109ZM112 248H113V247H112ZM116 248H118V247H116ZM120 248H122V246H121ZM127 248H128V246H127ZM131 248H132V250L130 249V247L128 248V249L131 250V251L129 250V252H131V253H132V252H133V253L135 252V254H139V256H140V254L142 253V252H141V253H138L137 251H134V250H133V247H131ZM161 248H160V249H161ZM218 248H219V247H218ZM10 249H11V248H10ZM16 249H18V246H17ZM16 249H14V250L18 252V250H16ZM79 249H78V250H79ZM87 249H88V246H87ZM93 249H94V248H93ZM98 249H99V248H98ZM128 249H127V251H128ZM140 249H141V250H140ZM148 249H149V247H148ZM153 249H154V248H153ZM194 249H193V250H194ZM211 249H212V250H210V251H214L213 249H215V248H211ZM216 249H217V247H216ZM241 249H242V248H241ZM248 249H249V248H248ZM255 249H256V248H255ZM46 250H49V251H48V252H49V253H48V256H49V255H52V257H54V256L56 255L55 253H53L52 250H51V252H50V248H47ZM62 250H63V249H62ZM78 250L75 248L74 252H75L76 254H78V253H79V254H82V253H80V252H76V251H78ZM90 250H91V248H90ZM100 250H101V249H100ZM109 250H110V249H109ZM109 250H108V251H109ZM114 250H115V249H114ZM144 250H145V251H144ZM151 250H152V249H151ZM164 250H165V249H164ZM167 250H168V249H167ZM182 250H183V249H182ZM187 250H189V248H187ZM187 250H186V251H187ZM197 250H196V251H197ZM224 250H225V252H226V249H224ZM29 251H30V250H29ZM96 251H97V250H96ZM112 251H113V250H112ZM127 251H126V252H127ZM159 251H161V250H159ZM173 251H174V250H173ZM175 251H176V250H175ZM191 251H192V249H191ZM194 251H195V250H194ZM194 251H193V252H194ZM205 251H204V252H205ZM210 251H209V252H210ZM240 251H241V250H240ZM23 252H24V251H22V253H23ZM38 252H39V250H38ZM68 252H69V251H68ZM85 252H86V251H85ZM87 252H88V251H87ZM87 252H86V253H87ZM89 252H90V251H89ZM97 252H98V251H97ZM105 252H106V251H105ZM109 252H110V251H109ZM109 252L107 253V255H108V254H111V252H110V253H109ZM118 252H119V251H118ZM120 252H121V250H120ZM126 252H125V253H126ZM153 252H154V251H153ZM161 252H163V251H161ZM171 252H172V251H171ZM201 252L204 253L203 250H202ZM209 252H208V253H209ZM214 252H215V251H214ZM214 252H212V253H214ZM219 252H220V251H219ZM219 252H218V253H219ZM223 252H224V251H223ZM233 252H234V251H233ZM253 252H254V251H253ZM1 253H2V252H1ZM28 253H29V252H28ZM52 253H53L54 255H53ZM61 253H62V256L66 254V253H64L63 251H61ZM61 253H60V254H61ZM63 253H64V254H63ZM71 253L69 252L68 254L70 255ZM92 253H95V252L92 251ZM92 253H91V254H92ZM100 253H101V251H100ZM102 253H103V252H102ZM102 253H101V254H102ZM125 253H123V254H125ZM133 253H132V254H133ZM150 253H151V252H150ZM163 253H165V252H163ZM163 253H161V254H163ZM184 253L186 254V252H184ZM195 253H197V252H195ZM198 253H199V256H200V254L202 255V253H200V252H198ZM205 253H207V252H205ZM205 253H204V254H205ZM210 253H211V252H210ZM212 253H211V255H212ZM216 253H217V251H216ZM216 253H214V254H216ZM218 253H217V255H219ZM231 253H232V252H231ZM237 253H238V252H237ZM248 253H250L249 250H248ZM263 253H264V250H263ZM2 254H3V253H2ZM18 254H19V253H18ZM46 254H47V251L45 252V257H46ZM97 254H98V253H97ZM97 254H96V255H97ZM105 254H106V253H105ZM115 254H116V253H115ZM121 254H122V253L118 254L121 258H120L119 256H117V258L122 259L123 254H122V256H121ZM128 254H129V256H131V257L133 256V255L130 254V253H128ZM128 254L126 253V255H128ZM142 254H143V253H142ZM147 254H148V253H147ZM147 254H145V255H147ZM157 254H158V252H157ZM174 254H175V253H174ZM225 254H226V253H225ZM233 254H234V253H232V256H233ZM244 254H245V253H244ZM252 254H255V253H252ZM258 254H259V253H258ZM0 255H1V254H0ZM32 255H33V254H32ZM34 255H35V257L37 256L36 253H34ZM38 255H39V254H38ZM73 255H74V253H73ZM73 255H70V256L72 257ZM82 255H83V254H82ZM92 255L96 256L95 254H92ZM92 255H90V256L92 257ZM102 255H103V254H102ZM107 255H106V256H107ZM145 255H144V256H145ZM217 255H216L215 257L218 259V256H217ZM238 255H239V254H238ZM249 255H250V254H249ZM256 255H257V254H256ZM3 256H4V255H3ZM7 256H9V255H7ZM20 256H21V254H20ZM62 256L60 255L59 257H56V258H61ZM65 256H66V255H65ZM70 256H69V260L71 259ZM74 256H76V255H74ZM74 256L72 257L73 259H74ZM106 256H105V258H106ZM111 256H112V255H111ZM111 256H110V257H111ZM136 256H138V255H136ZM139 256H138V257H139ZM147 256H148V255H147ZM153 256H154V255H153ZM182 256H183V255H182ZM204 256H205V255H204ZM221 256H222V255H221ZM22 257H24V256H22ZM29 257H30V256H29ZM77 257H78V256H77ZM77 257L75 258L76 260H77ZM82 257L84 258V256H82ZM85 257H87V256H85ZM91 257H90V258H91ZM96 257H97V256H96ZM107 257H108V256H107ZM126 257H127V256H126ZM140 257H141V256H140ZM163 257H164V256H163ZM179 257H180V256H179ZM212 257H213V256H212ZM234 257H235V256H234ZM246 257H247V256H246ZM253 257H254V256H253ZM1 258H8V257H1ZM32 258L34 259V257H32ZM36 258H37V257H36ZM36 258H35V259H36ZM40 258H41V256H40ZM40 258H39V259H40ZM49 258H51V256H49ZM64 258H65V257H64ZM67 258H68V257H67ZM79 258H80V257H79ZM79 258H78V259H79ZM90 258L88 257V259H90ZM93 258H94V257H93ZM93 258H92V259H93ZM100 258H101V257H100V254H99V258H97V259H100ZM112 258H113V257H112ZM127 258H128V257H127ZM133 258H134V256H133ZM142 258H143L142 261L144 262V257H142ZM147 258H148V257H147ZM147 258L145 257V260H146ZM170 258H171V256H170ZM173 258H174V257H173ZM175 258H176V256H175ZM177 258H178V256H177ZM207 258H208V255H207ZM207 258H205V260H206ZM210 258H211V257H210ZM210 258H209V260H211ZM223 258H224V257H223ZM238 258H239V257H238ZM238 258H237V259H238ZM242 258H243V257H242ZM244 258H245V257H244ZM255 258H256V256H255ZM262 258H263V257H262ZM10 259H11V258H10ZM17 259H18V258H17ZM30 259H31V258H30ZM37 259H38V258H37ZM39 259H38V260H39ZM47 259H48V257H47ZM47 259H46V261H47ZM80 259H81V258H80ZM85 259L87 260V258H85ZM85 259H84V260H85ZM101 259L103 260V257H102ZM101 259H100V260H101ZM106 259H108V258H106ZM128 259H130V260H132V262H134L133 260H134L135 258H134V259H132V258H128ZM139 259H140V261H141V258H139ZM181 259H182V258H181ZM196 259H198V258H196ZM199 259H200V258H199ZM212 259H213V258H212ZM219 259H220V260H217V261H216L217 263L215 262V260H214V261L212 260L211 263L218 264V261H221V260H222L220 257H219ZM227 259H228V258H227ZM259 259H260V258H258L257 260H259ZM38 260H37V261H38ZM41 260L44 261V262H42V261L39 260V261L41 262V264H44V263H45V260H43V259H41ZM50 260H52V258H51ZM50 260L48 259L49 264H50ZM54 260H55V259H54ZM61 260H63V258L60 259V260L57 259V261H61ZM65 260H67L68 262H71V261H69V260L66 259V258H65ZM71 260H72V259H71ZM76 260H75V261L72 260V261L76 262ZM82 260H83V259H82ZM84 260L81 261L82 264H84V263H85V264H88V263H89L88 260H87L88 263L84 262ZM86 260H85V261H86ZM90 260H91V259H90ZM94 260H96V259L94 258ZM102 260H101V263H102ZM108 260H109V259H108ZM108 260H105V259H104V261H105L106 263L108 262ZM118 260H119V259H118ZM130 260H129V261H130ZM137 260H138V259H137ZM173 260H175V259H173ZM202 260H203V259H202ZM202 260H201V262L204 263V262H203L204 260H203V261H202ZM231 260H232V259H231ZM243 260H244V259H243ZM245 260H246V259H245ZM247 260H248V259H247ZM34 261H35V260H34ZM77 261H80V260H77ZM113 261H114V259H113ZM113 261H112V262H113ZM142 261H141V262H142ZM176 261H179V260H176ZM226 261H227V260H226ZM226 261H225V263H226ZM15 262H16V261H15ZM31 262H32V260H31ZM52 262H53V260H52ZM61 262H62V261H61ZM65 262H66V261H65ZM68 262H67V263H68ZM74 262H73V263H74ZM83 262H84V263H83ZM117 262H118V261H117ZM141 262H140V263H141ZM143 262H142L141 264H143ZM173 262H174V261H173ZM206 262H207V261H206ZM222 262H223V261H222ZM243 262H244V264H245L246 261H243ZM248 262H250V261H248ZM10 263H11V262H10ZM20 263H21V262H20ZM26 263H27V262H26ZM33 263H34V262H33ZM33 263H32V264H33ZM38 263H39V262H38ZM47 263H48V262H47ZM47 263H46V264H47ZM58 263H59V262H58ZM73 263H71V264H73ZM76 263H77V262H76ZM81 263H80V264H81ZM90 263H91V261H90ZM97 263H100V262H97ZM122 263H123V262H122ZM128 263H129V262H128ZM130 263H131V262H130ZM146 263H147V261H146ZM28 264H29V263H28ZM30 264H31V263H30ZM59 264H61V263H59ZM63 264H64V263H63ZM65 264H66V263H65ZM68 264H69V263H68ZM74 264H75V263H74ZM93 264H94V261H93ZM114 264H116V262H115ZM117 264H118V263H117ZM119 264H120V263H119ZM123 264H124V263H123ZM161 264H162V263H161ZM164 264H165V263H164ZM172 264H173V263H172ZM192 264H193V263H192ZM209 264H210V263H209ZM222 264H223V263H222ZM229 264H230V263H229ZM232 264H234V262H233ZM249 264H250V263H249ZM253 264H254V263H253ZM255 264H256V263H255Z\"/></svg>", "mask_w": 264, "mask_h": 264}]
</instances>
